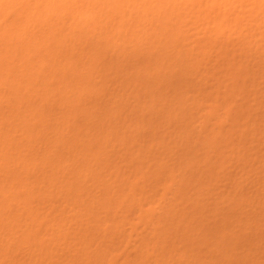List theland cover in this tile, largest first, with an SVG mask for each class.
Segmentation results:
<instances>
[{"label": "rangeland", "instance_id": "374dc122", "mask_svg": "<svg viewBox=\"0 0 264 264\" xmlns=\"http://www.w3.org/2000/svg\"><path fill=\"white\" fill-rule=\"evenodd\" d=\"M14 1H15V0H14ZM17 1H18L19 5H22V4H24V3L27 2L26 0H25V1H24V0H21V2H20L19 0H16V2H17ZM22 1H24V2H22ZM30 1L32 2L33 0H30ZM39 1L41 2L42 0H39ZM39 1H37V2H39ZM58 1H59V2H58ZM81 1H84V0H81ZM114 1H115V2H114ZM119 1H120V2H119ZM125 1H126V2H125ZM131 1H132V0H129L128 3H127V0H122V1H121V0H113V1H112V0H104V1H103V0H88L89 3H87L86 0H85L84 2H80V0H72V1L68 0V1H66V2H68V5H69V3H70V5H73V6H68V5H66V3L63 4V3H64L63 0H56V2H58V3L60 4V6H61V7H60V8H61V10H60L61 13H59V12H58L59 14L57 13V14H58V18H59V16L61 17V16L63 15V13H64V18L61 17L60 20H62V18L65 19V21L68 22L69 24L66 23L64 20H63V23L66 24V25H68V26L70 25L69 28H68V26H65L64 24H62V22L59 21V19L56 17L57 14L55 15L54 13H52L51 15L54 14L55 16H54V15H53V16H48V15H47L48 20H47V19H46V20H47L48 22H45V21H44V22L46 23V24L44 23V25H43V24H40V21H41V20H40V19H37V18H36V19H37V21L39 20V23L36 21L37 24H35V23H34V22H35V19H34L35 17H34V18H33V19H34V22H33V24H32V25H33L32 27H31V25L29 24V20H30V22L32 23V20H33V19L31 20V19H30L31 16H28V17H27L28 21L26 20V23L28 22L29 25L26 24V25H24V27H25V26H26V28H27V27H31L32 29L29 28L30 31H28L29 29L27 30L26 28H23V27H22L24 23H23V24L20 23V24H22V26H21L22 29H23V30H26L25 33L21 31L22 29H21L20 25L18 24V21L20 22V20H18V21H17V24L19 25V26H17L18 31H15V32H18V34L21 32V33H20V34H21V37H20V34H19V37H18L17 33H15V35H17V36H15L14 40L10 39V42H11V43H13V42L15 41L14 43H16V46H20V45H22L23 43H25V41L27 42V40H28V38H27L28 35H27V34H30V33H33V32H34V33L37 32V33L39 34L40 31H41L42 33H44V34H45V33L48 34V31H49V33L51 34V32H53V31H52L51 27H49L50 25L47 24V23H50V22H51V21H49V19H50L49 17H51L52 19L56 17V18H55L56 20L53 19L52 22H57V21H58L57 26H58V25H60V26L62 25V27H64V28H62V27L60 28V26H58V27L55 28V26H54V29L56 30V34H54V35L56 36L55 38H59L58 36L61 37V39H60L61 43H60V41L57 42V44L59 43V44L61 45V47H60V45L58 44V45H59L58 48H56L57 46L54 47V48H50V44H51V42H48V41H47L46 43H44V44H46V47H47L48 49H49V48L51 49V50L49 49L50 52L53 51V52H52V56H53L54 58L57 57L56 60H57L58 58L61 60V58H60L59 55H61V57H64V55H62V54L64 53V51H67V52H68V51H71V52H74V54L72 53L74 56L72 55V57H69L70 60H71L70 62H72V59L75 60V58H74V57H76L75 54L77 53V56H78V54H80V52H81L82 56L79 55V57H81V58H79V59H81V61H79L78 59H77V60H78L79 62H78L77 60H75V61L73 60L74 62H72V63H73L72 66H74V69L72 70L71 68H69L70 70H72L73 72H76V73H77V71H75V70L77 69V67H79L78 71H79V70L85 71L86 68H84V65L87 66V68H88V65H91V64H92V61H93V60H92V59H93L92 52H93V51H95V53H98V54H99V55H98V54H97V55L100 56L99 61H100L101 63H99L98 59H94L95 61H94L93 64H94V67H95V66H96V67H95V68L93 67L94 70L92 69V70L90 71V72H91V73H90V74H91V80L89 79V81H88L87 83H72V79H70V80H71V83H63V84H65V85H66V84H67V85L69 84L68 86H65V85H63L62 83H57V82H55V83H43L44 81L48 82V80H46V78L43 77V76H44L45 74L48 73V72H45V71H46V70H47V71L49 70V67H48V66H49V65H48L49 63H47V62H50L49 59H48V61H45V60H44L48 66H45V62H43V61H42V62H43L44 64H42V66H41V64H39V63H41V62H37V61H36V60H39V59H37L38 57H36L39 53H40V54H39L38 56H42V57L44 56L43 54H45L44 52H45V49H47V48H46V47H43V45H44V44H43V45L41 46V47L44 49L43 52H41V51H42V48H38L37 50L35 49L36 52L38 51L37 53H35L36 55L33 53V54H34V58H32V59H33L32 62H33L34 60L37 62V63H36V62L34 61V67H35V68L37 67V71H36L35 68L33 69V71H34V72H33L34 74H32L33 77H34V78H33V83H28V84H25V85H24V83H21V84L18 83V85H17V83H13L14 85H13L12 83H0V112H2L1 114H3L4 112L7 113V111H6V109H7V107H6V99H5V98L8 97L9 95H10L11 97H13V96H12V95H13L12 92L14 93L15 90L18 92L17 94L15 93L16 96H17L18 94H19V95H20V94H23V95H26V96H24L25 98L28 97V96H30L32 99H33V98H36V99H33L34 101H32V102H33V105H40V102H38V101H41V104L43 103V106H44L46 100L43 102L42 99L40 100V98H38V96L36 97V95H38V94H39V95H43V94H44L43 97L47 98L46 96H47V94H48V96L50 97V99H48L49 101H47V103H46V105L44 106V108H42L43 106H42V107H41V106H38V108L41 107V108H39V110H41L42 112H44L45 115H46V112H45V111H47V110H49V111L52 110V111H53V112L51 111L52 113H47V115H48V116L51 115L50 117L53 118V119L48 118V116H47L46 118H48L47 120H49V121H52V120H53L54 122H56V123H54L55 125L52 123L53 121H52V122H49V121L46 120V121H47V123H46V124H47V127H46V128H45V127L42 128V130H46L47 133H44V135L47 136V137H49V138H48V140H49V139H51L52 137H55V136H53V135L51 134V132H50V130L52 131V129H49L50 126L52 127L53 125H54V126H56V125H57V126H58V125L60 126V125H61V124H59V122H58L59 120L61 121V118H60L59 120L57 119L58 121H56V119H54V118H55L56 116H58V112H59L58 110H60L61 112H63V111L66 110V108L64 109L63 104H62L63 107L61 106V101L66 100L64 94H65V92L68 93V91L70 90L69 88H71V91L74 90L73 92H70V93H71L70 95H71L72 97L74 96V95H72V93L74 94V92L77 91V92H75V95L77 96L76 98H79L80 96H78V94H80V92H81V94H80L81 97L79 98V99H81V100H79V102H80V106H81L82 108H84V109H83L84 111H82V113L84 112V113H83L84 116L82 117L81 112H78V113H79L78 116H79L81 119H77V118H79V117L76 116V118L74 119V121H72L73 123L76 122V123H74V125H75V124H78V126H77V125H75V126H77V127L80 128V125L82 126V124H84V122L86 121V119H88V122L86 121V123H88V125L85 123L86 125L84 124L85 127L82 126V128H83L82 130H85V131H87V132L89 133V131H90V129H91V135H94V136H96V135L99 136V133L97 134V133H95V132H96V131H97V132H100V131L103 130V128H104V130L102 131V132H103L102 134H104V132L106 133V132L108 131V129H109L108 127H110L111 129H112L113 127H115V129H119V131H117L116 134H118V136H119L120 133H121V137H122V139H121V138H118V136H116V135H114L113 138H112L111 136H112L113 134H112V135H111V134H108V137H107V136H104V137H103V135L100 134V135H102V137H101L102 142H101L100 147H99L98 150L100 151V149H102L101 151H104V152H102L103 154H105V155H103V156H102L101 151H100V155H101L102 158H103L104 156L106 157V156L108 155V156L105 158L106 160H107V158H109L108 161L104 160V158H103V159L101 158L102 160H100V162H99V160H97V161H96V160H95V161H89V163H88V168H87V169H88V170L91 169V173H88V172H90V170L88 171L87 169H85V171L87 170V171H86V172L88 173V176H87V177H89V178L87 179V177H86V175H85V174H87V173L83 174V173H84V172H83L84 169L81 170L82 173H80V174H83L82 176H80L82 179H80L79 176H78L79 179L77 178V180L80 181L79 183H81V182L83 183V184L81 183V186L83 187L82 189H84V192L86 193L85 190H87V192H88L89 194H91L92 189H93V191H94L93 193L97 194L96 192H98V190H99L98 188H100V190H101V189H102L103 187H105V186H107V188H108V187L110 188L111 186H113V187H111V188L109 189V192L111 193V191H113V190L117 187V186H116V185L118 184L117 182H121V183H120L121 185H120V184H119V185H120L122 188H119L120 190L118 189L119 192H117L118 190H117V188H116L117 191H116L115 194H117V195H115V194L113 195V194H112L113 196H111V194L108 193V194H110L111 197H113V198H111V202H112V199H113V202H112V203L110 202V203H111L110 205H108V204H109L108 201H109L110 199H109V200L107 199V202L105 201L106 198H105L104 195L107 196L108 194H102V193H103V190H102V191L99 190V193L96 195V196H98V195L101 193V194H100V195H101L100 197H103V196H104V197L102 198V199H104V200H101V201H100V202H101V205H102L101 207L104 206L103 204L108 203V204H106L105 206L109 207L108 209L110 210V211H109V210L107 211V209H106L107 212H110V215H109V213L104 212V209L102 210V208H101V209H100V208H97V210H98V209H99V210H98L97 212L95 211L96 214L99 213L98 216H100V214H101V216H100L99 218L97 217V220L101 219V220L104 221V219H108L110 222H111V220H112L111 223L108 221V223H109V224H108V228H107L108 231H109V229L111 228L110 226L114 227V225H115L114 223H115L117 220L119 221V223H117V222H116V223H117L118 225L123 226V228H125V230L123 229L122 231H126V230L129 228V229H128L129 231L124 232V234L120 232L121 234L119 233V234H118V237H117V233L119 232V231H118V228H116V230L118 231L117 233H115L114 231L111 232V233H115V236H116V237H115L114 234L111 235V236H113V240H114V241H115V239H116V240L118 239V240L115 241V242H114L113 240H112V242H111V240H110V244H111V243L114 244V245H113L114 248H112L113 251H110V250H108V251L111 252V253H113V252L115 251L114 253L116 254L117 251H118L119 249L121 250L120 252L118 251V252L121 254V256H119V255H120V254H119V255H118V256H119L118 259H116V261H119V262H115V263H118V264L120 263V264H121V261L125 259V255H126V253H127L128 255H131V254H132V256H131L132 259H134V258H135V255H137V253H135V251L133 250V248L127 246L129 249L126 250V248H123V246H124L125 244H124L123 246H122V244L124 243V240H125V242H126V239L128 238V233H131V232H130L131 227H129V226H132V225H133L132 222H135V220H136L135 218H137V217H136V216H137V213L140 212V210H139L137 207H135V206H136V203L133 201V198H134L133 196H134V195H135V196L137 195L136 197H137V200H138V199H139V198H138L139 193L137 194V191L140 190V189H141V191H144V189H145L146 187L149 186V189H151V190H149L148 188H146L145 191H144L145 194L142 193V192H140V193H141V194H140L141 196L139 195V197H140V199H141V201H142V195H143V196H144V195L146 196V192L148 191V192H147V196H146V197H148V198H146V200H148V199L150 198V200H149V203H150V204H148V202H146V201L144 200V199H145L144 197H143V198H144V199H143L144 201H142V202L139 201V202L141 203L142 206L144 205V206H143V209H145L147 205H149V206L152 205V207H154V206L156 205V207H157V206L159 205V203H160L159 200L162 201L160 204L163 205V203H164V204L167 203V205H169L168 207H171L170 204H168V203H172V202L174 203V202H175V204H177V206L173 204V205H174L173 208H172V209H169V210H168V208H166V207H167V206H166V207H165L166 209L164 208V212H162V213H160V214L157 213V215H156V214L154 213L155 216H153V221L157 219V218L154 219V217L162 216L163 213H165V214L168 215V213L165 212V211H169V213H170L171 215H172V212H173V213H174V212H178V210H179L178 213H180V212L183 211V210H185L186 213H187V214H186V213H184L185 211H183V214H182V212H181L178 216H177V215H172L173 218H170L171 215H168V216L166 215V216H165V219H164V220L162 219V220H163L162 222H159L158 224H157L156 222L151 223V224H154V223H155V224L158 225V226H159L160 223H162V224L160 225V228H161V229H160V228L157 229V230H159V232H161V233L164 232L165 227H166V226H169L168 223H170V224H171V223H172V224L174 223V226H176V225H175L176 220H177L178 218H180V217H179L180 215L182 216V218H183L184 220H186V221H183V222L188 223V224H187L188 226H189V222L187 221L188 219L190 220V222H191L192 220L194 221V222L192 221V222L190 223L191 225H193V223L195 224V221H196V220H197V222H201V223H199V224H202V222H204V224H205V223L208 224V225H206V224L204 225V224H203V225H204V228L207 227V229H204V228H203L202 231L199 229L200 227L198 226L199 224H198L197 222H196V225H194V226H191V225H190V227H189L190 230H191V231L194 230V232L192 233V232L189 230V232H190L189 234L192 233L191 236H193V237H191V236H189V235H188V236L191 237V238H196V237H194V235L196 236V233H197V235L199 234V235H201V236L198 235L199 237L197 238V240H196V239H195V240L193 239V241H194V242L192 241V244H193V245H192L191 243H188L189 245H186V244L184 243V240H185V239L183 238V239H184V240H183V243H184V245H186V247L182 244V242L179 244V240H178L179 238L176 237V236L174 237V235H173V234H177L179 231H182V232H183V230H180V229H184L185 227H184L183 225H185L186 223H185V224L183 223V225H181V227L183 226L182 228H180L179 226H177L179 229H176V227H175V229H176L177 231H176V232L174 231V232L172 233V237L177 238V240L175 239V242H174V243L177 245V247H175L176 245H174V247H175V248H173L174 250L177 249V248H178L177 250H181L182 248L179 249L180 246H181V247H184L186 250H187L188 248L192 249V247H194V246L196 245V246L193 248V250H189V253H190V254H189V257L191 258V259H189L190 261L188 260V258H189V257L187 256L188 253H185V254H184V255H186V256H184V257H186L185 259H186V261H187V264H189V262H190V264H205V262H206V264H217V263H218V264H219V263H220V264H225V262H226L227 260H226V258H224V254L229 258V256H228V252H229L230 250L233 251V252L231 253V251H230V252H229V255H230L232 258L235 259V260H234V259L232 260V263H233V264H236L237 262H238V264H242L243 262H244V264H251L252 261H253L254 264H255V263H256V264H264V245H262V244H264V243H261V242H260V241H264V231H262V230H264V228H262V227H264V226H262V225H264V217H262V216H264V215H262V214H264V213H262V214L259 215V211H260V213H261V212H264V209H262V208H264V204H262V202H264V191H262V190L260 189L261 187H264V186H262V185H264V178H261V177H260L261 174H262V176H264V173H262V172H264V169H262V168H264V163L260 164L261 162H264V159H262V158H264V155H262V152H264V149H261V148H264V141H260V140L264 139V119H262V117H264V105H262V107H261V105H260V104L264 103V102H262V101H264V80H262V79H264V75H262V73H264V71H262V73L259 71V70H262V68H264V66L259 65L260 63H261L262 65H264V60H262V59H264V58L261 59V57H262V56H261V53H262V55H264V45H262V44H264V43H261L262 41H264V37H262V38L259 37V35H261V36L264 35V23H262V22H264V20H262V19H264V17H262V16L259 17L261 14L264 15V13H262V12H264V11H261L262 9H264V7H261V6H264V0H260L261 2H260L259 0H257V1L255 0L256 2L253 1V2H255V4L253 3V4L255 5V6H254L255 10H254V8H253V6H252V5H253L252 2L250 3L248 0H246L247 3H246V1H244V0H243L244 2H243L242 0H239V1H238V0H231V1L227 0V2H230V4H231L232 7H233L234 3L237 2V4H235V5H236L235 8L233 7L234 9L228 6V3H226V0H225V2H224L226 5H224L223 0H218V2H221L222 5H224V6H228L229 9H230V12L233 11V14H234V15H232V16H234V18H236V16H235L236 14H235L234 12H238V11H241V12H242L243 9L246 10V8H247V9L249 8L250 11H249V10H248V11H249V13H251V16H252V14H255V15H254L255 17L252 16V18L249 19L251 16L249 15V17H248V15H247V14H248V11H247V10H246L247 13H246L245 11H244L242 14H241V12H238V13H237V15H238V19H240L239 16L241 17V15H243V14L245 13L244 16H242V18L244 17V19L241 18L240 21H237V24H238V22H239L238 26L240 27V29H239L238 26H236L237 24L234 25V21H236V20H238V19L235 20V19L233 18L234 21L232 20V22H231V18H229V16H230V17H232V16L230 15V12H229V16H228V12H227V11H228L229 9H226V8H228V7H224V8H225V9H224V8H222V7H223L222 5L219 6V4H221V3L217 4L218 2L216 3V2H214L213 0H212V2H210L211 0H203V3H202L201 0H200V4H202V5L200 6V9H202V12H201L200 14H202V13L204 12L205 14H203V16L206 15V16H205L206 18H205V17H202V15H201V17H202V19H200L201 21L199 20V17H200L199 12H200L201 10H199V8H197V9H198V10H197L198 12H197V11H193L194 9L196 10L195 7H196L197 3H199V0H193V2H194L195 5H194V9L192 10V12H193L192 15H195V12H196V15H198V16H197L198 19H193L194 21L191 20V19H189V18H193L192 15H191L190 17L187 16V15H190V13H191V12H190V11H191L190 9L193 8V7L190 8V4H193V3L189 2V1H191V0H189V1H188V0H174V1L172 0V2L170 1V4H167L168 2H166V3L164 2V3H165V4H164V3H163V0H162V1H161V0H155L156 2H155L154 0H150V1H149V0H147V1H146V0H134V3H135L134 5L132 4L133 2H131ZM136 1H137V2H136ZM184 1H186V3H185ZM187 1H188V2H187ZM235 1H236V2H235ZM240 1H242V3H244V4H241ZM251 1H252V0H251ZM12 2H13V1L11 0L10 4H15V3H12ZM77 2H78V3H77ZM122 2H124L125 4L122 3ZM153 2H154L155 4H153ZM180 2H181V3H180ZM213 2H214V4H213ZM238 2H239V4H238ZM18 3H16V4H18ZM75 3H77V5H74ZM111 3H112V4H111ZM158 3H161V4H158ZM245 3H246V4H245ZM256 3H259L260 6H257ZM33 4H34V3H33ZM36 4H37V3H36ZM55 4H56V3H55ZM120 4H121V6H119ZM136 4L138 5L137 7H140V9L137 8V7L135 6ZM151 4H152V7H151ZM166 4H167V5H166ZM188 4H189V5H188ZM215 4H216V5H215ZM247 4H248V5H247ZM19 5H17V6H19ZM25 5H26V4H25ZM29 5H32V4H29ZM125 5H126V6H125ZM131 5L133 6L132 8L130 7ZM139 5H140V6H139ZM145 5H146V6L149 5V9H148L147 7H145ZM162 5H163V6H162ZM165 5H166V6H165ZM168 5H169L170 7H169ZM171 5H172V6H171ZM175 5H176V6H175ZM178 5H179V6H178ZM181 5H182L183 7H180ZM198 5H199V4H198ZM217 5H218L219 8H217ZM241 5H243V6H242L243 8L241 7ZM65 6H68V7H70L71 9L67 10L68 7H65ZM81 6H82L83 8H82ZM101 6H103V7H101ZM107 6H108L109 11L107 10ZM142 6L145 7L146 9H148V11L146 10V11H147V14H148V15H147L148 20H147V18H145L146 15L143 14V13H144V12H143V11H144V10H143L144 8H143ZM153 6H154V7H153ZM161 6H162V7H161ZM164 6H165L167 9H166ZM167 6H168L169 8H168ZM191 6H192V5H191ZM202 6H204V8H207L209 11H208L207 9H206L207 12H206L205 10L203 11ZM247 6H248V7H247ZM4 7H6V5L2 6L3 9H2V8L0 9V11L2 10V11L0 12V19H1V17H3L2 14L6 13V12H5L6 10H5ZM13 7H14V6H13ZM13 7L11 8L13 11H15L16 9L19 10V7H16V5H15L16 8H14L15 10L13 9ZM42 7H44V5L39 6V7H38V11H39V9L42 10ZM64 7H65V8H64ZM110 7H111L112 9H111ZM118 7H120V10H118V9H119ZM128 7L131 8V9L133 10L134 13L131 12L132 10L130 11V9H129ZM159 7L162 8V9L159 10ZM163 7H164V8H163ZM175 7H176L177 9H176ZM178 7H179V8H178ZM187 7L189 8V10L187 9ZM240 7H241V8H240ZM256 7H260V8H257V9H256ZM32 8H33L32 6H31V7L29 6V9H32ZM60 8H59V9H60ZM101 8H102V9H101ZM134 8H135V9H134ZM154 8H155V9H154ZM171 8L174 10V12H173L174 15L176 14V11L178 12L179 16H178V14H176L175 16H178V18H182L183 21L186 20V21H184V22H186V23L188 24L187 26H186V24L182 25L181 23H183V21L180 23V24H181L180 27H183V29L181 28V31H180V32H182V33L186 32V33H185L184 35L182 34V36H183L184 38L181 37V34H180V33H179L180 36H177V34H176L177 37L175 36V38H178L179 40H178V39H177V40L174 39V40H175V41H178V44H176L177 42H174L173 40L170 39V37H172V39H173V35H175V33H174V32H175V29H174V28H175V26L178 24V21H177V24L174 23V22H175L174 19H178L177 17L175 18V16H172L173 19H170V20H169V18H168L169 11H173V10H170ZM174 8H175V9H174ZM239 8H240V9H239ZM261 8H262V9H261ZM11 9H10V12H11ZM29 9H28V10H29ZM79 9H80L81 11H80ZM82 9H83V11H82ZM92 9H94V10H92ZM110 9H111V10H110ZM136 9H138V10H136ZM178 9H179V10H178ZM181 9H183V10L186 9V10L188 11L187 13H189V14H187V13L185 14L184 11H182ZM218 9L221 10V12H222V11L225 12L224 10H226V12H227V18H228L227 21L229 22V20H230L229 23H231V26H230V24H229L227 21H226V22H227V24L230 26V29H229V30H231V29L234 27V28H233L234 30H231L233 33L231 32V34H230V31H228V28H227L228 25H226L225 20H223V19H224V18H223V17H224L223 14L226 15V12H225V13L222 12V14H221V12H220ZM232 9H233V10H232ZM235 9H236V10L238 9V10L236 11ZM33 10H35V9H33ZM45 10H46V9H45ZM45 10H44V12H45ZM84 10H85V11H84ZM102 10H103L104 12H103ZM134 10H135V11H134ZM140 10H141V11H140ZM155 10H156V11H155ZM158 10H159V11H158ZM162 10H164V11L162 12ZM166 10H167V13H168L167 15H165V14H166V13H165ZM186 10H185V11H186ZM256 10H257V11L259 10V11L256 12ZM58 11H59V10H58ZM62 11H63V12H62ZM76 11H77V12H76ZM89 11H90V12H89ZM111 11H112V12H111ZM117 11H118V12L120 11V12L118 13ZM149 11H151V12L149 13ZM157 11H158V12H157ZM160 11L162 12V14L165 13L164 15H162V14H161V15H162L164 21H167V22H166L167 24H166L165 22H163V19H162V18H160V17L158 18V15H159V12H160ZM254 11H255V13H254ZM8 12H9V10H8ZM39 12H42V13H43V11H39ZM67 12H68V13H67ZM78 12H79V13H80V12H85V13H88V14H83V15H82L83 17H82V16L78 15V14H79ZM106 12H107V14H106ZM126 12H127V13H126ZM140 12H143V13H140ZM179 12H180L181 14H180ZM218 12H220V13L218 14ZM252 12H253V13H252ZM24 13H25V12H24ZM42 13H41V14H42ZM45 13H46V12H45ZM48 13H50V12H48ZM90 13H91V14H90ZM111 13H112V14H111ZM113 13H114V14H113ZM128 13H129V14H128ZM170 13H171V12H170ZM25 14H26V13H25ZM30 14H32V13H30ZM33 14H34V13H33ZM35 14H37V13L35 12ZM35 14H34V15H35ZM68 14H69V15H68ZM71 14H73V16H75V18L72 17V16H70ZM100 14H101V15H100ZM103 14H105V15H103ZM110 14H111V16H110ZM121 14H123V15H121ZM133 14H135V16H134ZM140 14H143V15H140ZM171 14H172V13H171ZM171 14L169 15L170 17H171ZM231 14H232V13H231ZM239 14H240V15H239ZM259 14H260V15H259ZM10 15H11V17H12L13 14H10ZM34 15H33V16H34ZM38 15H39V13H38ZM38 15H37V16H38ZM49 15H50V14H49ZM76 15H77V17H76ZM84 15H85L86 18L84 17ZM87 15H88V16H87ZM127 15H131V16H130L131 18H129V16H127ZM132 15H133V16H132ZM181 15H183V16H181ZM208 15H209V16H208ZM220 15H223V16H220ZM245 15H247V16H245ZM258 15H259V16H258ZM43 16H44V13H43ZM65 16H66V17H65ZM68 16L71 18V19H70V20H72L71 22H70L69 19H67ZM89 16H90V17H89ZM104 16H105V18H104ZM120 16H121V17H120ZM123 16H125V17H123ZM136 16H137V17H136ZM140 16H141V17H140ZM143 16H144V17H143ZM155 16H156V19H154ZM180 16H181V17H180ZM185 16H186V17H185ZM38 17H39V16H38ZM110 17H111L112 19H111ZM117 17H119V18H117ZM138 17L140 18V20H139ZM151 17H153V18H151ZM195 17H196V16H195ZM197 17H196V18H197ZM245 17H247V18H245ZM256 17H259L260 19H259V18H256ZM24 18H25V17H23V19H24ZM40 18H43V17H41V15H40ZM77 18H78V20H77L78 22H77V21L75 22V20H76ZM84 18H85V19H84ZM89 18H90V19H89ZM132 18H133V19H132ZM143 18H145V20H142ZM210 18H211L212 21L209 22L208 20H210ZM219 18H220V20H219ZM225 18H226V16H225ZM253 18H254L255 21L253 20ZM44 19H45V18H44ZM79 19H80V20H79ZM129 19H132V20L130 21ZM151 19H153V21H152ZM166 19H167V20H166ZM204 19H205V21L207 20V22H205ZM221 19H222L223 21H222ZM246 19H247V20H246ZM248 19H249V20H248ZM24 20H25V19H24ZM54 20H55V21H54ZM83 20H84V21H83ZM92 20H93V22H92ZM94 20H95V21H94ZM104 20H105V21H104ZM171 20H172V21L174 20V21L171 23V22H170ZM195 20H196V21H195ZM197 20H199V21H197ZM202 20L204 21L205 24L203 23ZM214 20H219V22H222V23L224 22V23H225V27H223L224 25H222V29H223V31L225 32V34H224V32H222V37L225 38V39H224L225 43H227V42H228V43H227V44H222V45H225V46H223V47H224V51L227 50L226 54H227L228 56L225 55V54H223V53H222V55H221V54H220L221 51H220V53H218V52H219L218 49L221 48V47H219V45H220L221 42L223 43V38L221 37V34H220L221 32H220V30L218 31V32H220V33H218L219 36H216V35H217V32H215V33H216L215 35H214V32H211L210 34H209L210 31H207V32H206L207 39H209V40H213V41H215L216 44H219V45H217L218 47L216 46L218 49H217V48H216V49L213 48V49L215 50V52L218 51V52H216V53L213 52L214 55L217 57V59H216V57H214V55H213V53H212L213 49H212V50H208V52L212 53V54H211L212 56H211V55L209 56V53H208V52H207L208 56H206V58H205V55H207V54L204 55L203 52H202V53H201L202 55H201V54L199 53V52L201 51V50H200V47L198 46L199 43L197 44V47H199V48L195 49L196 47H194V50H198V49H199V51H196V52H198V54H200L201 56H204L203 59H202V57H201V60H204V59H205V61L210 62V63H207V64H208L209 66L212 65V66H211L212 68H213V63H215V61H212L213 59H215L216 61H218L219 58H220V60H221V59H222V60H223V59L226 60L225 58L228 57V59L230 58V62H231L232 58H234V59L236 58V59H237V58L239 57V56H237V55L240 54L239 59L241 60V59L243 58L245 61H247V62L244 63V62H242V60H243V59H242L240 63H242L243 66H244V64H245V68H246V66H247V68H246V70H244L245 68L242 67L243 70H242V68L240 69V71L237 70L239 66L241 67V65H238V62H237V61H239L238 59H237L236 61L233 59V60H232V63H233L234 65L237 63V64H236V67H237V68L234 66V68H232V71H233V70H236L237 72L239 71L240 73H241V71H242L241 74L243 75V74H244L243 71H246V73H249L250 70L254 69V70H253V73H254V72H256V73L253 74V73H251V72H252V71H251L249 74H251L252 76H251V75H250V76H249V75L247 76L246 73H245L246 75H243V76H242V75H240V73L238 72V74H239L240 77H242V78H247V79H246V80L242 79V80H244L246 83L243 82V81H241V79H240V81L242 82V83H240V82H239V79H238L239 76H238V77H235V76H234V78H236L237 80H234V79H233V80L236 81V82H237V81L239 82V83H236V82L233 83V84H235V85H234V88L237 87V88H236L237 91H236V89L232 88V87H233V84L231 85V81H232V80L230 81L229 76H228V79H229V80L226 79L227 77H226V78L222 77L223 75H224V76L229 75V74L225 75V73H223V72L221 71V70H223V67H225V66H222V64L225 65V64L223 63L224 61L222 62V60H221V63H220V61H218L217 65H214L215 67H214L213 69H212V68H209V66L206 67V66H205L206 64L204 63L205 61H199V62H198L197 60H195V59H197L198 57H199V59H200V55H198L197 57H196V56H193L195 51L193 52V54H191L190 51L193 50V47H192V50H190L189 48L186 47V46H189V45H190V47H191V45L193 46L194 43H193V44L190 43V44L188 45V42H193L194 40H196V36H198L199 38H200V37H203V36H201V35H203L202 32L204 31V28H205V27L210 26V25H215V28H216V24L218 23V21H214ZM242 20H243V21H242ZM250 20H251V21H250ZM256 20H257V21H256ZM260 20H261V21H260ZM22 21H23V20H22ZM22 21H21V22H22ZM103 21H104V23H103ZM121 21H122V22H121ZM123 21H124V24H123ZM135 21H136V22H135ZM138 21H140V22H138ZM141 21H143V22H141ZM157 21H159V22H157ZM189 21L191 22V24H193L192 26H194V24L196 23L195 26L197 27V29L200 28V27L202 26V23H203V25H205V27H203V26H202L203 28L201 27L203 30L201 29V32H199V33H201L200 35H199V33L196 34V31L198 32L200 29L197 30L196 28L191 27V24L189 23ZM247 21H248V22H247ZM252 21H254V22H252ZM258 21H259V22H258ZM23 22H24V21H23ZM59 22H60V23H59ZM79 22H80V23H83L84 25L87 24V25H88L87 27H89V28L86 29L87 27L85 26V28H84L85 30H84V29H83V26H84V25H83V24L80 25ZM89 22H91V24H90ZM95 22H97V23H95ZM117 22H118L119 24H117ZM128 22L130 23V25H129ZM133 22H134V23H133ZM151 22H152V23H151ZM154 22H155V24H154ZM156 22H157V23H156ZM161 22L164 23V24L162 25ZM197 22H199V23H201V24H199V23L197 24ZM208 22H209V23H208ZM212 22H213V23H212ZM216 22H217V23H216ZM241 22H244V23L242 24ZM251 22H252V24H251ZM257 22L260 23V24L262 23V24L259 26ZM42 23H43V22H42ZM70 23H72V25H71ZM74 23H75L76 26H77V24H78L79 30H80V28H81V30H84V32L86 31L87 33H86V32L84 33V32L81 31V30L77 32L76 29L78 30V27L76 28L75 25H74ZM85 23H86V24H85ZM115 23H116V24H115ZM210 23H211V24H210ZM215 23H216V24H215ZM224 23H223V24H224ZM249 23H250V25H251V27H252L250 30H248L249 28L246 27V26L244 25V24H246V25L248 26ZM17 24H16V25H17ZM93 24H95V25H94L95 27L93 26ZM101 24H102V25H101ZM104 24H105V26H106L107 28L104 26ZM107 24H108V25H107ZM137 24H138V26H141V27H139L140 29L138 28ZM146 24H148V26L145 28V25H146ZM171 24H172V25H171ZM180 24H178V25H180ZM208 24H209V25H208ZM27 25H28V26H27ZM38 25H42V26H44V28H42L41 26H39V28H37ZM73 25H74V27H75L76 29H75V28H72ZM79 25H80V26H79ZM90 25L93 26V29H92V27H91ZM96 25H98V26L100 27V29H99V27L96 26ZM153 25L156 26L157 29H156V28L153 29V27H154ZM161 25H162V26H161ZM164 25H166V26L164 27L165 29L163 28ZM178 25H177V26H178ZM197 25H198V26L200 25V26L198 27ZM206 25H207V26H206ZM232 25H234V26L232 27ZM240 25H241V26H240ZM242 25L245 26V29L243 28ZM168 26H170V27H168ZM171 26H172V27H171ZM177 26H176V27H177ZM184 26H186V27H184ZM189 26H190L191 28H193L194 31L196 30V31H195L196 36H194L195 34H194V31H192V29H190V30L188 29V30H187L188 33H187L186 30L184 31V29H187V27L190 28ZM226 26H227V27H226ZM235 26H236V27H235ZM254 26H255V28H254ZM256 26H257V27H256ZM33 27H34V30H33ZM35 27H36V28H35ZM45 27H46V28H45ZM66 27H67V29H69V31H72L71 28L74 29L73 32H75V34H76V32L79 33L80 35L82 34V35L80 36V37L82 38L81 40H83V38H84V41L81 42V40L78 41V39H76V38L74 37V38L76 39V41L73 43V44H74V45H73V49H72V45H71V44H72V42L74 41V38L72 39L71 37H72V36H76V35H74L73 32H71V36H70V38H69V41H70V40H73V41H71V43H70V42L67 40L68 37H69L70 32L66 29ZM90 27H91V28H90ZM108 27H109V30H110V31H109V30L106 31V29H108ZM110 27H111V28H110ZM117 27H118V28H121V29L119 30V29H117ZM173 27H174V28H173ZM211 27H213V26H211ZM220 27H221V26H220ZM231 27H232V28H231ZM237 27H238V30H237ZM249 27H250V26H249ZM261 27H262V29H261ZM40 28H41L42 30H40ZM94 28H95V29H94ZM124 28H125V30H124ZM149 28H150V29H149ZM177 28H178V27H177ZM215 28H214V29H215ZM235 28H236L237 31H235ZM242 28H243V29H242ZM246 28H247V31H246ZM20 29H21V30H20ZM43 29H44V30H43ZM50 29H51V30H50ZM61 29H62V30H61ZM89 29H91V32L89 31ZM135 29H137L138 32H136ZM141 29H143V30H141ZM151 29H152L154 32L151 34V37H150L149 32L151 33V31H148V30H151ZM162 29H163V30H162ZM173 29H174V30H173ZM210 29H211V28H209V30H210ZM212 29H213V28H212ZM219 29H220V28H219ZM254 29L257 30V32H255ZM39 30H40V31H39ZM57 30H58V31H57ZM65 30L68 31L69 33L65 34V33H64ZM93 30L95 31V33H94ZM121 30H122V31L124 30V31L122 32ZM145 30H146V31H145ZM157 30H159V31L157 32ZM176 30H177V29H176ZM179 30H180V29H179ZM179 30H177V33L179 32ZM182 30H183V31H182ZM206 30H208V27L206 28ZM240 30H241V33H242V34H241V37L244 35L243 37H244V39H245V35H246V33H247V35L251 33V34H252V35H251L252 37L249 35L251 39H250L248 36H247L248 39H246L245 41L242 40L243 37H242V39H238V38H241V37H240V32H239ZM258 30H259V31H258ZM261 30H262V31H261ZM38 31H39V32H38ZM61 31H62V32H61ZM96 31H97V32H96ZM100 31H101V33H100ZM129 31H130V32H129ZM144 31L147 32V33H145ZM162 31H164V32L162 33ZM171 31H173V32H171ZM191 31H192V32H191ZM211 31H213V30H211ZM216 31H217V29H216ZM242 31H243V32H242ZM244 31H245V32H244ZM260 31H261L262 33L259 34ZM57 32H58V33H57ZM60 32H61V33H60ZM88 32H89V33H88ZM98 32H99V33H98ZM133 32H135V35L139 34V36H138V35L135 36ZM140 32H143V33H141V35H140ZM159 32H160V33H159ZM190 32H191V33H190ZM237 32H238V33H237ZM37 33H36V34H37ZM53 33H55V32H53ZM53 33H52V34H53ZM105 33H107V35L110 36V39H111V40H109L110 42H108V43L104 40L105 38H107V37H106L107 35H106ZM108 33H109V34H108ZM129 33H132V34H133V35H132L133 37H130L131 34H129ZM155 33H156V34H155ZM170 33H172V34L174 33V34L172 35V34H170ZM234 33H237V34H236L237 36H235ZM58 34H59V35H58ZM60 34L63 35V36H61ZM72 34H73V35H72ZM86 34H87L88 37H86ZM97 34H99L98 36H100L99 39H97V37H98ZM101 34H102V35H101ZM154 34H155V35H154ZM186 34H188V35H186ZM189 34H190V35H189ZM191 34H192L193 36H192ZM212 34H213L214 36H216V37H221V38H219V39H218V38L215 39L216 37L213 38V39H210L211 37L208 38V36H209V35L211 36ZM229 34L231 35L232 40H231V38H229V37H230ZM238 34H239V37H238ZM255 34H257V35H255ZM84 35H85V36H84ZM103 35H104V37H105L104 39H103V37H102ZM127 35H128V37H127ZM146 35H147V36H146ZM158 35H160V36H162V37H159ZM167 35H168V39H169V41H166V40H168L167 37H166ZM169 35H170V36H169ZM185 35H186V37H185ZM223 35H224V36H223ZM233 35H234V36H233ZM77 36H79V35H77ZM92 36H93V37H92ZM94 36H95L96 38H95ZM112 36H113V37H112ZM145 36H146V37H145ZM154 36H155V38H154ZM189 36L191 37V41L186 40L187 42H185L184 40H185V39H188ZM206 36H205V31H204V37H206ZM214 36H213V37H214ZM232 36H233V37H232ZM255 36H257L258 38H260V40L258 39V41H260V43H259V42L257 43V37H256V39H255ZM16 37H17V38H16ZM90 37H91V38H90ZM123 37H124V39H126V42H125V40L123 39ZM129 37L132 38L131 40H133V41H132L133 43L136 42V39H134V37H136V38H140V40H141V38H143L142 40H144V38H145V40H147V41L144 42V41L141 40V43H139L140 41H139V42L137 41V42H138V46L141 45V46H140V47H141V48H140V51H138V53H137V51L134 52L133 49H131L132 47H134V44L137 45V42L133 44V43L131 42V40L129 39ZM148 37H149V38H148ZM179 37H180V38H179ZM198 37H197L198 40L194 41L195 44H196L197 42H199V38H198ZM204 37H203V38H204ZM236 37H237V38H236ZM18 38H19V39H18ZM62 38H63V40H62ZM114 38H115V43H112L111 41H113ZM156 38H157V39H156ZM193 38H194V40H193ZM203 38H200V39L203 40ZM15 39H16V40H15ZM17 39H18V40H17ZM24 39H25V40H24ZM165 39H166V40H165ZM182 39H183V40H182ZM207 39H206V40H207ZM229 39H230V40H229ZM233 39H236V40L234 41ZM254 39H255V40H254ZM261 39H262V40H261ZM11 40H12V41H11ZM88 40H89V41H88ZM90 40H91V41H90ZM98 40H99V42H97ZM100 40H101V42H100ZM180 40H181L182 42L184 41L185 44L187 43V45H185L184 43H183V45H181L182 42H181ZM192 40H193V41H192ZM204 40H205V38H204ZM209 40H207V41H209ZM217 40H219V41L221 40V42L218 43L219 41H217ZM226 40H227V42H226ZM237 40H238V42H237ZM239 40H240V43H241V44L239 43ZM250 40H251V41H250ZM17 41H18V42H17ZM54 41H55V40H54ZM62 41H63V43H62ZM95 41H96L97 43H95ZM118 41H120V42L123 43V44H121L120 42L118 43ZM153 41H154V42H153ZM163 41H164V42H163ZM170 41H171V43H170ZM179 41H180V42H179ZM207 41H206V42H207ZM213 41H211V43H210L211 45H210L209 42H208V45H210V46H208V48H211V46H212V44H213ZM232 41H233V42H232ZM248 41H249V42H248ZM253 41H254V42L256 41V43H257L258 45H257V44H254ZM8 42H9V41H8ZM55 42H56V41H55ZM86 42H87V43H86ZM88 42H89V44H88ZM90 42H91V44H90ZM116 42L118 43V46L116 45ZM128 42H129V43H128ZM147 42L149 43V45L151 44V46H153V47L158 46V45L160 44V47H159V48L156 47V48L159 49V50H160V48H161V50L158 51V50L155 48V50H156V51H155L154 49H152L151 46H147V47H146L145 45H148ZM161 42H162V44H161ZM172 42H173L174 45H176V48H172V47H175V46H173ZM203 42H204V41H203ZM206 42H205V43H206ZM230 42H232V43H234V44H236V43L238 44V43H239V44H238V48H237L239 51L236 50V49H235V51H234L233 48L235 47V45L232 44V43H230ZM244 42H245L247 45L244 44ZM250 42H252V45H251ZM11 43L8 44L10 47L7 48V49H9V50H11V48H15L14 46H11ZM69 43H70V45H69ZM78 43H79V45H78ZM100 43H102L103 45H102V44L100 45ZM110 43H111V44H110ZM124 43L126 44V46H125ZM144 43H145V45H143V50H144V48H145L147 51H146V50H144V51L142 50V44H144ZM152 43H153V45H152ZM164 43H165V44H164ZM249 43H250V44H249ZM53 44H54V42H53ZM67 44H68V45H67ZM76 44H77V45H76ZM80 44H81V45H80ZM87 44H88V46L91 45V47H90V46H89V47L84 46V45H87ZM104 44H106V45L109 44V47L112 46L111 48H113V47L115 46V47H114L115 49L113 48V49L111 50V48H108V49H107V47H106V48H103V47L105 46ZM113 44H114V45H113ZM120 44H121V46H120ZM127 44H128V45H127ZM130 44H131V45H130ZM132 44H133V45H132ZM157 44H158V45H157ZM195 44H194V45H195ZM200 44H202V43L200 42ZM216 44H213L212 47H215L214 45H216ZM237 44H236V45H237ZM243 44H244V46H242ZM259 44H260V47H259ZM8 45H7V46H8ZM55 45H56V44H55ZM110 45H111V46H110ZM129 45L132 46V47L130 48ZM136 45H135V48H136ZM161 45H162V46H161ZM171 45H172V46H171ZM203 45H204V44H203ZM206 45H207V44H206ZM206 45H204V46L206 47ZM233 45H234V47L232 48ZM240 45H241V46H240ZM245 45H246V46H245ZM254 45H255L257 48H260L262 52H260L259 49H257V51H259L258 53H257V51L255 52V46H254ZM51 46H52V45H51ZM62 46H63V47H62ZM69 46H70L71 48H70ZM75 46H77L76 49L74 48ZM78 46H80V47H78ZM83 46H84V48H82ZM102 46H103V47H102ZM123 46H124V47H123ZM168 46H169V47H168ZM177 46H179L180 48H182V47L184 46V49H181V50H180V52H179L180 54L178 53V51H179L180 48L177 47ZM195 46H196V45H195ZM200 46L203 47L202 45H200ZM226 46H229V48L231 47V49H228V47H227V49H225ZM250 46H251V47H250ZM261 46H262V47H261ZM59 47L62 49V51H61V49H60ZM68 47H69V48H68ZM85 47L88 48L89 50L86 49ZM93 47H97L96 50H94L95 48H93ZM149 47H150V48H149ZM163 47H164V48H163ZM170 47H171V48H170ZM185 47L187 48V51L190 50V51L188 52V54L190 53L189 55L187 54V52H185V51H186V50H185ZM236 47H237V46H236ZM240 47H243V48H241V50H243L244 47H247L248 49H247V48H246V49H247L248 53H247V52H244V51H246L245 49H244L243 52H244V53H247L248 55L246 54L245 56L242 57V56H241L242 53L240 52V51H241V50H240ZM33 48H34V46H33ZM35 48H37V47H35ZM55 48L58 50V51L56 52V54L60 51V54L58 53V56L55 55V50H54ZM67 48H68V49H67ZM116 48H118V49H116ZM124 48H125V49H124ZM162 48H163V49H162ZM167 48H168V49H167ZM169 48H170V49H169ZM178 48H179V49H178ZM203 48H204V47H203ZM48 49L46 50V52L48 51ZM52 49H53V50H52ZM59 49H60V50H59ZM70 49H71V50H70ZM80 49H81V50H80ZM97 49H98V50H97ZM106 49H107V51H106ZM119 49H124L123 52L126 51V53H128V52L131 53V51H132L133 53H132V54L129 53V58H128V59H131V58L133 57V55H134L133 58H135V55H136V58H135V59H137L136 61L139 62V64L141 63V65H142V64H143V65H142V66H141V65H138V63H137L136 61H134L135 59H134V60H133V59H132V60H128V59H127V62L124 63V69L127 68V70L125 69L124 74H123V75L121 74L122 76H118V73H117L118 71L115 72L116 70L114 69V70H115V71H114L113 69H111V67H109V69H108V67H107V63H109V61H107L106 58L109 57L108 59H111L112 57L110 58V54L112 53L113 55H115L114 58H113V60H115V59H116L115 57H117V55H118L117 52H118V53H119V51L121 52V50H119ZM126 49L129 50V51L127 52ZM150 49H151V50H154V52H150V51H151ZM174 49H175L177 52H176ZM188 49H189V50H188ZM222 49H223V48H222ZM251 49H253L254 52H253V51H252V52H253L254 54L251 52ZM18 50H19V49H18ZM18 50H15V53L17 52V55L19 54V53H18ZM35 50L33 49V52H34ZM72 50H73V51H72ZM86 50H88V52H87L88 55H86L87 53H84V54H83V52L86 51ZM103 50H104V51H103ZM113 50H115V52H114ZM117 50H118V51H117ZM172 50H174L173 53L176 52V55H177V56L180 55V58L182 59L183 62L181 61V59H180L179 57L175 58V57L172 56V58H170L171 56H169V55H172V54H171ZM183 50H185V51H183ZM204 50H205V49H204ZM206 50H207V47H206ZM228 50H229V51H230V50H233V51H231V53H230ZM39 51H40V52H39ZM82 51H83V52H82ZM96 51H97V52H96ZM109 51H110V52H109ZM111 51H112V52H111ZM116 51H117V52H116ZM148 51H149L151 54H148ZM161 51H162V53L164 52L163 54H164L165 57H168V61L166 62L165 60H167V59L164 57L163 60H164L165 62H164L162 59H161V60H162V62H164V63L167 64V65H164V66H165V67H164V66H162L163 64H162L161 62H158V64H159V63L162 64V65L159 64L160 66H162V67H164V68H166V69L169 68V69L171 70V69L173 68L172 66L175 67L176 65H178V66H176V67H179V65L181 64V65H180L181 68L179 69V71L177 70V72H176V69H178V68L175 67V68H176V69L174 68L175 71L172 69L173 71H172V70H171V71L174 72V73H171V72L169 71V69H168V70H165L166 73H170L171 75H170V74L168 75V74H166V73L164 72V73L166 74V76H165V74L163 73V74H164L163 77H164V78L167 77V79H168V80H166V79L163 80V81L166 80V83H161V84H162V85H161V84H160L161 81H160V82H158L157 84H155V86L157 85V88H158V89H159V87H161V88L159 89L160 91H158L157 89H154V88H153V86H154V83H153V86L151 85V87H150V86H146V85H144L146 89L148 88V90H146V94H143L142 91H145V90H143V89H144L143 84H142V87L140 86V88L138 87V89H137V88H135V85H134L135 82H134V83H131V82L129 83V82H127V81H132V82H133V77L135 78L134 74H132V73L134 72L135 69H133L132 72H131V68H134V67H131L130 65L133 63L132 65L134 66L135 63H136L138 66L143 67L144 70L146 69V70L144 71V70L141 68V69L143 70V72H146V73L150 72L149 74H150V76H152L151 74H152V73H153V74L155 73V71H153V72L151 73V71H152L151 68H152V67L154 68V65H155L154 62L156 61L154 58H156V56H158L159 53H160ZM181 51H182V55H181ZM236 51H237L238 53H239V52H240V53H239V54L237 53V54L234 55L233 52L235 53ZM11 52H13V51H11ZM30 52H31V51H30ZM75 52H76V53H75ZM139 52H140V53H139ZM156 52H157V53H156ZM166 52H167V53H166ZM169 52H170V54H169ZM183 52H185V54H187V60H188V61H189L190 58H192L193 60H195V61L198 62V63H196V64H199V63L202 64V65L204 64V66H203L204 68H202L200 65H196V66L194 65V66H192V67H195V69L199 68V69H197V70H198L199 72H201V73H199L200 75L203 74L202 77L198 76L199 74H198V72H197L196 70H194V71L192 70V72H190L189 75L192 74L193 76H195V73H196V75L198 74L197 76H195L196 79H195V77H193V78L190 77V76L188 77V75H186V76H187L186 78L183 77V79H182V78L180 79V75H182V74H181V73H178V72H180V70H181V72H182V69H183V68H182V64H183L184 62L187 61L186 58H182L183 55H184V57L186 56ZM196 52H195V53H196ZM61 53H62V54H61ZM69 53H70V52H69ZM102 53H104V54H102ZM105 53H106V54H105ZM114 53H115V54H114ZM217 53H218V55L220 54L221 56H220V55H219L220 57L217 56ZM244 53H243V55H244ZM23 54H24V53H23ZM29 54L32 55V53H29ZM65 54H66V52H65ZM67 54H68V53H67ZM143 54H144V55H143ZM145 54H146V55H145ZM155 54H156V55H155ZM157 54H158V55H157ZM178 54H179V55H178ZM249 54H251L252 56H250ZM257 54H258V55H257ZM20 55H21V54H20ZM101 55H102V56H101ZM108 55H109V56H108ZM137 55H138V58H140V60H141V57L143 56L141 62H140V60L137 58ZM154 55H155V56H154ZM167 55H168V56H167ZM173 55H174V54H173ZM176 55H175V56H176ZM224 55L227 56V57H225V58L223 57V58H222V56H224ZM230 55H231V56H230ZM232 55H234V57H233ZM23 56H25L26 59H27V57H28V55H27V56H26V55H23ZM29 56H30V55H29ZM70 56H71V55H70ZM85 56H87V60H83L84 58H86ZM91 56H92V57H91ZM98 56H97V58H98ZM107 56H108V57H107ZM111 56H112V55H111ZM130 56H131V57H130ZM139 56H140V57H139ZM145 56H146V57H145ZM151 56H153V58H151ZM188 56H189V59H188ZM190 56H191V57H190ZM236 56H237V57H236ZM247 56H248V58H250V59L246 60ZM257 56H258V57H257ZM16 57H18V56H16ZM19 57H20V56H19ZM19 57H18V58H19ZM90 57H91L92 59H91ZM105 57H106V58H105ZM120 57H121V56H120ZM120 57H119V58H120ZM148 57H149V58H148ZM194 57H196V58L194 59ZM211 57H212L213 59H212ZM231 57H232V58H231ZM241 57H242V58H241ZM245 57H246V58H245ZM18 58H16V59H18ZM40 58H41V57H40ZM44 58H46V60H47V55H46V57H44ZM48 58H50V57L48 56ZM76 58H78V57H76ZM101 58H104V59H101ZM119 58H117V59H119ZM173 58H174V59H173ZM209 58H210V59H209ZM19 59H20V58H19ZM117 59H116L115 61H117ZM120 59H122V57H121ZM170 59H171V60H170ZM172 59L175 61V63H172V62H173ZM175 59H177V60H175ZM179 59H180V61H181L182 63L178 61ZM207 59H209V60H207ZM252 59H254V60L252 61ZM90 60H91V61H90ZM103 60H104V62L107 61V62H106V66H105V67H107V69H108V73H107V74L103 73V72H105V71H104L105 69H103V72H102L101 69H100V68H105V67H103V66L105 65V63L103 62ZM111 60H112V59H111ZM143 60H144V61H143ZM161 60H160V61H161ZM190 60H191V59H190ZM193 60H192V61H193ZM260 60H261L262 62L259 63ZM96 61H97V62H96ZM118 61H119V60H118ZM132 61H133V62H132ZM147 61H148V62H147ZM177 61H178V62H177ZM195 61H194V62L189 61V64H191V63L194 64ZM226 61H227V60H226ZM233 61H234V62H233ZM249 61H251V62H249ZM255 61H258V62H255ZM84 62H86V63H84ZM121 62H124V59H123V61L118 62V64L121 63ZM131 62H132V63H131ZM134 62H135V63H134ZM144 62H146V64H145ZM150 62H151V64H152V67L148 68L150 64H149L147 67H144L145 65H147V64L150 63ZM227 62H228V61H227ZM235 62H236V63H235ZM18 63H19V61H18ZM57 63H58V62H57ZM79 63H81V65H80L81 68H80V66H79ZM83 63H84V64H83ZM95 63H96V65H95ZM102 63H103L104 65H103ZM112 63H113V62H112ZM127 63H128V65H127ZM176 63H178V64H176ZM179 63H180V64H179ZM219 63H220V64H219ZM240 63H239V64H240ZM243 63H244V64H243ZM251 63H252L253 65H252ZM254 63H255V65H254ZM50 64H51V63H50ZM144 64H145V65H144ZM169 64H170V65H169ZM173 64H174V65H173ZM185 64L187 65L188 62H187V63H184V65H185ZM189 64H188L187 66H191V65H189ZM210 64H211V65H210ZM215 64H216V63H215ZM218 64H219V67H218ZM37 65H38V66H37ZM101 65H102V66H101ZM126 65H127V67H125ZM168 65H169V66H168ZM237 65H238V66H237ZM248 65H249V67H251V69L248 67ZM256 65H257V68H256ZM72 66H71V67H72ZM91 66H93V65H91ZM150 66H151V65H150ZM155 66H156V65H155ZM197 66H198V67H197ZM199 66H200V67H199ZM216 66H217L218 68H216ZM220 66L222 67V69H220V68H221ZM228 66H229V64H228ZM228 66H227V67H228ZM259 66H260V67H259ZM43 67H44V68H43ZM46 67H47L48 69H46ZM82 67H83V68H82ZM170 67H171V68H170ZM183 67H184V66H183ZM192 67H191V68H192ZM196 67H197V68H196ZM227 67L224 68V69H225V71L223 70L224 72L227 71V69H228ZM229 67H230V66H229ZM231 67H233L232 64H231ZM75 68H76V69H75ZM153 68H152V69H153ZM208 68H209V69H212V70H208ZM45 69H46V70H45ZM69 69H68V71H70ZM124 69H123V70H124ZM148 69H149V71H147ZM162 69H163V68H162ZM192 69H194V68H192ZM202 69H203V70L205 69V71H204V72L200 71V70H202ZM215 69H217V70H215ZM218 69H219V70H218ZM230 69H231V68H229L228 70H230ZM255 69H256V70H255ZM257 69H258V70H257ZM16 70H18V69H16ZM38 70H39V71L44 70V71L41 72V73H42V74L45 73V74H43V76H42L43 78H45V79L42 80L43 82L41 81L42 83H39V81H40L39 76L42 75V74H40V73H39V75H37L38 73L36 74V72H38ZM61 70H62V68L58 70V72H59L60 75H61V73H62ZM109 70H110V71H109ZM142 70H141V71H142ZM183 70H184V69H183ZM206 70H207L208 72L210 71V73H208L207 76L204 77V75L207 73ZM214 70H215V71H214ZM65 71H66V70H65ZM72 71H70V72H72ZM163 71H164V69H163ZM211 71H212V72H211ZM236 71H235V72H236ZM247 71H248V72H247ZM14 72H19V71H14ZM30 72H31V70H30ZM70 72H66V73L68 74V75H66V76H69V75L71 74ZM73 72H72V73H73ZM92 72H93V73H92ZM106 72H107V71H106ZM112 72H115L116 75H115V73H112ZM126 72H128V73H127V74H129L128 76L126 75ZM143 72H141V73H139V74H142ZM183 72H184V71H183ZM183 72H182V73H183ZM214 72H215V74L218 73V74H217L218 76L213 75ZM219 72H222V73H223L220 77H219V74H220ZM229 72H230V71H229ZM233 72H234V71H233ZM237 72H236V73H237ZM19 73L21 74V70H20ZM19 73H17V74H19ZM85 73H86V72H85ZM120 73H121V72H120ZM122 73H123V71H122ZM146 73H143V75H147ZM227 73H228V71H227ZM230 73H232V72H230ZM59 74H58V75L56 74L57 77L60 76ZM90 74H89V75H90ZM92 74H94V75H92ZM101 74H102V75H101ZM103 74H104V75H103ZM131 74H132V77H131ZM233 74L235 75V73H233ZM259 74H260V75H259ZM12 75H13V73H12V74H8V75H6L7 78H6V77H4V78H6L7 81H10V80L12 79ZM36 75H37V76H36ZM52 75L55 76V74H51V76H52ZM72 75H73V74H72ZM72 75H70V76H72ZM74 75H75V74H74ZM100 75H101V77H100ZM135 75H136V73H135ZM156 75H157V74H155V75H153V76H156ZM160 75H161V74H160ZM183 75H184V74H183ZM183 75H182V76H183ZM208 75H210V76H211V75H212V76H216V77L219 78V79L222 77V78H221L222 81L220 80L222 83H221V82H218V81H217L218 79L216 80L215 77H214V80H213L212 76H211V78L209 79L208 77H210V76H208ZM230 75H231V74H230ZM254 75H255V76H254ZM261 75H262V76H261ZM19 76H20V75H19ZM19 76H17V77H19ZM70 76H69V78H70ZM92 76H93V77H92ZM116 76H117V77H116ZM126 76H127V77H126ZM141 76H142V75H141ZM147 76H148V75H147ZM147 76H144V77H145V80L147 79V78H146ZM176 76H177V77H176ZM245 76H246V77H245ZM253 76H254V77H253ZM37 77L39 78V80H37L38 82L36 81ZM42 77H41V78H42ZM85 77H86V76H85ZM89 77H90V76H89ZM123 77L125 78L124 80H123ZM128 77H130V78H128ZM148 77H149V76H148ZM163 77H162V79H163ZM232 77H233V76H232ZM232 77H231V78H232ZM240 77H239V78H240ZM255 77H256V78H255ZM259 77H260V78H259ZM14 78H15V76H14ZM59 78H60V77H59ZM71 78H72V77H71ZM73 78L75 79V76H74ZM121 78H122V81H123V82L126 80V78H128L129 80L125 81L126 83L124 84V83H120V82H121V81H120ZM141 78H143V77H141ZM149 78H150V77H149ZM151 78H152V77H151ZM159 78L161 79V77H159ZM159 78H158V79H159ZM171 78H173V79L177 78V79L173 80V79H171ZM178 78L182 81V85L179 83V82H181V81H180ZM199 78H200V81H201V80H202V81L204 80V81H203V83H205L204 85H203L202 82H201V83H200V82H199V83H194V82H193L194 80L197 81ZM201 78H202V79H201ZM223 78H224V79H223ZM15 79H16V78H15ZM66 79H68V77H67ZM76 79H78V78H77V75H76ZM92 79H93V80H92ZM143 79H144V78H143ZM143 79H142V80H143ZM160 79H159V80H160ZM184 79H185V80H184ZM186 79H187V80H186ZM188 79H192V80H188ZM208 79H209V80H208ZM211 79H212L214 82H211V83H210V80H211ZM225 79L228 80L229 82L226 81ZM254 79H255V81H253ZM148 80H149V79H148ZM150 80H151V79H150ZM150 80H149V82H150ZM152 80H153V79H152ZM170 80H171V81H174V82H171V83H170V84H171V87L168 88V86H165V85H169V86H170V84H169ZM178 80H179V81H178ZM183 80H184V81H183ZM205 80H206L207 83L205 82ZM224 80H225V81H224ZM248 80H249V81H248ZM261 80H262V81H261ZM73 81H74V80H73ZM76 81H78V80H76ZM76 81H74V82H76ZM83 81H85V80H83ZM83 81H82V82H83ZM91 81H92V82H91ZM119 81H120V82H119ZM135 81H137V80H135ZM138 81H139V80H138ZM138 81H137V82H138ZM167 81H169V82L167 83ZM175 81H176V82H175ZM208 81H209V82H208ZM216 81H217L218 83H217ZM223 81H224V82H223ZM89 82H90V83H89ZM139 82H140V81H139ZM139 82H138V83H139ZM183 82H185V83H183ZM189 82H190V83H189ZM191 82H193V83H191ZM197 82H198V81H197ZM215 82H216V83H215ZM261 82H262V83H261ZM138 83H136V84L139 86L140 83H139V84H138ZM155 83H156V82H155ZM186 83H187L188 85L191 84V86H188V88H186V85H184V84H186ZM220 83H221L222 85H221ZM224 83H225V84H224ZM227 83L229 84L228 86L226 85ZM149 84H151V83H149ZM158 84H159V87H158ZM195 84H196V85H195ZM22 85H24L25 87H23ZM137 85H136V87H137ZM140 85H141V84H140ZM147 85H148V84H147ZM179 85H181V86H183V87H181V86H179ZM197 85H198V86H197ZM210 85H211V86H210ZM214 85H215V87H214ZM220 85H221V86H220ZM224 85H225V86H224ZM21 86H22V87H21ZM60 86H61V87H60ZM172 86H175V87H177V88H174V87H172ZM199 86H201L200 88H202V89L205 91V93H206V92H207V93L210 92V90L213 91V92H212V91H211V92H212V94H213L212 96H213L214 99L211 98L212 96H209V97L207 98V95H209V94H206V95L204 94L206 97H204V98L202 97V99H204V101H203L202 103L205 102V103H204V104L206 105L205 108H207V109L209 108L208 110H210V107H211V106L213 107L215 104H217V102H220L219 100H221V99H223V97H225L224 100H226V101L222 100V102L218 103V104H220V106L216 105L217 108L219 107V110H221V109L224 107V108L222 109V112H223V113H222L221 111H219V110H217V111L215 110V111H216V114H217V113H222V114H217V115H215V112L212 111V109H211V111L214 112V114L212 113V114H213V115H212L213 117H212V119H211L210 117H207V116H209L210 114H209V115H206V112H207L208 110H206V109L204 108V105H203V104H202L203 106H201V103H200L201 98H199V97H198V98H199L200 100L198 99L197 101L200 103V104L198 103V106H200V107L198 108V106H197V108H195V107H196V106H195L196 104H193V103L196 102L195 100L197 99V96H200V95L203 96L202 94H203V92H204V91H202V89L199 88ZM226 86H227V88L230 87V86H232V87H230V88L232 89V91H228L229 89L227 90V88H225ZM20 87H21V91H19ZM191 87H192V88L194 87V88H193L194 90H193ZM197 87H198V89L201 91V93H200L199 90H197V91L200 93V95H199L198 92H197V93L195 92V91H196L195 89H197ZM203 87H205V88H203ZM218 87H219V90H221V91H223V89L225 90V92L223 91V92L221 93L222 95H220V96H219V93H220L221 91H220V92H219V91H216V90H218ZM241 87H242L243 90H244V91H243L244 94H243V92L241 93V94H242V95H241L242 97H244L245 94H246V95L249 94V95L247 96V98H246V97H244L243 99L241 98L242 101L244 100L243 103H242V101L240 100V97H241V96L238 95V94L240 93V91H241V90H240ZM63 88H64V89H63ZM66 88H67V90H66ZM141 88H142V90H141ZM152 88H153V89H152ZM171 88H172V89H176V90H175V91H174V90L172 91ZM216 88H217V89H216ZM238 88H240V89H238ZM96 89H97V90H96ZM136 89H137V90H136ZM139 89H140V90H139ZM149 89H150V90H149ZM163 89H164V90H163ZM166 89H167V90H166ZM178 89H180V91H179ZM181 89H182V90H181ZM213 89H215V90H213ZM63 90H65V91H63ZM95 90H96V92H95ZM153 90H154V91L156 90V91H155V94H154V91H153ZM161 90H162L163 92H162ZM168 90H169V91H168ZM177 90H178V91H177ZM25 91H26L27 93H26ZM61 91H62V93H64V94H63V96H64V100H62L63 97H62V98L60 97V96H61V95H60V94H61ZM139 91H140V92H139ZM149 91H150L151 93H149ZM176 91H177V93H176ZM235 91H236V92H235ZM24 92H25L26 94H25ZM58 92H59L60 94H59ZM78 92H79V93H78ZM136 92H137L138 94H136ZM147 92H148V93H147ZM157 92H159V93L162 92V94H161V93L159 94V93H157ZM173 92H174V94H175V93H176V94H175V95L172 94ZM179 92H180V93H179ZM181 92H182V93H181ZM194 92H195V93H194ZM211 92H210V93H211ZM217 92H218V93H217ZM226 92H227V93H226ZM228 92H229V93H228ZM231 92H232V93L235 92V93L232 95V94H230ZM237 92H238V94H237ZM109 93H110V94L113 93V95H110ZM156 93H157V94H156ZM164 93H166L167 95H165ZM178 93H179V94H178ZM45 94H46V96H45ZM108 94H109V95H108ZM117 94H118L119 96H118ZM134 94L136 95V97H138L140 103H141V101H143V104L146 103L145 105H142V106H144V109H141V108H143V107L140 106V105H138V104H140V103H139V102H136V99H137V98L134 99V98H135V96H133ZM141 94H142V95H141ZM147 94H148V95H147ZM149 94H152V95H153L152 98H153L154 100H152L151 95L149 96ZM171 94L174 95V96H176V97H179L180 99H179V98H176V97H174V96H172ZM183 94H184V96L186 97L187 100L184 98ZM196 94H197V95H196ZM217 94H218V95H217ZM250 94H251V95H250ZM115 95H116V96H115ZM146 95H147V96H146ZM156 95H157V96H156ZM160 95H161V96H160ZM163 95H164V96H163ZM180 95H182L183 97H180ZM193 95H194V96L196 95V99H195V97H194ZM226 95H227V96L230 95V96H228V98L231 97L229 102L227 101V100H229V99L226 97ZM231 95H232L233 97H232ZM236 95H237V98H238V99L234 97V96H236ZM255 95H257V96H255ZM258 95H259V96H258ZM10 96H9V97H10ZM14 96H15V95H14ZM66 96H67L68 99L70 100L71 96H69V94H67ZM117 96H118V97H117ZM141 96H142V97H141ZM145 96L148 97L149 99L147 98V99L144 100V98H146ZM154 96H156V98H160V99H159V100L157 99V100L155 101V97H154ZM159 96H160V97H159ZM162 96H163V97H162ZM166 96H167V98H165V101H164V102L169 101V102L171 103L172 100H175V101H174V104H175V103L177 102V99H178V101L180 100L181 102H177L176 105H174V108H173V107H171V105H172L173 102L171 103V105H170L169 102H167V103H169L168 105H167L166 103H163V102H162V101H163L162 99H163L164 97H166ZM201 96H200V97H201ZM214 96H218V97H214ZM250 96H251V97H250ZM252 96H255V97L253 98ZM260 96H261V98H262L261 101H260L259 98H258V97H260ZM39 97H40V96H39ZM49 97H48V98H49ZM58 97H59L61 100H60ZM67 97H66V98H67ZM110 97H111V98H110ZM112 97H116V98H115L116 100L121 99V97H122V99H121L120 102H117V103H116V102L114 101V98L112 99ZM133 97H134V98H133ZM168 97H170L171 99L173 98V99L171 100V99H169ZM219 97H221V98H219ZM249 97H250L251 100H248ZM25 98H24V99H25ZM90 98H91V99H90ZM101 98H102V99H101ZM107 98H110V99L106 100ZM123 98H124V99H123ZM161 98H162V99H161ZM175 98H176V99H175ZM181 98H183L184 100L181 99ZM188 98H189V99L191 98V99H190V100H191V104H190V101H189ZM193 98H194V100H193ZM206 98H207L208 100H209V98H210V100L208 101ZM218 98H219V100H218ZM245 98H246V100H248V101H247L248 103L246 102V104H247V105L249 104L252 108H254V106H255L254 104H255V103L259 104L260 106L257 105V107H259V108H258V109H259V112L262 111V112H261L262 114L258 112V110L256 109V108H257L256 106H255L256 108H254V109H255L258 113H257L255 110L250 111L251 108H250V109H247V108H249V107H247V105H245V101H246ZM255 98H256V99H255ZM257 98H258V99H257ZM37 99H39V100H37ZM83 99H85V100L88 99V100L85 101V100H83ZM100 99L102 100V102L100 101ZM111 99H112V100H111ZM138 99H137V100H138ZM141 99H142V100H141ZM150 99H151V100H150ZM205 99H206V100H205ZM231 99H232V101H231ZM233 99H236V102H235V103H233V102H234ZM36 100H37V101H36ZM43 100H44V99H43ZM90 100L93 101V102H91ZM103 100H105V101H103ZM122 100H123V101H122ZM134 100H135V101H134ZM160 100H161V101H160ZM170 100H171V101H170ZM212 100H213L214 102H211ZM216 100H218V101L215 103ZM237 100H238V103H240L241 105L237 103ZM253 100H256L257 102H256V101H253ZM35 101H36V102H35ZM83 101H84L85 103H81V102H83ZM111 101H112V102H111ZM113 101H114L116 104H113V103H114ZM118 101H119V100H118ZM144 101H145V102H144ZM147 101H148V102H147ZM153 101H154V102H153ZM158 101H160V103H163V104H162L163 106H164V104H165L164 107H162V105L159 106L161 109L164 108V109H165V110L163 109L164 111H160V109H158V111H156V110L154 109V108L157 107V105H159V104H158V103H159ZM186 101H187V102H186ZM192 101H193V102H192ZM201 101H202V100H201ZM223 101H224V102H223ZM239 101H241V102H239ZM259 101H260L261 103H260ZM34 102H35V103H34ZM48 102H49V103H48ZM53 102H55V104H56V105H54L55 107H54L53 104H52ZM57 102H58V103L60 102V105H58V106H61V107H58V106H57V104H58ZM98 102H101V104H102V103L104 104L105 102H107L109 105L111 104V106L108 105L109 107H107V103H106V105H105L106 107H105L103 104H102V105H101V104H98ZM109 102H111V103H109ZM133 102H134V103H133ZM135 102H136V103H135ZM156 102H158V103H156ZM254 102H255V103H254ZM95 103H96V104H95ZM118 103H120V105H122V106L119 105V107H118ZM122 103H123V104H122ZM137 103H138V104H137ZM149 103H150V104H151V103H152V104H155V105H153L154 107L152 106V104L149 105ZM179 103H181V104H179ZM183 103H184V104H187V105L190 107V108H189L187 105H185V107L187 106L186 108H188V110H189V111H188V114L186 113L187 110L185 111L186 108L183 107V106H184ZM207 103L210 105V107H209V105H208ZM210 103L213 104V105H211ZM222 103H223V104H222ZM225 103H226V104H225ZM228 103H229V104H228ZM231 103H232V104H231ZM250 103H252V104H250ZM253 103H254V104H253ZM83 104H84V106H82ZM93 104H94V105H93ZM131 104H133V105H131ZM134 104H136V106H135ZM141 104H142V103H141ZM189 104H190L192 107H191ZM234 104H236V106H238V107L235 108V106H233V109H237V110L239 109L240 106H241L240 109H241V108L244 109L245 107H242L243 104L246 106V109H245V110H246V113H247V114L245 113V116L247 115V116H246L247 118H248L249 114L251 113L250 116H249V118H248V120H247L248 122H245V123H247L248 127H247L246 125H244V124H245L244 121H245V119H246V117H244V112H245V110H244V111L241 110V111H243V114H240V113H241L240 110H239V111H240L239 113L237 112L238 114H240V115H239L240 117H241V115L243 116L242 118L239 117V121L236 122V123L239 124V125L237 124L238 129L235 128V127H233L234 122H233V124H231V125H230V124L227 125L229 122H227V124H225V122H226L225 120L228 119L227 117H229L228 120H230V116H224V115H228V111H229V110L226 111V112H227V113H226V112H225V110H226L225 108H228L230 105H231L230 108H232V105H234ZM7 105H8V104H7ZM33 105H32V106H33ZM112 105H114V106L116 105V107L119 108V111H120V109H121V112H122L123 114H124V113H128V116H127V114H126V116H124L125 114H124V115L121 114L120 117H117L118 115H116V116L114 115V117H113L112 119H109V118L107 117L109 120H108L107 118H106V119H107V120H106V119H105L106 115H109L108 113L111 114V111L113 110V109H112V110L110 109V108L112 107ZM123 105H124V106H123ZM137 105H138V106H137ZM146 105H147V106H146ZM193 105H194V106H193ZM207 105H208V107H207ZM223 105H224V106H223ZM226 105H227V107H226ZM228 105H229V106H228ZM244 105H243V106H244ZM249 105H248V106H249ZM86 106L88 107V111H91V112H88V111L86 110V109H87ZM90 106H91V108H90ZM99 106H100V107H101V106H104V107H103V108L101 107V108H102V109H101ZM130 106H131V108H130ZM150 106H151V107H150ZM169 106H170V108L172 109V111L170 110V111L172 112V114H171V113H170V114L173 115V116H175V117H177L176 115L179 114V118H175V117H174V118H175V119H174L173 116H171V115H170V116L166 115L165 111L167 110V107H168V109H169ZM175 106H176V107H175ZM179 106H180V107H179ZM45 107H46V108H45ZM116 107H115V109H116ZM133 107H137V108L134 109ZM138 107H139V108H138ZM145 107L147 108V110H146ZM159 107H158V108H159ZM182 107H183V108H182ZM202 107H203V111H200V112H202V114H204V116L206 115L204 118H203V116L201 115V113H198L199 111H198V112H193V111H192V110L197 111L196 109L200 110ZM220 107H222V108H220ZM260 107H261L262 110L260 109ZM9 108H10V107H9ZM36 108H37V107H36ZM59 108H60V109H59ZM82 108H81V109H82ZM89 108H90V109H89ZM99 108H100V110H101L102 112H99ZM104 108H105V110H104ZM108 108L110 109V112H109V109H108ZM127 108H128L129 110H128ZM132 108L134 109V111H133V110H130V109H132ZM175 108H176V109H175ZM184 108H185V109H184ZM217 108H216V109H217ZM106 109H107V110H106ZM122 109H123V110H122ZM124 109H125L126 111H125ZM139 109H141V110H139ZM152 109H153V110H152ZM156 109H157V108H156ZM191 109H192V110H191ZM228 109H229V108H228ZM55 110H56V111H55ZM62 110H63V111H62ZM85 110H86V113H85ZM95 110H96V111H95ZM144 110H145V111H144ZM150 110H151V111H150ZM154 110H155V114H156L157 112H158V113L162 112L163 114L160 113V115H162V116H160L158 113H157L156 115H154V112H153ZM247 110H249L250 113H249V111H247ZM260 110H261V111H260ZM119 111H118V114H119ZM128 111H129V112H128ZM138 111H139V112H138ZM140 111H142L144 114L142 115V113H141ZM173 111H178V112H176V114L174 115V112H173ZM190 111H191V113H190L191 115H192V114L195 115V116H193V118H191V115L189 114ZM230 111L232 112L233 110L231 109ZM235 111H236V110L233 111V114L235 113ZM47 112H48V111H47ZM87 112H88V113H87ZM92 112H95V113H97L98 115H100V113H102V114L98 117L97 115H95V113L93 114ZM107 112H108V113H107ZM130 112H131V113H130ZM149 112H150V113H149ZM152 112H153V113H152ZM166 112H167V111H166ZM180 112H181V113H180ZM203 112H205V113H203ZM224 112H225V113H224ZM231 112H230V113H231ZM254 112H256L257 114H260V116L257 115L256 113H255V114H256V115H255ZM55 113L57 114L56 116H55ZM90 113H91V115L93 114V115H95L96 117H98V119L96 118V119L98 120V122H99V120H102V121H100V124H102L103 126L106 125L107 127H106V126L102 127V125L97 124V125H98V128H97V125H95V124L97 123L96 119H95V121H93V120H94L93 117H95V116H89ZM104 113H105L106 115H105ZM136 113H137V114L141 113V114H139V115H142V117H143V122H142V119L140 118L141 116L139 117V119H138L137 117H135L136 115H134V114H136ZM147 113H148V114H147ZM183 113H185V114H183ZM230 113H229V114H230ZM237 113H235V114L238 115ZM7 114H8V113H7ZM80 114H81V116H80ZM132 114H133V115H132ZM145 114H146V115H145ZM231 114H232V113H231ZM233 114H232V115H233ZM235 114H234V116H233V117H234L233 119H235V116H236ZM3 115H5V113H4ZM76 115H77V113H76ZM104 115H105V117H103ZM139 115H137V116H139ZM157 115H159V116L157 117ZM164 115H166V116H164ZM180 115H181V116H180ZM182 115H187V116L185 117L186 119H185L184 117H182ZM189 115H190V116H189ZM199 115H200V116H199ZM214 115L217 116V120L212 121L213 119H216V117H215ZM218 115H219V116H222V118H219ZM251 115H253L254 117L252 116L253 118H250ZM261 115H262V116H261ZM0 116H1V115H0ZM53 116H55V117H53ZM88 116L90 117V119H91V118H92V119L90 120ZM112 116H113V115H112ZM112 116H111V117H112ZM123 116H124V117H123ZM129 116H130L132 119L134 118V119H133L134 121H133V120L130 121L132 124H134L135 119H138V123H139V124L142 123L143 126L146 127V128L142 127V124L139 125L138 123H136L137 120H136V122H135V124H134V127H135V128L133 127L134 129H136V131L133 130V129H130V128L128 127V126H130V127L132 128L133 125L130 124V123H129V125L127 124L128 126H125L126 128H124L123 126L126 125V124H124V123H125V122L127 123V122L130 120V117H129ZM147 116H148V117H147ZM167 116H168V119H169L170 117L173 118L174 122L172 121L171 118L169 119L171 122L168 121L170 124L167 122V119L163 120L164 117L167 118ZM197 116H198V118H199L200 120L202 119V120L204 121V123H203V121H202V122H199L200 120L197 119ZM256 116H257V117H256ZM84 117H85L86 119H85ZM100 117H101V118H100ZM109 117H110V116H109ZM111 117H110V118H111ZM115 117L118 118V119H120V118L122 119V120H121V119L118 120V123H120L121 126H120V124H119V125H117V127L119 126L120 128H119V127H118V128L116 127V124H118L117 121L114 123V121L116 120ZM128 117H129V118H128ZM153 117H154V118H153ZM155 117H156L157 119H156ZM161 117H162V120H163V121H159V122H158V119H160ZM194 117H195V118H194ZM236 117H237V116H236ZM102 118H104V119H102ZM123 118H124L125 120H124V122L122 123ZM150 118H151V120H152V118H153L152 122H151ZM181 118H182V120H181ZM205 118H207V119H205ZM209 118H210L211 121L209 120ZM223 118H226V119H224V121H223V120H222ZM9 119L11 120L12 118L9 117ZM50 119H51V120H50ZM83 119H84V121H83ZM126 119H129V120H126ZM140 119H141V121H139ZM155 119H156V121H155ZM176 119L179 121L178 123H176V122H177ZM187 119H188V120H187ZM191 119H192V120H191ZM193 119H195L196 121H193ZM204 119H205V120H204ZM220 119H221L222 121H221ZM233 119L231 118V120H233ZM236 119H237V118H236ZM242 119L244 120L243 122H242ZM89 120H90V121H89ZM110 120H111V121H110ZM113 120H114V121H113ZM160 120H161V119H160ZM186 120H187V121H186ZM189 120H190V121H189ZM197 120H198V121H197ZM208 120H209V121H208ZM219 120H220V123H223V122H224V123L222 124V127H223V128H225V125H226L227 127H228V126H231V128H233V129H231V128H227V127H226L227 129H226V128L223 129V128L221 127L222 130H220V129L216 128V127L218 126ZM228 120H227V121H228ZM231 120H230V123H231ZM237 120H238V119H237ZM91 121H92V124H94V123H95V124H94V125L89 124V123H91ZM103 121H105L104 124H103ZM108 121H109V125H107V122H108ZM185 121H186V122H185ZM188 121H189V123H188ZM78 122H79V123H78ZM101 122H102V123H101ZM112 122H113V123H112ZM154 122H156L155 125H157V126L153 125ZM164 122H165V123H164ZM181 122H182L183 124H181ZM193 122H196V123H194V127H195L196 130H194V129L192 128L195 132L190 128V126L192 125ZM205 122H206V123H205ZM211 122L214 123V126H213V127H212V126H209V125H211ZM13 123L15 124V123H17V121L15 120V121L12 122V124H13ZM48 123H49V125H48ZM60 123H61V122H60ZM73 123H72V124H73ZM145 123H147V124H145ZM151 123H152V124H151ZM161 123H162V124H161ZM166 123H167L168 127H167V125H165ZM174 123H175V126H174ZM185 123H188V124L186 125ZM190 123H191V124H190ZM197 123H198V124L201 123L202 126H203V125L205 126V124L208 125V123H209L208 126H209V129H210V130L212 129V132L214 131V128H215L216 131H217V130H220V133H219V131H218V132H217V135H215V138H216V140L214 139L215 142L213 141L212 138H208V137H213V138H214V136H209V135H212V134H210L211 131H208V130H207V129H208V126H205V128H207V129H203V127L199 126ZM213 123H212V124H213ZM215 123H216V125H215ZM236 123H235V124H236ZM248 123H250V125H249ZM112 124H113V125H112ZM122 124H123V125H122ZM136 124H137V125H136ZM195 124H196L197 126H196ZM235 124H234V126H236ZM252 124H253L255 127L257 126V127H256L257 129H256L255 127H251V126H253ZM99 125H100V126H99ZM111 125H112V127H111ZM131 125H132V126H131ZM138 125H139V126H138ZM146 125H147V126H146ZM160 125H161V126H160ZM172 125H173V126H172ZM185 125H186V126H185ZM188 125H189V126H188ZM4 126H5V124L3 123V127H4ZM6 126L8 127L9 124H8V125L6 124ZM48 126H49V127H48ZM86 126H87V127H88V126L91 127V128H89V131H88V129H86ZM136 126H138V127H136ZM148 126H149V127H148ZM153 126H155L157 129L155 128L156 130H153V129H154ZM163 126H164V128H163ZM215 126H216V127H215ZM219 126H221V125H219ZM219 126H218V127H219ZM7 127H6V128H7ZM39 127H42V126L39 125ZM93 127L95 128V130L93 129ZM105 127L108 128L107 131H106ZM127 127L130 129V131L127 129ZM139 127H141V129H140V131H137V128H139ZM147 127H148V128H147ZM160 127H162V129H160ZM171 127H172L173 130L170 129ZM176 127H177L178 130H179V129H182L183 127H184L185 129L187 128V130H185V129L183 130V129H182L183 131H180V132L177 131V132H176V130H174V129H176ZM192 127H193V125H192ZM199 127L202 128L204 131H202V129H200ZM211 127H212V128H211ZM37 128H38V126H37ZM99 128H100V129L102 128V129L100 130ZM122 128H123L124 132L121 130ZM143 128L146 129V130H145L146 132H143V135H144V136L142 137V129H143ZM151 128H153V129H151ZM158 128H159V130H158ZM166 128L169 129V130H171V131H173L172 134H171V131H170L169 136L172 135L173 138H174V136H175V137L177 138L176 141L178 142V144H177V142H175V138H174L173 140H172V138H170V139L168 138L169 136H167V132L169 133V131H167ZM189 128L191 129V131H193V134H194V135L192 134V132L190 131ZM198 128H199V129H198ZM247 128H248V129L250 128V129L252 130V133H251V130H250V129L247 130ZM39 129H40V128H39ZM96 129H97V130H96ZM126 129H127L129 132H128V131L126 132ZM149 129H150L151 131H150ZM188 129H189V131H190V132H188V133H189V136H188V134L185 135V134L187 133L186 131H188ZM197 129H198L199 131H198ZM259 129H262V130L260 131ZM34 130H35V129H34ZM37 130H38V129H37ZM93 130H94L95 132H94ZM98 130H99V131H98ZM112 130H114V129H112ZM120 130H121V131H120ZM147 130H148V131H147ZM157 130H158V131H157ZM160 130H161V131H160ZM206 130H207L208 133H209L208 136H207V135L205 136V133L208 134L207 132H205ZM226 130H229V131H227V132H223V131H226ZM235 130H236V131H235ZM237 130H238V131H237ZM255 130H256V132L253 134V132H254ZM258 130H259V131H258ZM143 131H144V130H143ZM153 131H154V133H153ZM155 131H156V133H155ZM159 131H160V132H159ZM165 131H166V132H165ZM201 131H202V132H201ZM221 131H222V132H221ZM230 131H231V132H235V133L237 132V134H235V133H233V134H229ZM240 131H241L242 133H241ZM257 131H258V132H257ZM14 132H15V131H14ZM43 132H44V131H43ZM52 132H53V131H52ZM81 132H82V131H81ZM83 132H84V131H83ZM83 132L81 133L82 135H79V136H80L81 138H83V139H84V138L86 139L87 137H82V136L86 133V132H85V133H83ZM118 132H120V133H118ZM122 132L124 133V135H123ZM132 132L135 133V134H133ZM138 132H139V133L141 132L140 135H139ZM175 132H176V133H175ZM178 132H179V133H178ZM198 132H199V133H198ZM212 132H211V133H212ZM214 132H215V131H214ZM214 132H213V133H214ZM231 132H230V133H231ZM249 132H250V135H249ZM17 133L19 134V131H18ZM17 133H13V135L15 134V136H16ZM70 133H71V132H70ZM144 133H145V134H144ZM146 133H147V135H149V136H147ZM150 133H152V134H150ZM160 133H161L163 136H161ZM163 133H166V135L164 136ZM182 133H185V134H182ZM190 133H191V134H190ZM200 133H201L203 136H202ZM218 133H219V138L217 139V137H218ZM223 133H227V134L225 135L226 138L224 137V135H222ZM47 134L50 135L51 137L48 136ZM71 134H72V133H71ZM71 134H69V132H68V134H66V135H67L66 137L73 138V135H71ZM73 134H74V133H73ZM89 134H90V133H89ZM89 134H88V135L85 134V136L90 137V140H91V142H92V139H93L92 137H94V136H91V135L89 136ZM106 134H107V133H106ZM126 134H127V135L130 134V135H129L127 138H125V139L123 140V136H126ZM176 134H178V135H177L178 137L176 136ZM179 134H180V135H179ZM195 134H198V138L196 137L197 135L195 136ZM228 134H229V135H232V137H233V135H234V137H233V138H230L231 136L229 137ZM240 134H241V135H242V134L244 135V136L242 135V138H243V139H241V138L239 137V136H241ZM104 135H105V134H104ZM109 135H110V137H111V140H110V138H109ZM131 135H132V136H131ZM135 135H138V136H135ZM153 135H155V136H153ZM157 135H158V136H157ZM190 135H191V136H190ZM220 135L223 136V137H222V140H220V138H221ZM227 135H228V136H227ZM236 135H237V136H236ZM259 135H260L262 138L259 137ZM42 136H43V135H42ZM97 136H96V137H97ZM172 136H171V137H172ZM187 136H188V138H189L188 141L184 139V137L187 139ZM235 136H236L237 139H238V143H237V141H236L237 139L235 138ZM251 136H253V138L256 137V139L251 138ZM17 137H18V136H17ZM43 137H44V136H43ZM74 137H75V135H74ZM80 137H79V139H80ZM106 137L109 138V140H108ZM133 137H134V139H137V141H139V142L141 143V145H139V144L137 143V144L139 145L138 148H140V152H137V151H139V150L136 149L137 146H136V144H134V142H135L136 140H134V142H132V141H133V140H132ZM147 137H148V139H149V138H150V139H149V140L146 139ZM153 137H154V138H153ZM161 137H162V138H161ZM166 137H167V141L165 140ZM194 137L196 138V140L193 139V140H195V144L192 145V143H194V141H192V138H194ZM205 137H207V138L209 139V140H207V142H209V141L211 140L212 142L215 143V144H214V143H212V142H211V143L209 142V143L211 144L212 147L216 145V143L218 142V140H219V143H221V144L224 143V144H222V145H224V146H223L224 149L221 147V146H222L221 144L217 143V144L221 145V146H220V150H221V148H222L223 150H221V151H223V152H221V151L219 150V147H218L219 145L216 146L215 148L213 147V149H214V150H215V149H216V150H219V151L221 152V157L223 156L222 154L225 155V154L227 153V154L225 155L226 157H224V158L222 157V158H221L220 155H219L220 152L217 153V151H215V154H214V152H213L214 150L210 151V150H209L210 148L208 149V147H207V149H206V151H205L203 148H205L206 146H208V145H206L207 143L204 144V143H205V140H203L204 142H202V138H205ZM94 138H95V137H94ZM104 138H105V139H104ZM151 138H153V139H151ZM155 138H156V139H155ZM180 138H182V142L180 141V140H181ZM190 138H191V139H190ZM199 138H201V144H200V140L197 141ZM257 138H258V139L260 138V140L258 141ZM42 139H45V138H42ZM87 139H88V138H87ZM112 139H113V143L111 142ZM114 139H115V140H114ZM117 139H118V140H117ZM119 139H120V140H119ZM126 139H127V140H126ZM159 139H160V140H159ZM162 139H163V140H162ZM223 139H225V140H223ZM232 139H233V143H232V141H230V140H232ZM48 140H46V141H48ZM93 140H94V139H93ZM101 140H100V141H101ZM103 140H107V142L109 141V143L106 142V144H107V145H106L105 143H103ZM128 140H129V141L132 140L131 142H132L133 145H132L131 142H129ZM140 140H141V141H140ZM142 140H143L144 142H142ZM152 140H153V141H152ZM156 140H157V141H156ZM158 140L161 141V142L163 141V143H164V141H165L164 144H165V146H166V145H167V146H166V147L163 146V143L159 142ZM178 140H179L180 142H179ZM184 140H185V141H184ZM241 140H242V141H243V140H244V141L246 140V141H245V142H242ZM252 140H253V141H252ZM255 140H256V141H255ZM39 141H40V139L37 138L33 143L36 144V146H38V142H39ZM80 141H81V140H79V141L77 140V142H78V145H77V146H79L78 149H81V147H83V146L79 145V144L82 143V142L79 143ZM122 141H125L124 144L127 143V148H124V146H126V145L123 146ZM127 141H128V142H127ZM145 141H147V142H145ZM154 141L159 142L160 144H162V146L160 145V146L158 147L159 144H157V143L154 142ZM170 141H171V143H172L173 141L176 143V144H175L174 142L172 143V148L169 146V144L171 145ZM196 141H197V142H196ZM216 141H217V142H216ZM222 141H223V142H222ZM229 141H230V142H229ZM234 141H235V142H234ZM239 141H241L242 143H245V145H244V147H243V148H244V153H243L244 156H242V155H241V156H242V157H248V158H250V157H249V154H250L251 157H252L251 160H250V159L247 160V158H242V157H240L239 154H242V148H241L242 146H241V142H239ZM247 141L249 142V145H248V143L246 144ZM251 141H252V142H251ZM48 142L50 143L51 141L49 140ZM110 142H111V145H113V146L110 145ZM114 142H115V144H116V142H117V143L120 142L122 145H121L120 143L117 144V145H115ZM185 142H187V143H185ZM190 142H191V143H190ZM198 142H199V143H198ZM255 142H256V143H255ZM260 142H261V143H260ZM87 143H88V142H87ZM87 143H86V145H87ZM129 143H130V145H129V147H128V144H129ZM143 143H145L146 145H144ZM147 143H148V144H147ZM149 143H151V144H150L151 147L149 146ZM167 143H168V144H167ZM189 143H190V144H189ZM196 143H198V145H197ZM234 143H235V144H234ZM239 143H240V145H239ZM253 143H255L256 146H255ZM50 144H51V143H50ZM74 144H75V148H77V146H76L77 143H74ZM88 144H89V143H88ZM104 144H105V145H104ZM152 144H153V145H152ZM174 144H175V145H179V146H182V145L184 146V145H185L184 147H183V146H182V147L185 148V150L187 149V150H186L187 152L185 153V151H184L183 148H181V149H183L182 152H181V150L178 149L179 147L176 148V146H174ZM199 144H200V147H199ZM236 144H237V145H236ZM251 144H252V145H251ZM257 144H258V145H257ZM260 144H261V145H260ZM48 145H49V144H48ZM134 145L136 146V148H135ZM142 145H143V146H142ZM147 145H148L149 148L147 147ZM155 145H157V148L155 147V149H154L153 146H155ZM189 145H191V146H189ZM235 145H236V146H235ZM247 145H248V146H247ZM253 145H254V146H253ZM259 145H260V146H259ZM103 146H105V148H104ZM107 146H108V147H107ZM131 146H132V148H131ZM195 146H196V147H195ZM204 146H205V147H204ZM209 146H210V145H209ZM211 146H210V147H211ZM228 146H229V147H228ZM251 146H253L254 148L258 146V147H260V148L257 147V148H255V150H254V148L252 149ZM101 147H102V148H101ZM110 147H111V148H110ZM141 147H142L143 149H141ZM144 147H145V148H144ZM161 147H165V149H167V150L165 151V149H162ZM173 147H174V148H173ZM212 147H211V148H212ZM247 147L250 148V152H252V150H253V153H250V152L248 153L247 151H248L249 149H248ZM58 148H59V146H58ZM58 148H57V150H58V151L60 150V151H59L58 153H57V151H56L57 154L55 155V153H54V155L57 157V155L60 154V156H62V159H63L64 161H65L66 158H68V159H67V161H65V163L62 161V165H61V166H63V164H64L63 168H60V169L57 168L58 170L56 169V167H54V168L52 167V168H51L52 170H53V169H54L55 171L57 170L56 173H54L53 176H52V178H54L55 176H57V179L55 178V181H57L58 183L55 182V181H53V182H55V184H56V185H53L55 188L52 187V188H49V189H48V187L46 186V184L44 185L43 182H40L41 178H43L44 175H45L47 172H49V171H47L48 168L45 169V167H46L45 165H47V167H49V168H50L51 164H52L53 166L55 165V164L52 163L53 160H55V158H56L55 156H53L54 158L52 157L53 160L51 159V157L49 158V162H47V163H50V166H49V164H47V163L45 162V160H44V161L40 162L37 166H36V165H33V166H36L35 168H29V169L25 170L26 172L24 171L25 173H22V174L20 175L21 177L24 178V179H22V182H27V183H29V186H31V184L33 185V189H32V190H34V191H33L34 194L32 195V197L35 195L36 192H40V191L43 192V193H40V194H42V195H40L39 200L35 198V196L37 197L39 194H37V195L34 196V200H33V201L30 200V202H31L30 206H31V207H32L33 205H34L35 207H36L37 205H39V206H40L39 209H40V208H43V209H41V210L38 209L40 212H39V211H36V212L34 213V216H35V217H37V216H38V217H39V216H43L44 214H43V215H40L41 212H42L43 210L45 211V214H46V213H49L48 216H49V215H50V216H55V215H53V214H54L53 211H54L55 209H58V208H56V207H57V205H59V202H57V203H58V204H57L56 201H59V200H60V203H61V202L64 203V198H66V197H67V204H66V205H70V203H71L73 200H75V199H76V202H77V198H78V197H81V198H78V201L80 200V201H79L80 203L83 202V200H82V199H83V196H81V194L83 195L84 192L82 191V189L80 190L81 192H80V191L78 192V191H75L76 189L74 188V191H73V192H75V194L72 193L73 196L70 195V194H68V195H70L71 198H68L69 196H64V195H62V193L65 192L64 190H62V189L64 188V186H62L63 188L61 187L62 189L59 190V189H60L59 185L61 186V185L63 184V181H61V182H62V184H61V182H60L59 180H64V179H63L64 177H65V179H66V175L70 174L69 176H71V172H72L73 176H71V177L73 178V180L76 179V175H77V173H76L75 170H77V169H76L75 167H77V166L74 167V165H75L74 163H75V162H76V163L78 162L77 165L79 164L78 167H80V165H81V164H80L81 161H80L79 159H77V161H74L75 158H76V156H77L76 153H75L74 151H71V152H72V153H75V155H76L75 157H74V155L72 156V154H69V153H71V152H69V153H68V156H67V154H66L67 152L64 151L62 147H61V148H62V151H61V148H60V149H58ZM84 148H85V147H83V149H84ZM103 148H104V149H103ZM146 148H147L148 150H147ZM191 148L193 149V151H191V150H192ZM194 148H195V149H194ZM197 148H200L199 150H200L201 153H199V151H198ZM226 148H227V149H226ZM246 148H247V149H246ZM64 149H65V148H64ZM106 149H107V151H106ZM108 149H109V150H108ZM126 149H128V151H127ZM135 149H136L137 151H136ZM144 149L147 150V151H145V153H147V154H145V153H144V154H141V152H144ZM152 149H153V150H152ZM158 149H162V150H159V152H160L161 154L158 153V151H157ZM202 149H203V150H202ZM231 149H232V151H231ZM237 149H239V150L241 149V150L239 151V150H237ZM65 150H66V149H65ZM120 150H121L122 152H121ZM149 150H150V153H151V154L149 153ZM154 150H155V151H154ZM163 150H164L165 152H164ZM176 150H177L178 152L180 151V153H178ZM208 150H209V152H211V155H210L209 152H208V154H207L210 158H207V157H206L207 155L205 154V153H207ZM225 150H228L229 152L226 151V153H224ZM233 150H234V152L236 151V155L234 154L235 157H233L234 155H233L232 157L230 156V154L232 155V154L234 153ZM90 151H91V150H90ZM135 151L137 152V155H135V156L140 155L138 158H137V157H134V155H133V154L135 153ZM174 151H175V152H174ZM183 151H184V153H183ZM195 151H196V152H195ZM238 151H239L240 153H239ZM245 151H246V152H245ZM259 151H260L261 153H260ZM60 152H61L62 154H61ZM65 152H66V153H65ZM76 152H78V151H76ZM108 152H109V154H107ZM120 152H121V153H120ZM131 152H132V153H131ZM133 152H134V153H133ZM162 152H163V153H162ZM191 152H192V153H191ZM197 152H198V153H197ZM257 152H259L260 155H259ZM21 153H23V155L26 154V153H28V155H32V156H34L33 158H35V157H39V156H38L39 154H38V155H34L33 152H30V153H29V151H27V150H23V151H21ZM119 153H120L121 155H123L122 153H125L126 155H124L123 157H122V156H119V157H118ZM138 153H139V154H138ZM148 153H149V154H148ZM152 153H154L155 155H153ZM156 153H158V155L160 154V156H157ZM166 153H167V155H166ZM187 153H188V154H187ZM189 153H190V154H189ZM216 153L219 155L218 158H217V156H215ZM237 153H238V154H237ZM245 153H246V154H245ZM40 154H41V153H40ZM77 154H78V153H77ZM106 154H107V155H106ZM115 154H117V155H115ZM135 154H136V153H135ZM168 154H170V155H168ZM176 154H178V155H176ZM181 154H183V155H181ZM193 154H194V156H193ZM204 154H205V155H204ZM111 155H112V156H111ZM127 155H128V156H127ZM141 155L144 156V157L142 156V157L144 158V160L141 159ZM152 155H153V156H152ZM161 155H162V157H161ZM163 155H166V156L163 157ZM189 155H190V156H189ZM195 155H196V156H195ZM227 155H228V156H227ZM245 155H246V156H245ZM247 155H248V156H247ZM256 155H257V156H256ZM110 156H111V157H110ZM129 156H130V158L133 160L132 162H129V161H128V160H129ZM155 156H157V157H155ZM171 156H172L173 158H171ZM180 156H181V157H180ZM200 156H201V157H200ZM238 156H239V158H241V159H239V160H243L242 162H244V163L248 161L249 164L245 163L244 166H242L243 163H242L241 161H238V162H237V160H238ZM258 156H259V157L261 156L260 159H259ZM71 157H73V159H72ZM78 157H79V156H77V158H78ZM117 157H118V158H117ZM121 157H122V159H121ZM146 157H147L148 159H147ZM154 157H155V159H154ZM169 157H170V159H169ZM192 157H193V158H192ZM197 157H199V158H197ZM202 157H204V158L206 157L208 160L211 159V162H210V163H211V166H212L211 169H212L213 171H211V169L209 170V167H211V166H209L210 164H208L209 167H206V168H208V169H206L205 167H204V168L202 167V166H204V162H205V160H207V159L204 160ZM214 157H215V158H214ZM219 157H220L221 159H219ZM230 157H231V159H230ZM0 158H1V157H0ZM70 158L72 159L73 162L71 161L72 163H71V162L66 163V162H68V160L70 161ZM110 158H111V159H110ZM126 158H127V159H126ZM158 158H159V159H158ZM166 158H168V159H166ZM182 158L185 159V160H183ZM194 158H195V159H194ZM225 158H226V159H225ZM233 158H234V160H233ZM60 159H61V158H60ZM118 159H119V160H118ZM123 159L125 160V162H124ZM162 159H163V160L166 159V161H167V160H168V161H167V162H166V161H162ZM171 159H172V160H171ZM177 159H178V160H177ZM188 159H189V161H188ZM214 159H217V163H218V164L215 163L216 160H214ZM256 159H258L259 162L256 161ZM261 159H262V161H261ZM0 160H1V159H0ZM51 160H52V161H51ZM57 160H58V159H57ZM57 160H56V161H57ZM103 160H104L106 163H109V162H110L112 168H113V167L115 168V167L118 165V170H119L120 173H121V171L125 168V170L122 171V176H121V174L119 173L120 175L117 177V179H118L119 181H118L116 178H114V179L117 180V181H116L117 184H115V182H114V184H112V181H114L112 178L115 177V175H114L115 173H114V171H113V172L111 171V169H110L111 166L107 167V169H106V166H105V165H103L104 168L102 167L101 164H104V161H103ZM117 160H118V161H117ZM145 160H146V161H145ZM148 160H150V161H149L150 163H151V160H152V161L154 160V161L151 163L152 165H149L150 163H148V164L146 163V162H148ZM155 160H156V161H155ZM157 160L159 161V163L161 162L162 164H161V163L159 164ZM176 160H177V161H176ZM180 160H182V161H180ZM191 160L194 161V164H196L197 162L202 163V161H203V160H204V161H203V163H202V166L200 167V164H199V163H197L199 166H197V164L194 165L193 162H192V164L190 165ZM218 160L220 161V163H224V164H223L224 166H225V165H226V166L229 165V167H230V165L236 160V161H235V162H236V166L233 165V164H232L231 168H226V166H225L224 168H222L221 166H218V169H217V168H216L217 165H220V163L218 162ZM231 160H232V163H231ZM50 161H51V162H50ZM116 161H117V162H116ZM120 161H121V163H120ZM130 161H131V160H130ZM170 161H171V162H170ZM200 161H201V162H200ZM227 161H228V162H227ZM254 161H256V162H254ZM260 161H261V162H260ZM79 162H80V163H79ZM91 162H93V164H95L96 162H98V163H96V164L99 165V163H100V165H99V167H98V165H96V164H95V166H94ZM139 162H140V163H139ZM155 162H156V163H155ZM163 162H165V163H163ZM169 162H170V163H169ZM178 162H179V163H178ZM185 162H186V163H185ZM188 162H189V163H188ZM195 162H196V163H195ZM226 162H227V163H226ZM235 162H234V164H235ZM240 162L242 163V164H240L242 167H240V165L238 164V163H240ZM55 163H56V162H55ZM70 163H71L72 167L74 168V169H73V168L71 167L72 170H71V168L69 169V165H70ZM106 163H105V164H106ZM112 163H113V165H112ZM138 163H139V164H138ZM166 163H167V164H166ZM173 163H174V164H173ZM206 163H208V161H207ZM206 163H205V166L207 165ZM225 163H226V164H225ZM66 164H67L66 167H67L69 170L65 167ZM73 164H74V165H73ZM115 164H116V165H115ZM127 164H128V165H127ZM153 164H154V165H153ZM169 164H170V165H169ZM172 164H173V165H172ZM177 164H178V165H177ZM259 164H260V166H259ZM71 165H70V166H71ZM92 165H93V166H92ZM119 165H120V167H119ZM131 165H132V166H131ZM158 165H159V167H158ZM161 165H164V166H161ZM175 165H176V166H175ZM181 165H182V166H181ZM186 165H188V166L190 165V166L187 167V169H186V168H185ZM192 165H194V166H192ZM223 165H222V166H223ZM246 165H247V166H246ZM248 165H249V166H248ZM43 166H44V167H43ZM61 166H60V167H61ZM121 166H123V167H121ZM125 166H126V167H125ZM127 166H128V168H127ZM129 166H130V167H129ZM167 166H168L170 169H171V167H172V169L174 168V170H170V169H168ZM179 166H181V167H179ZM195 166H196V167H195ZM257 166H259L260 170H259V168H258ZM31 167H32V166H31ZM78 167H77V168H78ZM131 167H132V168H131ZM139 167H141V168H139ZM157 167H158V168H157ZM160 167H161L162 169H161ZM194 167L197 169V170H196L197 173L195 172V168H194ZM198 167H199V169L203 168L204 171H203V169H201L202 171H200V170L198 169ZM219 167H221V168H219ZM232 167H233V168H232ZM237 167H238V168H237ZM246 167H248V168H246ZM254 167H256L255 169H257L258 172H261V174L259 173L260 175H259L258 173H253L254 171L257 172V170H254V169H253ZM10 168H11V167H10ZM94 168H95V170H94ZM98 168H99V169H98ZM108 168H109V169H108ZM114 168H113L112 170H114ZM121 168H122V169H121ZM126 168H127V169H126ZM138 168H139V169H138ZM156 168H157V169H156ZM159 168H160V169H159ZM163 168H166V169H163ZM191 168H193V170H192ZM64 169H65V170H64ZM101 169H102V170H101ZM130 169H132V170H130ZM137 169H138V170H137ZM141 169H142V170H145V172H143V173L140 172V173L142 174V175H141L142 177H141V176H140V177L143 178V176H144V179H141V178L138 179L139 174L137 173V171H141ZM150 169H152L151 172H150ZM175 169L178 170V172L175 171ZM216 169H217V171H218V172H217L218 174L215 173V174H216V175H215V174H214V171H216ZM220 169H222V172L219 171ZM223 169H225L226 171L223 172ZM227 169H228V170H227ZM231 169H232V170H231ZM241 169H242V170H243V169H244V170L247 169V174H246L245 171H244L245 173L241 172ZM248 169H249V171H248ZM250 169H251V170H250ZM45 170H46V171H45ZM49 170H50V169H49ZM66 170H67V172H66ZM73 170H74L75 172H74ZM78 170H79V169H78ZM78 170H77V171H78ZM109 170H110L111 172H110ZM115 170H116V168H115ZM118 170H117V171H118ZM127 170L129 171V174H130V175L127 174V172H128ZM135 170H137V171H135ZM148 170H149V172H147ZM157 170H158V172H159V171H161V172H159V174H158V172L156 173ZM163 170H164V171H163ZM169 170H170L171 172H172V171H175V172H172V174H170V173H169V174L166 173V172H168ZM179 170H180L181 172H179ZM186 170H187V171H186ZM205 170H206V171H205ZM239 170H240V171H239ZM252 170H253V171H252ZM0 171H1V170H0ZM50 171H51V170H50ZM55 171H54V172H55ZM68 171H69V172H68ZM70 171H71V172H70ZM92 171H94V172H96V173L93 172L94 174H92ZM97 171H98V172H97ZM104 171H105V172H104ZM125 171H126V172H125ZM228 171H229L230 175L228 174ZM102 172H103V173H102ZM115 172H116V171H115ZM123 172H124V173H123ZM134 172H136V173L138 174V176L135 177V178L137 179V181L134 180L135 178L132 177V176L135 175ZM164 172H165V173H164ZM183 172H184L185 174H184ZM189 172H190V173H189ZM200 172H201V173H200ZM208 172H209V173H208ZM219 172H221L223 176H222L221 173H219ZM226 172H227V173H226ZM240 172H241V173H240ZM251 172H252V173H251ZM63 173H64V174L67 173V174L64 175ZM104 173H105V174H104ZM110 173H111V174H110ZM112 173H113V174H112ZM146 173L149 174V175H147ZM162 173H163V174H162ZM173 173H174V174H176V173L179 174V173H180V174H179V175H178V174L174 175ZM202 173H203L204 175H203ZM205 173H206V175H205ZM207 173H208V174H207ZM211 173H212V176H210ZM225 173H226V174H225ZM237 173H240L241 176H240L239 174H237ZM249 173H251V174L249 175ZM47 174H48V173H47ZM49 174H50V173H49ZM95 174H96V175H95ZM99 174H100V175H99ZM102 174H103V175H102ZM108 174H109V175H108ZM123 174H124V175L126 174L127 176H123ZM144 174H145V175H144ZM150 174L156 175L157 177H155V178L153 179V178H151V175H150ZM165 174H166V175H167V174H168V175H171L172 177L170 178V176L168 177V175H167V177H166ZM195 174H196V175H195ZM234 174H237V176L239 175V176H238L239 179H238L237 181H236V179H237L236 177H237V176L234 175ZM245 174H246V175H245ZM252 174H254V175H259V176H256V177L254 178V176H253ZM62 175H63V177H62ZM91 175H92V176H91ZM94 175H95V176H94ZM101 175H102V176H101ZM104 175H105V177H104ZM153 175H152V177H153ZM183 175H184L185 177H187L188 175H189V176L185 179V177H184ZM193 175H194V176H193ZM199 175L201 176V178L199 179V181L201 180V183H202V184H201V187H200V182H199V185H198V181H197V180H198L197 177H199ZM224 175H225V177H224ZM232 175H234V176H232ZM251 175H252V176H251ZM69 176H67V178H68ZM90 176H91L92 180H91ZM96 176H97V177H96ZM108 176H109L110 178L112 177V178H111L112 181L109 180V177H108ZM164 176H165V177H164ZM177 176H178V178H176ZM179 176H180V177H179ZM192 176H193V178H192ZM203 176H204V177H203ZM209 176H210V178H209ZM214 176H216V177H215L216 179H214ZM218 176H221V177H219L220 179L218 178ZM235 176H236V177H235ZM242 176L244 177V180H242ZM245 176H246V177H245ZM249 176H250V177H249ZM4 177H5V176H4ZM74 177H75V178H74ZM85 177H86V179H84L85 181L83 182V178H85ZM93 177H94V178H93ZM98 177H99V178H98ZM101 177H104V178H101ZM107 177H108V178H107ZM121 177H122V179H124V182H123V180L120 181V180H121ZM123 177H126L127 179H126V178H123ZM131 177L133 178L132 180H134V182L130 179ZM148 177H149V179H150L151 182L148 181V180H149ZM161 177H162V178H161ZM183 177H184V178H183ZM222 177H223V178H222ZM231 177H233V178H231ZM252 177L254 178V180L252 179L253 181L250 180ZM119 178H120V179H119ZM156 178H159V179H156ZM167 178H168V179H167ZM175 178L177 179V183H176V181H174V180H176ZM179 178H180V179H179ZM188 178H189V180L191 179V180H190V183L193 184L194 186H193V185L191 186L190 184H186L187 182H189ZM196 178H197V180H196ZM202 178H203V179H202ZM230 178H231V179H230ZM247 178H248V180H247ZM249 178H250V179H249ZM260 178H261V179H260ZM36 179L39 180L38 182H40V183H38V182H37V183H36V182H35V183H34V182L31 183L32 181H34V180H36ZM93 179H94V180H93ZM103 179H104V180H103ZM155 179H156V180H155ZM171 179H174V180H171ZM181 179H185V180H181ZM226 179H228L229 181H226ZM232 179L235 180L234 183H231V182H232ZM259 179H260L261 182L258 181ZM86 180H87V181H86ZM90 180L93 182L92 185H90V183H91ZM108 180H109V182H108ZM143 180L145 181L144 183H146V184H144V189H143V187H140L141 185L143 186V184H142V183H143ZM167 180H168V181H167ZM178 180H179V183H178ZM195 180L197 181V185H198V186L195 184V183H196V182H194ZM203 180H204V181H203ZM215 180H216V181H215ZM218 180H219V181H218ZM230 180H231V182H230ZM241 180H242V181H241ZM249 180H250V181H249ZM74 181H75V180H74ZM89 181H90V182H89ZM97 181H98V182H97ZM103 181H104V182H103ZM131 181H132V182H131ZM138 181L142 182V183H140V184L138 185V187H139L140 189H139V188H136V187H137L136 185L139 183ZM153 181H154V183H152ZM157 181H159V182H157ZM160 181H161V182H160ZM164 181H165V183L167 182L166 184H167L168 190H167V187L164 188V186H166V184H164ZM169 181H173V182H174V185H175V187H174L173 183L171 182V184H172V185H171V191H172L171 194L167 192V191H170V190H169V186H168V183H170ZM183 181H185V183H183ZM186 181H187V182H186ZM192 181H193L194 183H193ZM248 181H249L250 183H251V182H252V183L249 184ZM254 181H255V183L253 184ZM256 181H257V182H256ZM96 182H97V183H96ZM99 182H103L102 184H104V185H105V184H108V185H105V186L103 185V187H99V186L97 187L96 185H98ZM110 182H111V183H110ZM125 182H126L127 184H126ZM128 182H129L130 184H133L134 187H135V186H136V187H135V188L132 187V189H131V188H130L131 185H130ZM135 182H136V183H135ZM137 182H138V183H137ZM147 182H148L149 184H148ZM180 182H182L183 184L181 183V185H179ZM206 182H208V183H206ZM236 182H237L238 186L240 187V189H238V186H236L237 189H236L235 185H233L235 188L232 186V184H236ZM241 182H242V183H241ZM245 182H246L248 185L245 184ZM259 182H260V183H259ZM59 183H60V184H59ZM84 183H85V184H84ZM109 183H110V184H109ZM122 183H123L124 187L122 186ZM175 183H176L178 186H176ZM205 183H206L207 185H205ZM213 183H214V185H213ZM228 183L231 184V185H229ZM240 183H241L242 186L239 185ZM243 183H244V184H243ZM58 184H59V185H58ZM102 184L100 183L99 185L102 186ZM125 184L128 185V186L130 185V186L128 187V186H126ZM135 184H136V185H135ZM155 184H156V185H159V186H158L159 189L157 188V186H156V187L154 186ZM208 184H209L210 187H211V188L209 187V189L207 188V187L209 186ZM227 184H228V185H227ZM255 184L257 185L258 188H256V185H255ZM260 184H261V185H260ZM86 185H88V187H87ZM89 185H90V186H89ZM93 185H94V188H92ZM162 185H163V187H162ZM183 185L186 186L188 189H187L186 187H184ZM187 185H188V186H187ZM189 185H190L191 187H189ZM195 185H196V186H195ZM202 185H203L204 187L206 186V188H204ZM245 185L249 186V188H248L247 186L245 187ZM251 185H254V186L252 187ZM120 186H119V187H120ZM180 186H181L183 189H182ZM226 186H227V187H226ZM150 187H152V188H150ZM160 187H161V188H160ZM172 187H173V188H172ZM177 187H178V188L180 187V189H181L182 192H183V194H182V193H181V194H182V195H185V196H184V200L186 201V200H187L186 198H188L187 203L185 202L186 205H187V207H189V209H190V208H192V207L194 206V204H195V206L197 205V207L200 208L202 212L199 211L200 209L197 210V209H196L197 207L195 208V206H194L195 213H193V212H194V211H193V208H192L191 211H189V210L187 209V207H183V206H186V205H184L185 203H184V201H182L183 199L180 200L183 196H180V193H177V192H176V191H177ZM196 187H200V189H197ZM228 187H229V188H228ZM29 188H30V187H29ZM46 188H47V190H46ZM86 188H87V189H86ZM112 188H114V189L111 190ZM124 188H125L126 190H124ZM127 188H128V189H127ZM155 188L158 189V190H157L158 192L156 191L157 194H155V191H154ZM174 188H175V189H174ZM190 188H191V189L196 188L198 191H197V190L195 191V190L193 189V191H194V193H193V192H191V189H190ZM201 188H203V189L201 190ZM221 188H222V189H221ZM232 188H234L235 190L232 189ZM244 188H245V189L247 188L246 190L249 189V190H248L249 192L247 191V192H248V193H247L246 190H243ZM251 188H252V190L254 191L253 193H252V190L250 191ZM254 188H255V189H254ZM95 189H97V191H95ZM129 189L131 190V191H130L131 193L128 194V195H130V196L126 195L127 192L129 191ZM133 189H134L135 191H134ZM147 189H148V190H147ZM162 189H163V190H162ZM165 189L167 190V191H166V195L163 194V193L165 192ZM172 189H173V190H172ZM185 189H186V190H185ZM189 189H190V190H189ZM206 189H207V191H206ZM228 189H230V190H228ZM257 189H259L260 192L257 191ZM262 189H264V188H262ZM58 190H59V191H58ZM88 190H89V191H88ZM132 190H133V191H132ZM188 190H189V191H188ZM204 190H205V191H204ZM212 190H213V191H212ZM225 190H227V191H225ZM233 190H234V191H233ZM61 191H64V192H62V193H60V194H57V192L59 193V192H61ZM126 191H127V192H126ZM151 191H152L151 195L154 194V195H153L154 197L150 195V192H151ZM163 191H164V192H163ZM200 191H201V194H202V195H203V193H204V195H205V194H206L205 192H207L206 197H203V196L200 194ZM202 191H204V192H202ZM224 191H225V192H224ZM261 191H262V192H261ZM44 192H47V193H46V196H44V195H45ZM76 192H78V195H77V196H76V194H77ZM125 192H126V194H124ZM132 192H133V193L136 192V194H134V195L132 196V194H133ZM198 192H199V193H198ZM209 192H211V194L208 195ZM213 192H214L215 194H214ZM218 192H219V193H218ZM232 192H234V193L232 194ZM250 192H251L252 194H250ZM257 192H258L259 194H258ZM7 193H8V192H7ZM85 193H84V194H85ZM88 193H87V194H88ZM93 193H92V194H93ZM112 193H113V192H112ZM148 193H149V194H148ZM167 193H168V194H167ZM174 193H175V194H174ZM226 193H227V194H226ZM260 193H261V194H260ZM5 194H6V193H5ZM19 194H20L19 196L16 195V196H18L17 198L14 196L17 200L22 199V197L24 196L23 192H21V193H19ZM43 194H44V195H43ZM47 194H48V197H47ZM64 194H66V192H65ZM79 194H80V195H79ZM121 194H122L123 197L126 195V196H128L129 198H128V197H126V198H125V197L122 198V197H121ZM162 194H163V196H162ZM189 194H190V196H189ZM193 194H194V197H192ZM223 194H224V196H226V195H228V196L224 197ZM225 194H226V195H225ZM234 194H235L237 197H234V196H235ZM253 194H255V195H253ZM256 194H257V195H256ZM8 195H9V194H8ZM56 195H57V196H56ZM58 195H59L60 197H59ZM74 195H75V196H74ZM102 195H103V196H102ZM148 195L151 196V197H149ZM167 195H168L167 199L169 198L168 201H166L167 199H163V198H166ZM173 195L176 196V197H174ZM186 195H187V196H186ZM196 195H200V196H198L199 199H201V198H203V199L199 200V199L196 197ZM211 195H212L213 197H212ZM218 195H219V196H218ZM231 195H232V197H233L234 199L231 198ZM0 196H1V195H0ZM2 196H3V195H2ZM5 196H6V195H5ZM54 196L57 197V198L55 197L57 200L54 199V202H51V201L53 200ZM61 196H62L63 201H61V200H62V199H61ZM84 196H87V197H85V199L87 198L86 201L88 200V202H85V199H84V202H85V203H84V202H83V203H84V204L87 203L88 206H89V204H91V205L93 204V203H91L92 201L94 202L95 199L99 198V197L95 198V195H93L94 198H92V200H90L91 197H93L92 195L89 196V195H86V194H85ZM115 196H117V197H116V200L114 199ZM169 196H171V197H169ZM178 196H180L181 198L178 199V198H177ZM201 196H202V197H201ZM6 197H7V196H6ZM9 197H10V196H9ZM9 197H8V198H9ZM72 197H73V200H71ZM107 197L109 198V195H108ZM136 197H135V199H136ZM159 197H160V199H159ZM172 197H174L175 199H172ZM208 197H209V198H208ZM221 197H222L223 199H221ZM227 197H229V198L231 199V201L228 200L229 198L227 199ZM239 197H240V200L238 199ZM3 198H4V196H3ZM10 198H11V197H10ZM37 198H38V197H37ZM49 198H51V199H49ZM74 198H75V199H74ZM89 198H90V199H89ZM130 198L132 199V201H131ZM153 198H154V199H153ZM170 198H171V199H170ZM190 198H191V199H190ZM195 198H197L196 203L193 201V200H195ZM210 198H211V199H210ZM224 198H225V200H224ZM13 199H14V198H13ZM45 199H46V200H45ZM100 199H101V198H100ZM118 199H119V200H118ZM126 199H127V200H126ZM140 199H139V200H140ZM151 199H152V200H151ZM157 199H158V200H157ZM216 199H217V200H216ZM237 199H238V201H240V204H236V203L238 202ZM241 199L244 200L245 202L247 201V202H249V203L247 204V203H244V202H243V204H241V203H242V200H241ZM27 200H28V199H27ZM37 200H38V201H37ZM81 200H82V201H81ZM98 200H99V199H98ZM98 200H97V201H98ZM124 200H125V201H124ZM137 200H135V201H137ZM156 200L158 201V202H156L157 204L155 203ZM189 200H190V201H189ZM209 200H210V201H209ZM212 200H214V201H212ZM220 200H221V201H220ZM226 200H227V202H226ZM260 200H261V204H260V203H259V204L261 205V209H260V205H259V204H258L259 207H258V205H257L258 208H255V207H253V206H255V204H253V203L250 202V201H253V202L255 201V202L257 203V201L259 202ZM2 201H4V199H3ZM2 201H1V197H0V206L7 205L8 202H7L6 204H5V203L3 204ZM6 201H8V199H7ZM9 201H10V200H9ZM11 201H12V202H13V201L15 202V199H14V200H11ZM68 201H70V202H68ZM102 201H103L104 203H103ZM115 201H117V202H115ZM150 201H151V202H150ZM153 201H154V202H153ZM163 201H164V202H163ZM180 201H182V202H180ZM188 201H189V202H188ZM201 201H204V203H203L202 205H201V203H202ZM208 201H209V203H208ZM218 201H219V202H218ZM224 201H225V203H224ZM233 201H234V203H233ZM235 201H236V202H235ZM49 202H51V203H50V206H49ZM100 202H99V203H100ZM121 202H122V204H121ZM123 202H124L125 204H124ZM131 202H132V203H131ZM133 202L135 203L134 205H132ZM144 202H145V204H144ZM179 202H180V203H179ZM198 202H201V203H198ZM255 202H254V203H255ZM15 203H16V202H15ZM52 203L57 204L56 207L54 206V210H52V208H51V206H52L51 204H52ZM62 203H61V205H62V207H63V205H64L65 203H64V204H62ZM77 203H78V202H77ZM77 203H76V205H77ZM80 203H78V204H80ZM83 203H82L81 205H78V206H82ZM95 203H98V202L95 201L94 204H93L94 206H95ZM114 203H115V204L117 203V204L115 205ZM126 203H127V205H126ZM130 203H131V204H130ZM152 203H155L154 206H153ZM178 203L181 204V206H182V204L184 203L183 206H182L183 208H182ZM207 203H208V204H207ZM223 203H224V204H223ZM232 203L234 204V206H233ZM55 204H54V205H55ZM71 204H72V203H71ZM74 204H75V202H74ZM87 204H86V205H87ZM112 204H113V205H112ZM120 204L122 205L121 207H120ZM198 204H200V205H198ZM205 204H206V205H205ZM221 204H222V206H221ZM225 204H226V205H225ZM246 204H247V206H246ZM249 204L252 205V206H250ZM11 205H12L11 207L7 206V208L9 207V208H8L9 210H8V209H6V210H7L8 212H9V211H11V212H12V211H13V212L16 211V213L19 211V212H18L19 214H22V213H23L20 217H18V218L20 219V221H18V222H19V223L21 222V224H22L21 226H23V225L25 226V223H24V222H23L24 224L22 223V221L24 220V219L22 220V217H24V216H23V215H24V212H23L22 209H21V204H18V205H20V206H18V207H20V209H18V210L15 209V208H18V207H15L16 205L13 206L12 203H11ZM44 205H45V206H44ZM76 205H75V207H77ZM86 205H85V206H86ZM96 205H97V204H96ZM114 205H115V206H114ZM131 205H132V206H131ZM178 205L180 206V208L178 207ZM228 205H229V207H227ZM237 205H238L239 207H237ZM243 205H244V209H245V210H246L247 207H249V208L251 209V211H253V212H251V211L248 212L250 209H247V210H246L247 212H245V210L243 211L242 208H240V207H242ZM59 206H60V205H59ZM73 206H74V205H73ZM83 206H84V205H83ZM99 206H100V204H99ZM118 206H119L120 208H119ZM123 206H124V209H125L127 206H129L130 208L127 207V209L124 210V209H123ZM125 206H126V207H125ZM202 206H204V207L202 208ZM211 206H212V207H211ZM235 206H236V207H235ZM37 207H38V206H37ZM62 207H59V208H62ZM65 207H66V206H65ZM65 207H63V208H65ZM95 207H96V206H95ZM97 207H98V206H97ZM114 207H115V208L117 207L119 210L115 209ZM132 207H133V208H132ZM175 207H177L178 210H177V209H174ZM205 207H207L208 209L206 210ZM209 207H210V208H209ZM221 207H222V208H221ZM251 207H252L253 209H252ZM3 208H5V207H3ZM32 208H33V207H32ZM63 208H62V209H63ZM68 208H69V207L67 206V209L65 208L64 211L68 210ZM71 208H72V206H71ZM77 208H78V207H77ZM81 208H83V207H81ZM89 208H90V206H89ZM103 208H104V207H103ZM111 208H112V209H115L114 212H115V214L118 213L117 216L114 215V212H113V214H111L112 211H113V210H111ZM147 208H148V206H147ZM181 208H182L183 210H182ZM184 208H186V209H184ZM204 208H205V209H204ZM216 208H217L218 210H217ZM34 209H35V208H34ZM36 209H37V208H36ZM83 209H85V208H83ZM92 209H93V206H92ZM92 209H91V210H92ZM95 209H96V208H95ZM122 209H123V210H122ZM128 209H129V211H128V215H127L126 210H128ZM132 209H133V210H132ZM137 209H138L139 211H138ZM154 209H155V208H154ZM156 209H157V208H156ZM156 209H155V210H156ZM203 209H204V210H203ZM219 209H221V210H219ZM230 209H231V210H230ZM234 209L237 210L238 213H237ZM24 210H25V209H24ZM60 210H61V209H60ZM69 210H70V209H69ZM72 210H74V209H72ZM76 210H78V209L75 208L74 212H75ZM81 210H82V209H80L79 212H80ZM121 210H122L123 214H125V212H126V216H125V217H124V215L122 214ZM131 210H132V212H134V213H132ZM136 210H137V211H136ZM187 210H188V212H187ZM214 210H216L215 215H213V214H214ZM222 210H223L224 212H223ZM255 210L258 211V212H257L258 214L255 213ZM0 211L2 212V211H4V210H1V209H0ZM7 211H6V212H7ZM20 211H21V212H20ZM56 211H57V210H56ZM100 211H102V212H100ZM118 211H119V212H118ZM135 211H136V212H135ZM170 211H171V212H170ZM192 211H193V212H192ZM206 211H207V212H206ZM212 211H213V212H212ZM218 211H219V212H218ZM221 211H222V212H221ZM241 211H242L243 213H242ZM1 212H0V213H1ZM6 212H4V213H6ZM8 212H7V213H8ZM13 212H12L13 215L16 214V213H13ZM25 212H27V211H25ZM58 212H59V210H58ZM82 212H83V210L81 211V213H82ZM84 212H88V211H84ZM89 212L92 213V211H89ZM95 212H94V213H95ZM120 212H121V213H120ZM130 212L132 213V215H131ZM144 212H145V211H144ZM189 212H190V213H189ZM199 212H200V216H199ZM220 212H221V213H220ZM7 213H6V214H7ZM9 213H10V212H9ZM43 213H44V212H43ZM55 213H56V212H55ZM70 213H71V211H69V212H65V215H63V213L60 212L61 215L58 216V217H59V218H60V217H62V218L65 217V219H66V218L68 219V218H69L68 214H70ZM91 213L88 214V215H89V218L94 217V219H96V216H97V215H91ZM94 213H93V214H94ZM106 213H107V216H109V217L112 215L111 218H107L106 216H104V214L106 215ZM129 213H130V218L128 219L127 217H129ZM135 213H136V214H135ZM141 213H142V212H141ZM192 213H193V214H197V216L199 217V219H200L201 221L198 219L197 216H196V217H197V219H196L195 215H193ZM203 213H204V215H203ZM209 213H210V214H209ZM236 213L239 214L240 216H239V215L237 216ZM248 213H249L250 215H249ZM253 213H254V214H253ZM2 214H3V213H2ZM10 214H11V213H10ZM12 214H11V215H12ZM25 214H26V213H25ZM71 214H72V213H71ZM85 214H86V213H85ZM85 214H83V215L85 216ZM133 214H134V216H133ZM174 214H177V213H174ZM184 214H186V215H184ZM189 214H191V215H190V216H187V215H189ZM201 214H202L203 216H202ZM218 214H219V215H218ZM220 214H221V215H220ZM222 214H223L225 217L222 216ZM227 214H228V215H227ZM245 214H247V215H245ZM256 214H257V215H256ZM26 215H27V214H26ZM26 215H25V216H26ZM28 215H29V213H28ZM28 215H27V216H28ZM56 215H58V214H56ZM72 215H73V214H72ZM74 215H75V214H74ZM83 215L81 216L82 219H83ZM86 215H87V214H86ZM102 215H103V216H102ZM122 215H123V217H122ZM141 215H143V214H141ZM192 215H193V216H192ZM208 215H209V216H208ZM229 215H231V216H229ZM241 215H243V216H241ZM258 215L261 216V217H259ZM0 216H1V215H0ZM3 216H4V215H3ZM3 216H1V217H3ZM7 216H8V214H7ZM15 216H16V215H15ZM17 216H19V215H17ZM50 216H49V219H51ZM70 216H71V215H70ZM75 216H76V215H75ZM77 216H78V215H77ZM119 216H121V217H119ZM163 216H164V215H163ZM163 216H162V218H163ZM174 216H175V217H174ZM176 216H177V217H176ZM183 216H184L185 218H187V219H185ZM215 216H216V217H215ZM219 216H220L221 218H220ZM232 216H234V218H233ZM244 216L248 217V218H246L247 221H245V217H244ZM12 217H14V216H12ZM58 217H57V218L53 217V218L55 219V222L59 219ZM79 217H80V216H79ZM104 217H106V218H104ZM131 217H132L133 219H132ZM166 217L169 219V222H167L168 219L166 220ZM194 217H195V218H194ZM200 217H201V218H200ZM227 217H228V218H227ZM229 217H231L232 219H230ZM24 218H25V217H24ZM39 218H40V217H39ZM39 218H37V220H38ZM53 218H52V219H53ZM62 218H61V221H63ZM102 218H103V219H102ZM125 218H126V220L128 219L129 221H128V220L125 221ZM182 218H180V219L182 220ZM191 218H193V219H191ZM208 218H209V219H208ZM222 218L224 219V221H223ZM225 218H226V219H225ZM8 219H9V220H8L7 222H8V224H9V222H10V216H9ZM12 219H13V218H12ZM15 219H17V218H15ZM15 219H14V220H15ZM27 219H28V218H26V219L24 220V221H27V222H26V226H25V227L23 226V227H24V229H25V228H28L27 231H29V230H30L31 228H33V227H30V225H31V224H29L30 219H29V221H28ZM31 219H32V218H31ZM71 219H74V218H71ZM71 219H69V220L72 221ZM75 219H76V218H75ZM77 219H78V218H77ZM84 219H86V218H84ZM84 219H83V220H84ZM119 219H120L121 221L124 220V221H125L124 224H123V223L120 224V220H119ZM130 219H131V222H130ZM134 219H135V220H134ZM140 219H141V218H140ZM172 219H173V220H172ZM220 219L222 220V222L220 221ZM229 219H230L232 222H230ZM233 219H234V221H235L236 223L238 222L239 225H238V224L236 225V223L233 221ZM236 219H237V220H236ZM241 219H242V220H241ZM243 219H244V220H243ZM249 219H250V222H248ZM253 219H254V221H256L257 226L254 224ZM33 220H34V219H33ZM87 220H89V219H87ZM137 220H138V223H139V221H141V220H139V218H137ZM137 220H136V222H135L136 224H137ZM157 220H158V219H157ZM170 220H172V221H174V222H172V221H170ZM202 220H203V221H202ZM212 220H213V221H212ZM217 220H218V221H217ZM225 220H226V221H225ZM251 220H252V221H251ZM3 221L5 222L4 219H3ZM12 221H13V220H12ZM58 221H59V220H58ZM70 221H69V222H70ZM74 221H75V220H74ZM79 221H80V220H79ZM92 221H93V218H92ZM95 221H96V220H95ZM99 221H100V220H99ZM103 221H102V222H103ZM160 221H161V220H160ZM164 221H166V222H164ZM216 221H217V223H216ZM239 221H241L242 223L239 222ZM244 221L246 222V224L244 223ZM261 221H262V222H261ZM18 222H17V223H18ZM65 222H66V220H65ZM80 222H82V220H81ZM83 222H85V220H84ZM86 222L89 223L90 221H86ZM127 222H128V223H131L132 225H131V224L129 225ZM177 222H178V221H177ZM179 222H180V224H181V221H180V220H179ZM179 222H178V223H179ZM207 222H208V223H207ZM223 222H224V224H222ZM1 223H2V221H1ZM1 223H0V226H2ZM34 223H35V222H34ZM44 223H45V222H44ZM44 223H42V225H43ZM77 223H78V222H77ZM87 223H86V224H87ZM93 223H95V222H93ZM96 223H97V221H96ZM96 223H95V224H96ZM104 223L107 224L105 221H104ZM125 223L128 224V226H127V224H126L127 227L124 226ZM135 223H134V224H135ZM142 223H143V222H142ZM142 223H139L141 227H140L138 224H137V226L135 227V228L137 229V232H138V228H139V227H140L139 230H141V229L144 230V229L142 228L143 226L141 225ZM164 223H165V224H164ZM212 223H213V224H212ZM225 223H226V224H225ZM258 223H259V225H260V228H259V231H260V232L258 231V233H257V231H255V232H256V233H255L253 230H256V229H257L256 227H259ZM260 223H262V224H260ZM14 224H15V222L12 223V229H11V231H10V235H11V232H13L12 230H13V228H14ZM27 224H28V226H27ZM32 224H33V223H32ZM59 224H60V223H59ZM62 224H63V222H62ZM72 224H73V223H72ZM75 224H76V223H75ZM80 224H81V223H80ZM86 224H85V225H86ZM99 224H101V222H99ZM102 224H103V223H102ZM102 224H101V225H102ZM143 224H144V223H143ZM155 224H154V225H155ZM166 224H167V225H166ZM172 224H171V225H172ZM180 224H178V225H180ZM214 224H215V225H214ZM217 224H218V225H217ZM242 224H243V225L245 224V226H242V227H246L245 230H243L244 228L241 227ZM248 224H249V225H248ZM253 224H254V225H253ZM6 225H7V224H6ZM33 225L36 226L35 224H33ZM49 225H50V224H49ZM63 225H64V224H63ZM63 225H62V226H63ZM77 225H78V224H77ZM82 225H84V224L82 223ZM85 225H84V227H85ZM89 225L91 226V225H92V222H90V223L87 225V227H88ZM96 225H98V224H96ZM96 225H95V226H96ZM103 225H104V224H103ZM156 225H155V226H156ZM212 225H213V227H211ZM220 225H221V226H220ZM230 225H232V227H234V228L236 229V231H235V229L232 230V227H230V228H231V230H230V228H228ZM233 225H235V226H233ZM247 225H248V227H247ZM251 225H252V226H251ZM3 226H5V224H3ZM7 226L9 227V225H7ZM10 226H11V224H10ZM44 226H48V224L46 223V224L43 225V227H44ZM50 226H51V225H50ZM50 226H48V227H50ZM52 226H53V225H52ZM62 226H59V227H58V225H57V226L55 225L54 227H55V228H56V227L61 228ZM64 226H69V223L67 222ZM79 226H80V225H79ZM79 226H77V227H79ZM98 226L100 227V225H98ZM121 226H120L119 228H121ZM134 226H135V225H134ZM151 226L153 227V225H151ZM151 226H150V227H151ZM155 226H154V227H155ZM158 226H157V228H158ZM161 226H162V227H161ZM188 226H187V227H188ZM201 226H202V225H201ZM208 226H209V227H208ZM219 226H220L222 229H221ZM222 226H223V227H222ZM250 226H251V227H250ZM255 226H256V227H255ZM17 227H18V224L15 225V229H16ZM23 227H21L22 230H23ZM37 227H39V226H37ZM43 227H41V228H43ZM54 227H53V229H54ZM73 227H74V225L72 226V228H71V226H70V227H69V228H70V229H69L70 231L68 230L69 233H70L69 235H71V236H72L73 234H75V231H74L73 234L71 233V232H73V229H77V228H73ZM75 227H76V226H75ZM87 227L85 228V231L88 230ZM105 227H106V225H105ZM109 227H110V228H109ZM115 227H116V226H115ZM148 227H149V225H148ZM154 227H153V228H154ZM194 227H195V229H194ZM198 227H199V228H198ZM202 227H203V226H202ZM202 227H201V228H202ZM210 227L213 229V231H212V229H211ZM237 227H238V228H237ZM252 227H254V228H252ZM1 228H2V227H1ZM9 228H10V227H9ZM35 228H36V227H35ZM35 228H34V229H35ZM44 228H47V227H44ZM58 228H56V229H54V230H57V231H58ZM91 228H92V226H91ZM95 228H96V227H95ZM97 228H98V227H97ZM97 228H96V229H97ZM102 228H104V226H102ZM102 228H99V229H101V232H102ZM126 228H127V229H126ZM132 228H133V227H132ZM162 228H163V229H162ZM169 228H170V227H169ZM191 228H192L193 230H192ZM215 228H216L217 230L219 229V231H223V233H222V232H218ZM223 228H224V229H227V230H225V231L228 232V233H224V229H223ZM247 228H248V230H247ZM2 229H5V228H2ZM2 229H0V230H2ZM17 229H18V228H17ZM36 229H37V228H36ZM36 229H35V230H36ZM47 229H48V228H47ZM63 229H65V228L63 227ZM86 229H87V230H86ZM92 229H93V231L95 230L94 228H92ZM105 229H106V228H105ZM107 229H106V230H107ZM147 229H149L150 231H151V230L154 231L155 228H154V229H152V228H151V229H150V228H147ZM147 229H146V230H147ZM170 229H172V227H171ZM173 229H174V227H173ZM185 229H187V231H188V228H185ZM185 229H184V230H185ZM196 229H197V232H195ZM208 229H210V230H208ZM241 229H242V230H241ZM261 229H262V230H261ZM6 230H7V229H6ZM8 230H9V229H8ZM19 230H20V229H19ZM19 230H18V232H19ZM49 230L51 231L52 229L49 228L47 231L49 232ZM54 230H53V231H54ZM59 230L62 231L61 229H59ZM71 230H72V231H71ZM80 230H81L82 233H83L84 230H82L81 227H80V229H79V233L81 232ZM113 230H114V228H113ZM119 230H120V229H119ZM166 230H168L167 227H166ZM203 230H205L206 232L204 231V233H203ZM207 230H208V231H207ZM214 230H216L219 234H221V233L224 234L223 236H225V234H227V235H228V234H231V235L234 234V237L232 236L233 238H236V237H235L236 235H238L239 238H236V240L234 239V240L236 241V243H235L234 241H232L231 244H228V242L231 241V240L229 241V239H232V237H230L231 235H230V236L228 235L229 237H228L227 235L225 236V237H227V239L229 238V239H228V242H225V237L221 236L222 234L220 235V237H219V234H218V236H216V235H217V232L214 233ZM228 230H229V231H228ZM237 230H238V231L240 230V232H238ZM246 230H247V231H246ZM251 230H252V231H251ZM257 230H258V229H257ZM3 231H5V230H3ZM3 231H2V233H3ZM16 231H17V230H16ZM16 231H15V233H16ZM32 231H33V230H32ZM37 231H38V230H37ZM39 231H40V232H42V231L44 232L43 229H40ZM45 231H46V230H45ZM57 231H56V232H57ZM96 231H97V230H96ZM108 231H105V230H104V233H106V232H108ZM120 231H121V230H120ZM131 231L134 232L133 230H131ZM144 231H145V230H144ZM168 231L170 232V230H168ZM168 231L166 232V234L168 233ZM187 231H185V232H187ZM233 231H234L235 233H233ZM25 232H26V231H25ZM40 232H38V233H36V234H39ZM58 232H59V231H58ZM62 232H63V231H62ZM76 232H77V231H76ZM87 232H88V231H87ZM98 232H100V231L98 230L97 233H98ZM142 232H143V231H142ZM146 232H148V231H145V233H146ZM154 232L156 233V231H154ZM201 232H202V233H201ZM207 232H208V233H207ZM229 232H230V233H229ZM231 232H232L233 234H232ZM0 233H1V231H0ZM7 233L9 234V232H7ZM34 233H35V232H34ZM53 233H55V231H54ZM82 233H81V234H82ZM85 233H86V232H85ZM91 233L94 235V237H95V235L97 234V233H94V232L90 231V234H91ZM125 233H127V234H125ZM139 233H140V232H138V234H139ZM161 233H160V234H154V235H156V236L158 235L157 238H154V239H155V240H154L155 243L158 242V241L160 242V239H161L162 236H163L164 240L167 239V240H166V242H167L166 245H167L168 247H170V248L173 247V245H172V243H173L172 241H173V240H172L171 234H169V233L167 234V235H170V237H171V239H170L168 236H165V234H164L165 232H164L163 234H161ZM170 233H171V232H170ZM179 233H180V232H179ZM236 233H237V234H236ZM4 234H5V233H3L2 235H4ZM8 234H7V235H8ZM12 234H13V233H12ZM19 234H20V233H19ZM19 234L17 233V236H18ZM41 234H43V233H41ZM41 234H40L39 236H41ZM44 234H45V233H44ZM47 234H50V233H47ZM56 234H57V233H56ZM56 234H52V235H56ZM76 234H78V232H77ZM81 234H80V235H81ZM100 234H101V233H100ZM106 234H107V233H106ZM108 234H109V233H108ZM108 234H107V235H108ZM136 234H137V233H136ZM136 234H135V233H134V234L131 233V236L133 235V238H134ZM141 234H142V233H140V235H141ZM143 234H144V233H143ZM148 234H149V233H148ZM183 234H185V233H183ZM187 234H188V232L186 233V235H187ZM193 234H194V235H193ZM207 234H209V236H210V235H211V236L209 237ZM212 234H214L215 236H213ZM50 235H51V234H50ZM50 235H49V236H50ZM52 235H51V236H52ZM93 235H92V237H89V238H92V239H93ZM102 235H105V234H102ZM122 235H123V236H122ZM124 235H125L126 239L124 238ZM150 235H151V234H150ZM179 235H181V234H179ZM205 235H206V236H205ZM240 235H241V236H240ZM13 236H14L13 238H15V234H14ZM44 236L46 237V236H48V235L45 234ZM51 236H50V237H51ZM87 236H89V235L87 234ZM87 236H86V237H87ZM99 236L101 237V235H99ZM105 236H106V235H105ZM121 236H122V241H123L122 243H121V241H120V240H121V238H120ZM136 236H137V235H136ZM152 236H153V235H152ZM152 236H149V237H152ZM159 236H160L161 238H159V240H158V237H159ZM177 236H178V235H177ZM212 236H213V239H212ZM238 236H237V237H238ZM0 237H1V235H0ZM4 237H5V240H6V238L9 237V236H4ZM21 237H22V236H20V238H21ZM23 237H24V236H23ZM36 237H38V236H36ZM42 237H43V236H41L40 238H42ZM56 237H57V236H56ZM96 237H97V236H96ZM100 237H99V238H100ZM108 237H110V235H108ZM108 237H107V238H108ZM153 237H154V236H153ZM153 237H152V238H153ZM181 237H183V236L181 235ZM189 237H188V239H189ZM204 237H205V239H203ZM221 237H223L224 240L221 239ZM242 237H243V239H242ZM250 237H251V238H250ZM9 238H10V237H9ZM11 238H12V236H11ZM11 238L9 239V241L11 240ZM20 238H19V239H20ZM46 238H48V237H46ZM46 238L43 237L42 240L45 239V241H46ZM51 238H52V237H51ZM68 238H69V237H68ZM68 238H66V239L68 240ZM70 238H71V237H70ZM72 238H73V237H72ZM72 238H71V239H72ZM89 238H88V239H89ZM101 238H102V237H101ZM152 238H151V239H152ZM165 238H166V239H165ZM168 238H169V239H168ZM240 238L242 239L241 242H240V240H239ZM246 238H247L248 240H246ZM0 239H1V238H0ZM2 239H4V238L2 237ZM2 239H1V240H2ZM19 239H16V240H19ZM22 239H23V238H22ZM35 239H36V238H35ZM35 239H33L34 242L36 241V243H38L37 240H39V239H38V238H37V240H35ZM92 239H89V240L91 241ZM102 239H103V238H102ZM108 239H109V238H108ZM111 239H112V237H111ZM147 239H148V238H147ZM149 239H150V238H149ZM151 239H150V241L152 242ZM186 239H187V238H186ZM188 239H187V240H188ZM252 239H253V241H254L253 243H251ZM259 239H260V241H258ZM7 240H8V239H7ZM50 240H51V239H50ZM52 240H53V239H52ZM59 240H60V239H59ZM67 240H66V242H67ZM79 240H80V239H79ZM86 240H87V238H86ZM97 240H98V238H97ZM156 240H158V241H156ZM161 240H162V239H161ZM180 240H181V239H180ZM199 240H200V241H199ZM206 240H210V241H211V242L209 241L210 244H208V243L205 244ZM238 240H239V242H240V243L238 242L239 244H237V241H238ZM243 240H244V243L242 242ZM245 240H246L247 242L249 241V245H250L251 247H250L249 245H247V242L245 243ZM2 241H4V240H2ZM12 241H13V240H12ZM72 241H73V242H71V241L69 240V242L72 243V245H71V244L69 245V246H71V249H70V252H69V253H71L72 248H75V250L78 248V247H74V244H75V243H76L75 245H77V242L75 241L74 238L72 239ZM77 241H78V240H77ZM105 241H107V243H109V241H108L107 239H106ZM132 241H133V240H132ZM176 241H177V242H176ZM185 241H186V240H185ZM189 241H190V240H189ZM195 241H196V242H195ZM201 241H202V242H201ZM203 241H204V242H203ZM223 241H224V242H223ZM255 241L257 242V244H258L259 246H257V244H256ZM6 242H7V241H6ZM6 242H5V243H6ZM13 242H16V241H13ZM19 242H22V240H20ZM46 242H49V241L47 240ZM69 242H68V243H69ZM74 242H75V243H74ZM86 242H87V241H86ZM91 242H92V243H95V242H96V241H95V238H94V241H91ZM91 242H90V243H91ZM113 242H114V243H113ZM118 242H119V244H116V243H118ZM128 242H130V246L133 244V242L131 243V240H130V241L128 240V241H127V244H128ZM148 242H149V240H148ZM159 242H158V243H159ZM161 242H164V243H165V241H163V240H162ZM161 242L159 243V245L154 244L155 246H157V250L160 249L158 246H160ZM168 242H170V244H169ZM171 242H172V243H171ZM190 242H191V241H190ZM199 242H200L201 244H200ZM215 242H216L217 244H215ZM233 242H234V244H232ZM259 242H260V243H259ZM55 243H56V240H55ZM68 243H66V244H68ZM82 243H84V244H88V242L85 243V242H80V241H78V246L81 247V245H79V244H82ZM102 243H104L103 240H102ZM120 243H121V244H120ZM144 243H146L145 246L148 245V243H147L146 241H145ZM211 243H213V245H212ZM218 243L222 245L220 248H219L220 245H219ZM254 243H255V244H254ZM9 244H10V243L5 244V245L7 246V245H9ZM13 244H15V243H13ZM16 244H17V242H16ZM19 244H20V243H19ZM19 244H18V246H19ZM32 244H33V243H32ZM42 244H44L43 241H42ZM46 244H47V243H46ZM49 244H50V243H49ZM99 244H100V242L98 243V246H97V247H99ZM112 244H111V246H112ZM127 244H126V245H127ZM181 244H182L183 246H182ZM190 244H191L192 246H191ZM198 244H200V245H198ZM252 244H254V245H252ZM0 245H2L1 242H0ZM5 245L3 244V246H5ZM11 245H12V244H10L9 246H11ZM24 245H25V244H23V248H19V247H18V248H19V249H18V248L16 247L18 250H17V249L15 250V249L13 248V245H12V248H13L14 250H13L11 247H10V248L13 250V252H11L12 250L10 249V250H11V251H10L11 255L7 254V255L12 256V257H10V258L7 259V260H8V261L10 260L9 262H11V260L14 261V259H13L14 257H16V259H17V258H18V259H19V258L21 259V255H26L27 252H26L25 250H27L28 248H27V246L25 245L26 248H27V249H25V248H24V247H25ZM27 245H28V244H27ZM30 245H31V243H30ZM36 245H40V243L35 244V246H36ZM44 245H45V244H44ZM52 245H54V243H52ZM55 245H56V244H55ZM82 245H83V244H82ZM95 245H96V243L93 244V245L90 244L89 246H90V247L92 246V249H93V248H94L93 246H95ZM128 245H129V244H128ZM142 245H144V244H142ZM150 245H151V244H149L148 247H149V248H152V247H150ZM154 245H152V246H154ZM163 245H164V244H163ZM166 245H165V247H167ZM170 245H172V246H170ZM178 245H179V246H178ZM201 245H203V246H201ZM205 245H207V246H205ZM217 245H218V248H216ZM227 245H229V246H230V245L235 246V249L237 248L236 251H235L232 247H230L231 249L227 248ZM243 245H244V246H243ZM14 246H15V245H14ZM21 246H22V245H21ZM35 246H33V248H34ZM42 246H43V245H42ZM42 246H41V249H40V250H42ZM46 246H47V245H46ZM46 246H45V247H46ZM61 246H64V245H61ZM84 246H85V245H83V247L80 248V249L83 248V250H80V251H82V252L84 251V252H85V250H86L87 248H85L86 246H85V247H84ZM104 246L106 247L107 244H104ZM111 246L109 245V246H108V249H110ZM121 246H122V247H121ZM132 246H133V245H132ZM155 246H154V247H155ZM161 246H162V245H161ZM200 246H201V247H200ZM212 246L215 247V251H213L214 248H213ZM223 246H224V247L226 246L225 248H227V249H226V250H225V248L223 249V248H222ZM247 246H249V247H247ZM252 246H253V247H252ZM255 246L258 247V248H256ZM28 247H30V246L28 245ZM31 247H32V246H31ZM31 247H30V249H32ZM37 247H38V246H37ZM47 247H49V246H47ZM51 247H52V246L50 245V249H49L50 251H51ZM53 247H54V246H53ZM55 247H58V246H55ZM59 247H60V246H59ZM100 247H101V245H100ZM154 247H153L152 249H148L147 247H145V249L147 248V249H146L147 252H145V251H144L145 249L143 250V248L141 247V248H142V251H144L145 253H143V255H142V253L140 254L139 251H137V252L139 253L138 256H142V257H143L142 260H144V261H142V260H141V261H138V260L140 259V258H139V259L137 258L138 256L136 257L135 260H137L138 262H143V264H146V263H147V264H153V263H156V262H154V257H152V256H154V254H156V255H157V258H158V257L161 258L162 256H165V257L168 259V263H169V261H171V260H172V261H171L172 264H176V263L179 264V263H178L179 261H180V263H182V264L186 262V261H185V262L183 261L184 258H183L182 256H181V257H182L183 259L181 258V259H178V261L176 260V258H179V257H180L179 255L176 256V253L179 252V251H177V250H176V251H174V250L172 251V249L170 250V251H172V254H173V252H174L175 255L173 254L174 256H173V255H172V256H173V259H175V260L171 259L172 256H169V257H168V255L170 254V252H168V251H169V248H167V250H166V248H164V249H163L164 251H159V252L162 253V254H161L162 256H161V255H158L159 253H158L157 250L155 249L156 253H155V252H154V253H151V254L148 255V257H146L147 254L149 253L148 251H150V250H154ZM187 247H188V248H187ZM196 247H197V248H196ZM2 248H3V247H0V250H1ZM39 248H40V246H39ZM84 248H85V249H84ZM88 248H89V247H88ZM102 248H104V247H102ZM130 248H131V249H130ZM199 248H200V249H199ZM212 248H213V250H212ZM242 248H243V249H242ZM251 248H252V249H251ZM30 249H29V250H30ZM63 249H65V248H63ZM63 249H62V250H63ZM89 249H90V248H89ZM89 249H88V250H89ZM95 249H96V247H95ZM97 249H98V248H97ZM99 249H100V248H99ZM104 249H105V248H104ZM123 249H125V250H123ZM161 249H162V248H161ZM196 249H197L198 252H201V253H198V252L196 251ZM216 249H218V250H216ZM244 249L249 250V252H247V251L245 252ZM258 249H259V250H258ZM3 250H7V249H5V247H4ZM53 250H54V249H52V253L56 252V251H53ZM55 250H56V248H55ZM62 250H61V251H62ZM100 250H101V249H100ZM100 250H99L98 252H96V254L93 252V256H94V254H95V255H99V254H97V253H99ZM116 250H117V251H116ZM128 250H131V251H130L131 253H130ZM132 250L134 251L135 255H134V253H133ZM220 250H221V251H220ZM222 250H223L224 252H222ZM253 250H254V251H253ZM255 250H257L259 253H258L257 251L255 252ZM260 250H261L262 252H260ZM1 251H2V250H1ZM27 251H28V250H27ZM38 251H39V249H38ZM57 251L60 252L61 254H63L61 251H59V248H58ZM65 251H66V250H65ZM65 251H64V252H65ZM94 251H97V250H94ZM103 251H104V250H103ZM105 251H107V249H106ZM108 251H107V252H108ZM123 251L126 252L125 255H123ZM192 251H193V252H192ZM219 251H220V252H219ZM250 251H251V253H250ZM3 252H4V251L1 252L2 254H0V256H1V255H4ZM8 252H9V249H8ZM24 252H26V253H24ZM28 252H29V251H28ZM34 252H35V251H34ZM39 252H40V251H39ZM42 252H44V251H42ZM58 252H57V253H58ZM66 252H67V251H66ZM73 252H74V255L77 254L76 257H79L80 259H83V257H82V258L80 257V254H79L80 252H79V253H76L77 251H73ZM91 252H92V251H91ZM101 252H102V251H101ZM109 252H108V254L110 255ZM121 252H122V253H121ZM165 252H166V253L168 252V253H167L166 255H163V254H165ZM182 252H183V250L181 251V253H180V252H179V253L182 255ZM187 252H188V250H187ZM211 252H212V253H211ZM221 252L223 253V254H222V255H223V258L225 259L224 262H223V260H222L221 254H220ZM243 252L246 253V254H244ZM23 253H24V254H23ZM29 253H30V252H29ZM29 253H28V255H29ZM36 253H37V252H36ZM57 253H55V255H56ZM85 253H86V252H85ZM102 253H103V252H102ZM102 253H101V254H102ZM114 253H113V254H114ZM157 253H158V254H157ZM183 253H184V252H183ZM210 253H211V254H210ZM214 253H215V254H214ZM248 253H249V255H248ZM260 253H262V254H260ZM13 254H14V255H13ZM42 254H43V253H42ZM42 254H41V255H42ZM78 254H79V256H78ZM81 254H82V253H81ZM108 254H106L107 257H109ZM117 254H118V253H117ZM144 254H146V255L144 256ZM152 254H153V255H152ZM195 254H196V255H195ZM231 254H232V255H231ZM251 254H252V256H250ZM15 255H16V256H15ZM28 255H26V256H28ZM33 255H34V258H33ZM39 255H40V253H39ZM41 255H40V256H41ZM43 255H44V254H43ZM50 255H51V254H50ZM55 255H54V256H55ZM64 255H68V254L65 253ZM84 255H85V254H84ZM88 255H89V254H88ZM88 255H87L85 258H88V259L91 260L90 264H95L94 262H92V260L94 261V259H95V261H96V264H97V262L101 261L100 258H99V259L95 258L96 256L94 257V259H92L93 256H91V257H92V258H91V257L88 256ZM104 255H105V253H104ZM104 255H103V256H104ZM128 255H127V256H128ZM133 255H134V256H133ZM150 255H152V256L150 257ZM190 255H191V256H190ZM206 255H207V256H206ZM210 255H212V258L215 257V259H212V258L210 257ZM213 255H214V256H213ZM9 256H7V257H9ZM31 256H32L33 259L30 257L31 260H30V259H29L30 261L27 260V261H29V263H30L32 260L35 261V254H32ZM44 256H45V255H44ZM44 256H41V258H43ZM54 256H53V257H54ZM60 256H61V255H60ZM62 256H63V255H62ZM69 256H71V255H69ZM69 256H68V258H69ZM116 256H117V255H116ZM122 256H124V257H122ZM127 256H126V258H127ZM160 256H161V257H160ZM198 256H199V257H198ZM205 256H206V257H205ZM218 256H220L221 258L218 257ZM245 256H247V257H245ZM248 256H250V257H248ZM36 257H38V256H36ZM51 257H52V256H51ZM53 257H52V259H53ZM56 257H58V256L56 255ZM64 257H65V256H64ZM66 257H67V256H66ZM97 257H98V256H97ZM100 257H101V255H100ZM107 257H106V258H107ZM120 257H122V260H121ZM128 257H130V256H128ZM133 257H134V258H133ZM170 257H171V258H170ZM203 257H205L207 261L205 260V258L203 259ZM207 257H208V258H207ZM231 257H230V258H231ZM242 257H243V258H242ZM244 257H245V259L248 258V259H247L248 261H246V260L244 259ZM3 258H5V257H2L1 260H2ZM26 258L28 259L29 257H26ZM54 258H55V257H54ZM62 258H63V257H62ZM85 258H84V259H85ZM103 258H104V257H103ZM103 258H102V259H103ZM116 258H117V257H116ZM123 258H124V259H123ZM131 258H127V259H130L129 261H131V260H132ZM145 258H146V259H145ZM147 258H148L149 260H147ZM150 258H151V260H152V258H153V260H152L153 262L150 261ZM157 258H156V259H157ZM166 258H165V261H162V262H167V261H166ZM193 258H194V259H193ZM232 258H231V259H232ZM236 258H237V259L239 258L238 261H237ZM240 258H241V259H240ZM22 259H24V258H22ZM22 259H21V260H22ZM50 259H51V258H50V256H49V257H48V260H50ZM55 259H56V258H55ZM58 259H59V258H58ZM58 259H56V261L59 263V262H62V261H60V260H64V261H65L67 258H66V259H65V258H64V259H60L59 261H58ZM73 259H75V260H73ZM73 259H72V260L75 262V261H76V258L73 257ZM163 259H164V258L162 257L161 260H163ZM169 259H170V260H169ZM201 259H202V260H201ZM208 259H209V262H208ZM210 259H212L213 261L210 260ZM250 259H251V260H250ZM255 259H257L256 262H255ZM1 260H0V261H1ZM36 260H41V259H40V258H39V259L37 258ZM43 260H44V259H43ZM43 260H41V262H42ZM45 260H46V258H45ZM45 260H44V261H45ZM72 260H71V261H72ZM90 260H89V261H90ZM97 260H98V261H97ZM103 260H104V259H103ZM125 260H126V259H125ZM125 260H124V262H125ZM135 260H134V261L132 260V261L134 262V264L136 263ZM159 260H160V259H159ZM181 260H182V262H181ZM200 260H201V261H200ZM203 260H204V261H203ZM239 260H240V261H239ZM241 260H243V262H241ZM244 260H245V261H244ZM258 260H259V261H258ZM18 261H19V260H18ZM27 261H26V262H27ZM34 261H33V262H34ZM53 261H55V260H53ZM67 261L69 262L70 260L67 259ZM78 261H80V260H78V258H77V261H76V262H78ZM85 261H86V260H85ZM148 261H150V262L148 263ZM174 261H175L176 263H175ZM210 261H211V263H210ZM220 261H221V262H220ZM230 261H231V260H230ZM235 261H237V262H235ZM250 261H251V262H250ZM5 262L8 263V262L6 261V259L3 260V263H2V261H1L2 264H6ZM14 262H16V260H15ZM33 262H31V264H32ZM37 262H38V261H37ZM68 262H67V263H68ZM80 262H83V263H84V261H82V260H81ZM101 262H103V261H101ZM122 262H123V261H122ZM158 262H159V261H158ZM194 262H195V263H194ZM207 262H208V263H207ZM227 262H228V261H227ZM240 262H241V263H240ZM245 262H247V263H245ZM257 262H260V263H257ZM12 263H13V262H12ZM18 263L20 264V263H23V262H20V261H19ZM29 263L27 262V264H29ZM35 263H36V261L34 262V264H35ZM46 263H47V261L42 262L41 264H46ZM48 263H49V262H48ZM48 263H47V264H48ZM58 263H57V264H58ZM67 263H65V264H67ZM70 263H71V262H70ZM87 263H89L88 260H87V262H86L85 264H87ZM103 263L107 264L106 261L103 262ZM129 263H132V262H129ZM168 263H167V264H168ZM171 263H170V264H171ZM230 263H231V262H229V264H230ZM10 264H11V263H10ZM15 264H16V263H15ZM36 264H37V263H36ZM38 264H39V263H38ZM49 264H50V263H49ZM51 264H53V263H51ZM63 264H64V262H63ZM72 264H73V263H72ZM98 264H100V263H98ZM122 264H123V263H122ZM124 264H125V263H124ZM132 264H133V263H132ZM137 264H138V263H137ZM139 264H141V263H139ZM159 264H161V262H159ZM165 264H166V263H165ZM185 264H186V263H185ZM226 264H227V263H226Z\"/></svg>", "mask_w": 264, "mask_h": 264}, {"label": "bare ground", "instance_id": "6f19581e", "mask_svg": "<svg viewBox=\"0 0 264 264\" xmlns=\"http://www.w3.org/2000/svg\"><path fill=\"white\" fill-rule=\"evenodd\" d=\"M12 1H13L12 3H15V4H10L11 0H0V9L2 8V6L6 5V7H4L5 10H6V11H5L6 13L2 14L3 17H1V19H0V83H12V84H13V83H17V85H18V83H20V84H21V83H24V85H25V84H28V83H33V78H34V77H33L32 74H34V73H33V72H34L33 69L35 68V67H34V61H35V60L32 62V60H33L32 58H34V54L38 52V51L36 52V50H37L38 48H42L41 46H42L44 43H46L47 41H48V42H51V44H50V48H54V47H56V46H57L56 48H58V46L60 45L59 43H58V44H59V45H58L57 42L60 41L61 37L58 36L59 38H55L56 36L54 35V34H56V30L54 29V26H55V28H56V27H58V26H60V25L57 26L58 21H57V22H52V20L55 19L56 17L58 18V14L61 13V12H60V10H61L60 7H61V6H60V4L58 3L59 1L56 2V0H42L41 2H40L39 0H33L32 2H31L30 0H26L27 2L24 3V4H22V5H19L18 1L16 2V0H15V1L12 0ZM19 1L21 2V0H19ZM24 1H25V0H24ZM24 1H22V2H24ZM37 1H39V2H37ZM66 1H68V0H63V2H64L63 4L66 3V5H68V2H66ZM70 1H72V0H70ZM84 1H85V0H84ZM84 1H81V0H80V2H84ZM103 1H104V0H103ZM112 1H113V0H112ZM121 1H122V0H121ZM128 1H129V0H127V3H128ZM146 1H147V0H146ZM149 1H150V0H149ZM154 1H155V0H154ZM161 1H162V0H161ZM170 1L172 2V0H163V3H164V2H165V3L168 2L167 4H170ZM173 1H174V0H173ZM188 1H189V0H188ZM188 1H187V2H188ZM213 1L216 2V3L218 2V0H213ZM229 1H231V0H229ZM238 1H239V0H238ZM242 1H243V0H242ZM242 1H240V3H241V4H244V3H242ZM244 1H246V0H244ZM244 1H243V2H244ZM248 1H249L250 3L252 2V4H253V3L255 4V2H256L257 0H256V1H255V0H252V1H251V0H248ZM253 1H255V2H253ZM259 1H260V0H259ZM86 2L89 3L88 0H86ZM114 2H115V1H114ZM119 2H120V1H119ZM125 2H126V1H125ZM131 2H133V3H132L133 5L135 4V3H134V0H132ZM136 2H137V1H136ZM155 2H156V1H155ZM184 2L186 3V1H184ZM189 2L193 3V4H190V8L193 7L192 9H190V10H191V11H190L191 13H190V15H187V16L190 17V16L192 15V13H193L192 10L194 9V5H195V4H194L193 0H191V1H189ZM201 2L203 3V0H201ZM210 2H212V0H211ZM214 2H213V4H214ZM224 2H225V0H223V3H224ZM235 2H236V1H235ZM260 2H261V1H260ZM16 3H18V4H16ZM33 3H34V4H33ZM36 3H37V4H36ZM55 3H56V4H55ZM77 3H78V2H77ZM77 3H75L74 5H77ZM122 3H124V2H122ZM165 3H164V4H165ZM180 3H181V2H180ZM219 3H221V2H218L217 4H219ZM226 3H228V6L231 7V8H233V7L235 8V6H236L235 4H237V2L234 3V5H233V7H232L231 4H230V2H227V0H226ZM246 3H247V1H246ZM246 3H245V4H246ZM25 4H26V5H25ZM29 4H32V5H29ZM111 4H112V3H111ZM124 4H125V3H124ZM153 4H155V3L153 2ZM158 4H161V3H158ZM167 4H166V5H167ZM198 4H199V5H198ZM238 4H239V2H238ZM254 4L252 5L253 8H254V6H255ZM256 4H257V6H260L259 3H256ZM15 5H16V7H19V10H18V9H16V10L14 9V8H16ZM17 5H19V6H17ZM42 5H44V7H42V10L39 9V11H43L44 16H43V13H42V12H39V11H38V7H39V6H42ZM166 5H165V6H166ZM188 5H189V4H188ZM191 5H192V6H191ZM201 5H202V4H200V0H199V3H197V5H196V7H195L196 10L194 9L193 11H197V10H198L197 8H199V10H201V11L199 12V14H200V13L202 12V9H200V6H201ZM215 5H216V4H215ZM220 5H222V3L219 4V6H220ZM224 5H226V4L224 3ZM224 5H222V6H223L222 8H224V7H228V6H224ZM247 5H248V4H247ZM13 6H14V7H13ZM29 6H30V7L32 6L33 8H32V9H29ZM68 6H73V5H70V3H69ZM68 6H65V7H68ZM119 6H121V4H120ZM125 6H126V5H125ZM135 6L137 7L138 5L136 4ZM139 6H140V5H139ZM162 6H163V5H162ZM162 6H161V7H162ZM165 6H164V7H165ZM168 6H169V5H168ZM168 6H167V7H168ZM171 6H172V5H171ZM175 6H176V5H175ZM178 6H179V5H178ZM242 6H243V5H241V7H242ZM12 7H13V9H14L15 11H13V10L11 9ZM65 7H64V8H65ZM81 7H82V6H81ZM101 7H103V6H101ZM130 7L132 8L133 6L131 5ZM142 7H143V6H142ZM145 7H147V8L149 9V5H148V6L145 5ZM145 7H143V8H144V9H143V10H144V11H143L144 13H143V12H140V13L145 14V15H146L145 18H147V20H148V17H147V15H148V14H147L148 9H146ZM151 7H152V4H151ZM153 7H154V6H153ZM164 7H163V8H164ZM169 7H170V6H169ZM169 7H168V8H169ZM180 7H183V6L181 5ZM229 7L226 8V9H229ZM241 7H240V8H241ZM247 7H248V6H247ZM261 7H264V6H261ZM59 8H60V9H59ZM82 8H83V7H82ZM110 8H111V7H110ZM118 8H119L118 10H120V7H118ZM128 8H129V7H128ZM131 8H129L130 11L132 10ZM137 8L140 9V7H137ZM165 8H166V7H165ZM175 8H176V7H175ZM175 8H174V9H175ZM178 8H179V7H178ZM202 8H203V11H204V10L206 11V9H207V8H204V6H202ZM217 8H219L218 5H217ZM234 8H233V9H234ZM240 8H239V9H240ZM242 8H243V7H242ZM257 8H260V7H256V9H257ZM2 9H3V8H2ZM10 9H11V12H10ZM28 9H29V10H28ZM33 9H35V10H33ZM45 9H46V10H45ZM69 9H71V8L68 7L67 10H69ZM101 9H102V8H101ZM111 9H112V8H111ZM111 9H110V10H111ZM134 9H135V8H134ZM154 9H155V8H154ZM161 9H162V8L159 7V10H161ZM166 9H167V8H166ZM176 9H177V8H176ZM187 9L189 10L188 7H187ZM224 9H225V8H224ZM233 9H232V10H233ZM261 9H262V8H261ZM8 10H9V12H8ZM44 10H45L46 13L44 12ZM58 10H59V11H58ZM79 10H80V9H79ZM92 10H94V9H92ZM107 10L109 11L108 6H107ZM136 10H138V9H136ZM146 10H147V11H146ZM159 10H158V11H159ZM170 10H173V9L171 8ZM178 10H179V9H178ZM181 10L184 11L185 14L188 12L186 9H184V10L181 9ZM185 10H186V11H185ZM207 10H208V9H207ZM218 10H219V9H218ZM235 10H236V9H235ZM237 10H238V9H237ZM237 10H236V11H237ZM246 10L248 11L249 8H248V9L246 8ZM246 10L243 9L242 12H241V11H238V12H241V14H242V13L245 11V12L247 13ZM254 10H255V8H254ZM1 11H2V10H1ZM1 11H0V12H1ZM80 11H81V10H80ZM82 11H83V9H82ZM84 11H85V10H84ZM102 11H103V10H102ZM134 11H135V10H134ZM140 11H141V10H140ZM155 11H156V10H155ZM158 11H157V12H158ZM163 11H164V10H162V12H163ZM208 11H209V10H208ZM219 11L221 12V10H219ZM224 11L226 12V10H224ZM249 11H250V10H249ZM249 11H248V14H247L248 17H249V15L251 16V13H249ZM258 11H259V10H258ZM258 11L256 10V12H258ZM261 11H264V9H262ZM24 12H25L26 14H25ZM35 12H36L37 14H35ZM48 12H50V13H48ZM58 12H59V13H58ZM62 12H63V11H62ZM76 12H77V11H76ZM89 12H90V11H89ZM103 12H104V11H103ZM111 12H112V11H111ZM117 12H118V11H117ZM119 12H120V11H119ZM119 12H118V13H119ZM131 12H133V10H132ZM150 12H151V11H149V13H150ZM162 12H161V11L159 12L158 18L160 17V18L163 19L162 15H164L165 13H166L165 15L168 14V13H167V10H166V12L163 13V14H162ZM170 12H171L172 14H171ZM173 12H174V10H173V11H169V15L171 14V17L168 15L169 20H170V19H173L172 16H175L176 14H178L177 11H176V14H175V15L173 14ZM197 12H198V11H197ZM206 12H207V11H206ZM220 12H218V14H219ZM222 12H223V11H222ZM222 12H221V14H222ZM225 12H223V13H225ZM227 12H228V16H229L230 9H229ZM227 12H226V15L223 14V15H224V17H223L224 19H223V20H225V22H226L227 19H228V18H227ZM238 12H234V13L236 14V15H235L236 18H234V16H232V15H234V14H233V11L230 12V15L232 16V17L229 16V18H231V22H232V20L234 21V19H235V20L238 19V15H237ZM30 13H32V14H30ZM33 13H34L35 15H34ZM38 13H39V15H38ZM41 13H42V14H41ZM52 13H54L55 15H56L57 13H58V14H57V16H56L55 18H53V19H52L51 17H49V18H50L49 21H51V22H50V23H47V24L50 25L49 27H51L52 31L55 32V33L51 32V34H50L49 31H48V34H46V33L44 34V33H42V32L40 31V30H42V29L40 28V30H39L40 33H39V34H38L37 32H35V33L33 32V33H30V34H27V35H28V36H27V38H28L27 42L25 41V43H23V44L20 45V46H16V43H14L15 41H14L13 43L10 42V39L14 40L15 36L18 35V37H19V34L21 33V32H20V33L18 34V32H15V31H18L17 26L20 25V27H21L22 24L24 23L22 27H23V28H26V26L24 27V25L28 24V22L26 23V20L28 21V19H27L28 16H31V18H30L31 20L35 17V18H34V19H35V22H34V19L32 20V23H31L30 20H29V24H30L31 27H32V26H33V25H32L33 22H34L35 24H37V22L39 23V20L37 21V19H40V20H41V21H40V24H43V25H44L45 22H48V21H47V20H48L47 15H48V16H53L54 14L51 15ZM67 13H68V12H67ZM78 13H79V12H78ZM126 13H127V12H126ZM133 13H134V12H133ZM179 13H180V12H179ZM231 13H232V14H231ZM252 13H253V12H252ZM254 13H255V11H254ZM262 13H264V12H262ZM10 14H13L12 17H11ZM49 14H50V15H49ZM83 14H88V13L80 12L78 15L82 16ZM90 14H91V13H90ZM106 14H107V12H106ZM111 14H112V13H111ZM111 14H110V16H111ZM113 14H114V13H113ZM128 14H129V13H128ZM143 14H140V15H143ZM161 14H162V15H161ZM180 14H181V13H180ZM187 14H189V13H187ZM203 14H205V13L203 12L202 14H200L199 20L202 19V17H205V16H206V15L203 16ZM244 14H245V13H244ZM244 14L241 15V17L239 16V18L241 19L242 16H244ZM33 15H34V16H33ZM37 15H38L39 17H38ZM40 15H41V17H43V18H40ZM55 15H54V16H55ZM68 15H69V14H68ZM100 15H101V14H100ZM103 15H105V14H103ZM121 15H123V14H121ZM133 15L135 16V14H133ZM133 15H132V16H133ZM201 15H202V17H201ZM223 15H220V16H223ZM239 15H240V14H239ZM247 15H245V16H247ZM254 15H255V14H252L253 17H255ZM259 15H260V14H259ZM259 15H258V16H259ZM70 16H72V17L75 18V16H73V14H71ZM87 16H88V15H87ZM127 16H129V18H131V17H130L131 15H127ZM178 16H179V14H178ZM178 16H175V18H176V17L178 18ZM181 16H183V15H181ZM181 16H180V17H181ZM192 16H193V18H189V19H191V20H193V19H198V17H197L198 15H196V12H195V15H192ZM195 16H196L197 18H196ZM208 16H209V15H208ZM225 16H226V18H225ZM252 16H251L249 19H251ZM261 16L264 17V15H262V14H261L259 17H261ZM23 17H25V18H24L25 20L23 19ZM61 17L64 18V13H63V15H62ZM61 17L59 16L58 19H59V21L62 22V24H64V23H63V20L65 21V19L62 18V20H60ZM65 17H66V16H65ZM76 17H77V15H76ZM82 17H83V16H82ZM84 17H85V15H84ZM89 17H90V16H89ZM120 17H121V16H120ZM123 17H125V16H123ZM136 17H137V16H136ZM140 17H141V16H140ZM143 17H144V16H143ZM185 17H186V16H185ZM259 17H256V18H259ZM36 18H37V19H36ZM44 18H45V19H44ZM85 18H86V17H85ZM85 18H84V19H85ZM104 18H105V16H104ZM110 18H111V17H110ZM117 18H119V17H117ZM138 18H139V17H138ZM145 18H143L142 20H145ZM151 18H153V17H151ZM205 18H206V17H205ZM233 18H234V19H233ZM245 18H247V17H245ZM46 19H47V20H46ZM67 19L70 20L71 18L68 16ZM89 19H90V18H89ZM111 19H112V18H111ZM132 19H133V18H132ZM132 19H129V20L131 21ZM154 19H156V16L154 17ZM240 19L234 21V25H236V24H237V21H240ZM242 19H244V17H243ZM249 19H248V20H249ZM259 19H260V18H259ZM18 20H20V22H19ZM22 20H23L24 22H23ZM55 20H56V19H55ZM55 20H54V21H55ZM77 20H78V18L75 20V22H76ZM79 20H80V19H79ZM139 20H140V18H139ZM151 20L153 21V19H151ZM166 20H167V19H166ZM174 20H175V22H174L175 24H177V21H178V24H180V23L183 21L182 18H178V19H174ZM174 20H173V21H174ZM199 20H197V21H199ZM219 20H220V18H219ZM219 20H214V21H218V23L216 22L217 24L215 23V24H216V28H215V25H210V26H207V25H206V26L208 27V30H206L207 27H205V25H203L205 19H204V21L202 20V21H203L202 26L205 27V28H204L205 36H206V32H207V31H210L209 34H210L211 32H214V35L216 34L215 32H217V35H216V36H219L218 33L221 32L220 34H221V37H222V32H224L223 29H222V25H224L223 27H225V23L223 22V23H224V24H223L222 22H219ZM221 20H222V19H221ZM223 20H222V21H223ZM246 20H247V19H246ZM253 20H254V18H253ZM262 20H264V19H262ZM17 21H18V24H19V25L17 24ZM21 21H22V22H21ZM36 21H37V22H36ZM44 21H45V22H44ZM71 21H72V20H70V22H71ZM83 21H84V20H83ZM94 21H95V20H94ZM104 21H105V20H104ZM104 21H103V23H104ZM173 21L171 20L170 22L172 23ZM184 21H186V20H184ZM184 21H183V23H181V24H182V25L186 24V26H187L188 24H187L186 22H184ZM193 21H194V20H193ZM195 21H196V20H195ZM200 21H201V20H200ZM208 21H209V22L212 21L211 18H210V20H208ZM242 21H243V20H242ZM250 21H251V20H250ZM254 21H255V20H254ZM254 21H252V22H254ZM256 21H257V20H256ZM260 21H261V20H260ZM42 22H43V23H42ZM65 22H66V21H65ZM77 22H78V21H77ZM92 22H93V20H92ZM121 22H122V21H121ZM135 22H136V21H135ZM138 22H140V21H138ZM141 22H143V21H141ZM157 22H159V21H157ZM157 22H156V23H157ZM163 22L166 23L167 21H164V19H163ZM205 22H207V20H206ZM209 22H208V23H209ZM227 22H228V21H227ZM227 22H226V25H228ZM229 22H230V20H229ZM229 22H228V23H229ZM247 22H248V21H247ZM252 22H251V24H252ZM258 22H259V21H258ZM258 22H257V23H258ZM20 23H22V24H20ZM59 23H60V22H59ZM66 23H68V22H66ZM79 23H80V22H79ZM89 23L91 24V22H89ZM95 23H97V22H95ZM128 23H129V22H128ZM133 23H134V22H133ZM151 23H152V22H151ZM161 23H162V22H161ZM189 23L191 24L190 21H189ZM198 23H199V22H197V24H198ZM212 23H213V22H212ZM241 23L243 24L244 22H241ZM262 23H264V22H262ZM262 23H261V24H262ZM16 24H17V25H16ZM29 24H28V25H29ZM45 24H46V23H45ZM68 24H69V23H68ZM70 24L72 25V23H70ZM81 24H83V23H80V25H81ZM85 24H86V23H85ZM115 24H116V23H115ZM117 24H119V23L117 22ZM123 24H124V21H123ZM154 24H155V22H154ZM163 24H164V23H162V25H163ZM166 24H167V23H166ZM178 24H177V25H178ZM181 24L178 25V26L176 25L178 28H177L176 26H175V28L173 27V28L175 29V32H174L175 35H173L174 33H173V34L170 33V34L173 35V39H172V37H170V39L173 40L174 42H177L176 44H178V41H175V40H174V39H176V40L178 39V38H175L176 34H177V36H180V34H181V37L184 38V37L182 36V34L184 35V34L186 33V32H184V33L180 32V31H181V28L183 29V27H180ZM199 24H201V23H199ZM204 24H205V23H204ZM210 24H211V23H210ZM229 24H230V26H231V23H229ZM238 24H239V22H238ZM238 24H237L236 26H238ZM261 24L258 23L259 26H260ZM28 25H27V26H28ZM64 25H65V26H68V25H66V24H64ZM74 25H75V23H74ZM74 25L72 26V28H75V27L77 28V27H78V24H77V26L75 25V27H74ZM80 25H79V26H80ZM83 25H84V24H83ZM94 25H95V24H93V26H94ZM101 25H102V24H101ZM107 25H108V24H107ZM129 25H130V23H129ZM162 25H161V26H162ZM171 25H172V24H171ZM192 25H193V24H191V27H194V28L197 29V27L195 26L196 23L194 24V26H192ZM208 25H209V24H208ZM234 25H232V27H233ZM244 25H245L246 27L249 28L248 30H250V29L252 28L251 25H250V23H249L248 26H247L246 24H244ZM39 26H41L42 28H44V26H42V25H38L37 28H39ZM69 26H70V25H69ZM69 26H68V28H69ZM85 26L87 27L88 25H87V24L84 25V26H83V29L85 28ZM90 26H91V25H90ZM93 26H91L92 29H93ZM96 26H98V25H96ZM104 26H105V24H104ZM137 26H138V24H137ZM147 26H148V24L145 25V28H146ZM153 26H154V25H153ZM165 26H166V25H164L163 28H164ZM186 26H184V27H186ZM197 26H198V25H197ZM199 26H200V25H199ZM199 26H198V27H199ZM202 26H201V27H202ZM211 26H213V27H211ZM220 26H221V27H220ZM230 26L228 25V27H227V26H226V27L228 28V31H230V34H231V32H232L231 30H234V29H233L234 27H233V28L231 27L232 29L229 30V29H230ZM236 26H235V27H236ZM240 26H241V25H240ZM242 26H243V25H242ZM245 26H243L244 29H245ZM249 26H250V27H249ZM22 27H21V29H22ZM31 27H27L26 29H27V30H28L29 28L32 29ZM61 27H62V25L60 26V28H61ZM91 27H90V28H91ZM94 27H95V26H94ZM98 27H99V26H98ZM105 27H106V26H105ZM139 27H141V26H138V28H139ZM168 27H170V26H168ZM171 27H172V26H171ZM189 27H190V26H189ZM191 27H190V28L187 27V29H184V31H185V30L187 31L188 29H189V30L192 29V31H194L193 28H191ZM201 27L198 28V29H200L198 32L195 30V31H196V34H198L199 32H201V29L203 28V27H202V28H201ZM238 27H239V26H238ZM238 27H237V30H238ZM256 27H257V26H256ZM35 28H36V27H35ZM45 28H46V27H45ZM62 28H64V27H62ZM72 28H71L72 31H69V29H67V27H66V29L70 32L69 37H68V39H67L68 41H69V38H70V36H71V32H73V30H74V29H72ZM76 28H75V29H76ZM88 28H89V27H87L86 29H88ZM106 28H107V27H106ZM110 28H111V27H110ZM154 28H156V26H154L153 29H154ZM209 28H211V29L209 30ZM212 28H213V29H212ZM214 28H215V29H214ZM219 28H220V29H219ZM243 28H242V29H243ZM254 28H255V26H254ZM21 29H20V30H21ZM30 29H29L28 31H30ZM51 29H50V30H51ZM94 29H95V28H94ZM99 29H100V27H99ZM117 29L120 30L121 28H118V27H117ZM139 29H140V28H139ZM149 29H150V28H149ZM156 29H157V28H156ZM164 29H165V28H164ZM174 29H173V30H174ZM176 29H177V30L180 29L178 33H177V30H176ZM198 29H197V30H198ZM216 29H217V31H216ZM239 29H240V27H239ZM261 29H262V27H261ZM33 30H34V27H33ZM43 30H44V29H43ZM61 30H62V29H61ZM80 30H81V28H80ZM80 30H79V27H78V30L76 29L77 32L80 31ZM84 30H85V29H84ZM84 30H81V31L84 32ZM107 30H109V27H108V29H106V31H107ZM124 30H125V28H124ZM124 30H123V31H124ZM135 30H136V32H138L137 29H135ZM141 30H143V29H141ZM162 30H163V29H162ZM202 30H203V29H202ZM211 30H213V31H211ZM219 30H220V32H218ZM237 30H236V28H235V31H237ZM21 31L24 32V33L26 32V30H23V29H22ZM39 31H38V32H39ZM57 31H58V30H57ZM68 31L65 30L64 33L67 34V33H69ZM89 31L91 32V29H89ZM93 31H94V30H93ZM109 31H110V30H109ZM121 31H122V30H121ZM123 31H122V32H123ZM145 31H146V30H145ZM145 31H144V32H145ZM148 31H151V33L149 32V35H150V37H151V34H152L154 31H153L152 29H151V30H148ZM158 31H159V30H157V32H158ZM182 31H183V30H182ZM192 31H191V32H192ZM195 31H194V34H195ZM204 31L202 32L203 35H201V36H203V37H204ZM246 31H247V28H246ZM254 31L257 32V30H255V29H254ZM258 31H259V30H258ZM261 31H262V30H261ZM261 31L259 32V34L262 33ZM61 32H62V31H61ZM61 32H60V33H61ZM77 32H76V34H75V32H73V34L76 35V36H72L71 38L73 39V38L75 37L76 39H78V41H80V40L82 39V38L80 37L82 34L80 35V34L77 33ZM85 32H86V31H85ZM85 32H84V33H85ZM96 32H97V31H96ZM129 32H130V31H129ZM163 32H164V31H162V33H163ZM171 32H173V31H171ZM191 32H190V33H191ZM239 32H240V37H241V34H242V33H241V30H240ZM242 32H243V31H242ZM244 32H245V31H244ZM15 33H17V35H15ZM36 33H37V34H36ZM52 33H53V34H52ZM57 33H58V32H57ZM86 33H87V32H86ZM88 33H89V32H88ZM94 33H95V31H94ZM98 33H99V32H98ZM100 33H101V31H100ZM133 33H134V35H135V32H133ZM141 33H143V32H140V35H141ZM145 33H147V32H145ZM159 33H160V32H159ZM179 33H180V34H179ZM187 33H188V31H187ZM232 33H233V32H232ZM237 33H238V32H237ZM237 33H234L235 36H237V35H236ZM73 34H72V35H73ZM105 34L107 35V33H105ZM108 34H109V33H108ZM129 34H131L130 37H133V36H132V35H133L132 33H129ZM155 34H156V33H155ZM155 34H154V35H155ZM196 34H195L194 36H196ZM200 34H201V33H199V35H200ZM224 34H225V32H224ZM230 34H229V36H230L229 38H231V35H230ZM58 35H59V34H58ZM60 35H61V34H60ZM77 35H79V36H77ZM98 35H99V34H97V36H98ZM101 35H102V34H101ZM137 35L139 36V34H137ZM137 35H135V36H137ZM186 35H188V34H186ZM186 35H185V37H186ZM189 35H190V34H189ZM191 35H192V34H191ZM214 35H213V34H212L211 36L209 35L208 38L211 37L210 39H213V38L216 37V36H214ZM249 35L251 36L252 34L250 33V34L247 35V33H246V35H245V39H244V37H243L244 35L242 36L243 39H242V37H241V38H238V39H242V40L245 41L246 39H248L247 36L250 38ZM255 35H257V34H255ZM61 36H63V35H61ZM84 36H85V35H84ZM146 36H147V35H146ZM146 36H145V37H146ZM158 36H159V37H162V36H160V35H158ZM169 36H170V35H169ZM177 36H176V37H177ZM192 36H193V35H192ZM213 36H214V37H213ZM223 36H224V35H223ZM233 36H234V35H233ZM233 36H232V37H233ZM20 37H21V34H20ZM86 37H88L87 34H86ZM92 37H93V36H92ZM94 37H95V36H94ZM99 37H100V36H98L97 39H99ZM102 37H103V39L105 38L104 35H103ZM106 37H107V38H105L104 40H105L107 43L110 42V41H109V40H111V39H110V36L107 35ZM112 37H113V36H112ZM127 37H128V35H127ZM130 37H129V39L131 40L132 38H130ZM166 37H167V39H168V35H167ZM197 37H198V36H196V40H198ZM203 37H200V38H203ZM221 37H216L215 39H217V38L219 39V38H221ZM238 37H239V34H238ZM251 37H252V36H251ZM256 37H257V36H255V39H256ZM259 37L262 38V37H264V35H262V36L259 35ZM16 38H17V37H16ZM75 38H74V41H73V40H70V41H69L70 43H71V41H73L72 44H71V45H72V49H73V45H74L73 43L76 41ZM90 38H91V37H90ZM95 38H96V37H95ZM148 38H149V37H148ZM154 38H155V36H154ZM179 38H180V37H179ZM198 38H199V37H198ZM200 38H199V42H197L196 44H195V42H194V41H196V40H194V38H193L194 41L192 40L193 42H188V45H189L190 43H192V44L194 43V44L196 45V46H195V45L193 44V46L191 45V47H190V45H189V46H186V47L189 48L190 50H192V47H193V50H192V51H190V50L188 49V50L191 52V54H193L194 51H195V52H196V51H199V49H198V50H194V47H196L195 49H197V48L200 47V50H201V51H200L199 53L201 54V53L203 52V54L205 55V54H207L208 50H212L213 48L216 49V48L218 47L217 45H219V44H216L215 41L207 39V36L204 37L205 40H204V38H203V40H201ZM222 38H223V37H222ZM236 38H237V37H236ZM260 38L257 37V43H258V42L260 43V41H258V39L260 40ZM18 39H19V38H18ZM18 39H17V40H18ZM123 39H124V37H123ZM134 39H136V42H137V41H138V42L140 41L139 43H141V40H142L143 38H141V40H140V38H136V37H134ZM156 39H157V38H156ZM206 39L209 40V41H207ZM224 39H225V38H223V43L221 42V40H220V41L217 40V41H219L218 43L221 42L220 45H219V47H221V48H220V49L217 48L219 52H218V51H216V52L220 53V51H221V53H220L221 55H222V53L225 54V55H227V54H226L227 50L224 51V47H223V46H225V45H222V44H227L228 42H227V40H226L227 43H225ZM250 39H251V38H250ZM255 39H254V40H255ZM12 40H11V41H12ZM15 40H16V39H15ZM24 40H25V39H24ZM54 40H55L56 42H55ZM62 40H63V38H62ZM124 40H125V42H126V39H124ZM165 40H166V39H165ZM178 40H179V39H178ZM182 40H183V39H182ZM186 40L191 41V37L189 36V38H188V39H185L184 41L187 42ZM229 40H230V39H229ZM231 40H232V38H231ZM233 40L235 41L236 39H233ZM261 40H262V39H261ZM8 41H9V42H8ZM82 41H84V38H83V40H81V42H82ZM88 41H89V40H88ZM90 41H91V40H90ZM132 41H133V40H131V42H132ZM142 41L146 42L147 40H145V38H144V40H142ZM166 41H169V39L166 40ZM180 41H181V40H180ZM180 41H179V42H180ZM184 41H183V42L181 41V42H182L181 45H183V43L185 44ZM203 41H204V42H203ZM206 41H207V42H206ZM211 41H213V44H216V45H214L215 47H212V46H213V44H212L211 48H208V46L211 45V44H210ZM250 41H251V40H250ZM17 42H18V41H17ZM53 42H54V44H53ZM97 42H99V40H98ZM97 42L95 41V43H97ZM100 42H101V40H100ZM111 42H112V43H115V38H114V40L111 41ZM119 42H120V41H118V43H119ZM136 42H134V43H136ZM138 42H137V45L134 44V43L132 42V43L134 44V47L130 46L131 44L129 45V47H130V48L132 47L131 49H133L134 52L137 51V53H138V51H140V48H141V47H140L141 45L138 46ZM153 42H154V41H153ZM163 42H164V41H163ZM200 42H201L202 44H200ZM205 42H206V43H205ZM208 42H209L210 45H208ZM232 42H233V41H232ZM232 42H230V43H232ZM237 42H238V40H237ZM248 42H249V41H248ZM253 42H254V41H253ZM9 43H11V46H14L15 48H11V50L7 49V48L10 47V46L8 45ZM60 43H61V41H60ZM62 43H63V41H62ZM70 43H69V45H70ZM86 43H87V42H86ZM118 43L116 42V45H117V46H118ZM120 43H121V42H120ZM128 43H129V42H128ZM170 43H171V41H170ZM198 43H199V44H198ZM239 43H240V40H239ZM239 43H238V44H239ZM250 43H251V45H252V42H250ZM250 43H249V44H250ZM257 43H256V41L254 42V44H257ZM261 43H264V41H262ZM55 44H56V45H55ZM88 44H89V42H88ZM88 44H87V45H84V46H87V47L90 46V47H91V45L88 46ZM90 44H91V42H90ZM101 44H102V43H100V45H101ZM110 44H111V43H110ZM121 44H123V43H121ZM121 44H120V46H121ZM124 44H125V43H124ZM133 44H132V45H133ZM147 44H148V45H145V43L142 44V50H143V45H145L146 47H147V46H151V44L149 45L148 42H147ZM161 44H162V42H161ZM164 44H165V43H164ZM172 44H173V42H172ZM197 44H198L199 47H197ZM203 44H204V45L207 44V45H206L207 50H206V47H205ZM232 44H234V43H232ZM236 44H237V43H236ZM236 44H234L235 47H234V45L232 46V48L234 47V48H233L234 51H235V49L238 50V49H237V48H238V44H237V45H236ZM240 44H241V43H240ZM244 44H246V43L244 42ZM244 44H243L242 46H244ZM7 45H8V46H7ZM51 45H52V46H51ZM67 45H68V44H67ZM76 45H77V44H76ZM78 45H79V43H78ZM80 45H81V44H80ZM102 45H103V44H102ZM104 45H105L104 47L102 46L103 48H106V47H107V49H108V48H111V47H112L111 45H110L111 47H109V44H108V45L104 44ZM113 45H114V44H113ZM127 45H128V44H127ZM135 45H136V48H135ZM152 45H153V43H152ZM157 45H158V44H157ZM185 45H187V43H186ZM200 45H202L204 48L201 47ZM246 45H247V44H246ZM246 45H245V46H246ZM257 45H258V44H257ZM262 45H264V44H262ZM33 46H34V48H33ZM84 46H83L82 48H84ZM125 46H126V44H125ZM161 46H162V45H161ZM171 46H172V45H171ZM173 46H175V47H172V48H176V45L173 44ZM216 46H217V47H216ZM236 46H237V47H236ZM240 46H241V45H240ZM254 46H255V45H254ZM35 47H37V48H35ZM43 47H46V44H44ZM60 47H61V45H60ZM60 47H59V48H60ZM62 47H63V46H62ZM69 47H70V46H69ZM69 47H68V48H69ZM76 47H77V46H75L74 48L76 49ZM78 47H80V46H78ZM114 47H115V46H114ZM114 47H113V48H114ZM123 47H124V46H123ZM151 47H152V49L155 50L156 47H158V48L160 47V44H159L158 46H155V47L151 46ZM168 47H169V46H168ZM177 47H179V46H177ZM186 47H185V50H186V51H185V50H183V51L187 52V54H188L189 51H187V48H186ZM227 47H228V49H231V47L229 48V46H226L225 49H227ZM250 47H251V46H250ZM259 47H260V44H259ZM261 47H262V46H261ZM46 48H47V47H46ZM50 48H49V49H50ZM56 48L54 49V50H55V55L58 56V53L60 54V51L56 54V52L58 51ZM68 48H67V49H68ZM70 48H71V47H70ZM85 48H86V47H85ZM93 48H95L94 50H96L97 47H93ZM113 48H111V50H112ZM149 48H150V47H149ZM163 48H164V47H163ZM163 48H162V49H163ZM170 48H171V47H170ZM170 48H169V49H170ZM179 48H180V47H179ZM179 48H178V49H179ZM222 48H223V49H222ZM241 48H243V47H240V50H241ZM246 48H247V47H244V49H245L246 51H244V49L240 51V52L242 53V55H241L242 57L245 56V55L248 53V51H247L248 48H247V49H246ZM18 49H19V50H18ZM33 49H34V50L36 49V50L33 52ZM47 49H48V48H47ZM47 49H45V52H44L45 54H43V55H44L43 57H42V56H38L40 53L36 56V57H38L37 59H39V60H36V61H37V62H41V63H39V64H41V66H42V64H44L43 62L48 61V59L50 60V62H47V63H49V64H48L49 66H48V65L46 64V62H45V66H48V67H49V70H48V71L46 70V69H48L47 67H46V69H45V70H46L45 72H48L47 74L43 73V74H45V75L43 76V74H42L41 72H43L44 70H41V71L38 70V72H36V74L38 73L37 75H39V73L42 74V75L39 76V78H40L39 83H42V82H43L42 80L45 79V78H46V80H48V82L44 81L43 83H55V82H57V83H62V84H63V83H71V80H70V79H72V83H87V82L89 81V79L91 80V74H90L91 72H90V71H91V70L93 69V67H94V64H93L94 61H95L94 59H98V61H99V59H100V56H98L99 54H98V53H95V51H93V52H92L93 59L91 58L92 56L90 57V58L93 60V61H92V64H91V65H93V66L88 65V68H87V66L84 65V68H86L85 71H82V70H79V71H78L79 67H77V69L75 68V69H76L75 71H77V73H76V72H73V71H72V70L74 69V66H72V65H73L72 62H74V61L77 60V59H78L79 61H81V59H79V58H81V57H79V55L82 56L81 52H80V54H78V56H77V53L75 52V53H76L75 56L78 57V58L74 57L75 60L72 59V62H70L71 60H70L69 57H72V55L74 54V52H71V51H68V52H67V51H64L63 54L61 53L62 55H64V57H61V55H59L60 58H61V60H60L59 58L56 60L57 57L54 58V57L52 56V52H53V51L50 52L49 49H48V51L46 52ZM60 49H61V48H60ZM60 49H59V50H60ZM86 49H88V48H86ZM107 49H106V51H107ZM114 49H115V48H114ZM116 49H118V48H116ZM124 49H125V48H124ZM124 49H119V50H121V52L119 51V53L117 52L118 50L116 51L118 55H117V57H115V58L117 59V58H119V57L121 56L122 59H120V58H121V57H120L119 59H117V61H115L116 59L113 60V58H114L115 55H113L112 53L110 54V58L112 57V58H111L112 60H111V59H108V58H109V57H108L109 55L107 56L108 58L105 57L106 60L109 61V63H107V67H108V69H109V67H111V69H113V70L115 69V70H116V71L114 70L115 72L118 71V72H117V73H118V76H122V75L124 74V72H125V69L127 70V68L124 69V63L127 62V59L129 58V53H130V52H128L129 50H127V49H126V50H127L128 53H126V51L123 52ZM156 49H157V48H156ZM167 49H168V48H167ZM181 49H184V46H183L182 48L179 49L178 53L180 52ZM204 49H205V50H204ZM214 49H213L212 53L215 52ZM257 49H259L260 52H262L260 48H257V47L255 46V52L257 51ZM15 50H18V53H19L18 55H17V52L15 53ZM50 50H51V49H50ZM52 50H53V49H52ZM70 50H71V49H70ZM80 50H81V49H80ZM88 50H89V49H88ZM88 50H86V51H84V52L82 51L83 54H84V53H87ZM97 50H98V49H97ZM144 50H146V49L144 48ZM144 50H143V51H144ZM150 50H151V49H150ZM154 50H151L150 52H154ZM157 50L160 51L161 48H160V50H159V49H157ZM174 50H175V49H174ZM174 50H172V52H171L172 55H169V56H171L170 58H172V56L175 57V58H177V57L180 58V55H179L180 53L178 54L179 56H177V55H176V52H177V51L175 50L176 52L173 53ZM233 50H230V51L228 50V51L231 53V51H233ZM11 51H13V52H11ZM30 51H31V52H30ZM43 51H44V49L42 48V51H41V52H43ZM61 51H62V49H61ZM72 51H73V50H72ZM103 51H104V50H103ZM113 51L115 52V50H113ZM146 51H147V50H146ZM155 51H156V50H155ZM238 51H239V50H238ZM243 51H244V52H247V53H244ZM252 51H253V49H251V52H252ZM39 52H40V51H39ZM65 52H66V54H65ZM69 52H70V53H69ZM96 52H97V51H96ZM109 52H110V51H109ZM111 52H112V51H111ZM150 52L148 51V54H151ZM185 52H183V53L185 54ZM195 52H194V55H193V56H196V57H197L198 55H200V54H198V52H196V53H195ZM216 52H215V53H216ZM240 52H239V53H240ZM253 52H254V51H253ZM253 52H252V53H253ZM258 52H259V51H257V53H258ZM23 53H24V54H23ZM29 53H32V55L29 54ZM33 53H34V54H33ZM67 53H68V54H67ZM72 53H73V54H72ZM132 53H133V52L131 51L130 54H132ZM139 53H140V52H139ZM156 53H157V52H156ZM163 53H164V52H163ZM163 53H162V51H161V52L159 53V55L157 54L158 56H156V58H154V59L156 60V61L154 62V64H155L156 66L154 65V68L152 67L151 62L148 63L147 65H145L146 62H144V63H145V64H144V65H145L144 67H147V66L150 64L151 66L149 65L148 68H150V67L153 68V69L151 68V70H152L151 73H152L153 71H155L154 74H153V73L151 74L152 76H150V74H149L150 72H148V73L143 72L144 68L141 67L143 64H142V65H141V63L139 64V62L136 61L137 59H135V58H136V55H135V58H133V57H134V55H133V57H132L131 59H128V60H132V59L134 60V59H135L134 61H136V62L138 63V65H141V66H138L135 62H134L135 65L133 66V65H132V64H133V63H132L133 61H132V62H131L132 64H131L130 66H131V67H134V68H131V72H132L133 69H135L134 72L132 73V74H134L135 78L133 77V82H132V81H127V80H129L128 78H130V77L126 78L125 81H127V82H129V83H130V82H131V83H134V82H135L134 85H135V88H137V89H138V87L140 88V86L142 87V84H143V87H144L143 90H145V91H142L143 94H146V90H148V88L146 89L144 85H146V86H150V87H151V85L153 86V83H154L153 88H154V89H157L158 91H160L159 89H160L161 87H159V84H158L159 89L157 88V85L155 86V84H157V83L160 82V81H161L160 84H161V83H166V80H168V79H167V77L164 78L163 75L166 73L165 70H168V69H169V68H168V69L164 68V67H165L164 65H167V64H165L164 62H165V61H166V62L168 61V57H165ZM166 53H167V52H166ZM208 53H209V56L212 54V53H210V52H208ZM218 53H217V56L220 55V54L218 55ZM237 53H238L237 51H236L235 53L233 52L234 55L237 54ZM239 53H238V54H239ZM243 53H244V55H243ZM20 54H21V55H20ZM97 54H98V55H97ZM102 54H104V53H102ZM105 54H106V53H105ZM114 54H115V53H114ZM169 54H170V52H169ZM173 54H174V55H173ZM187 54H185V55H186L185 57H184V55H183L182 58H186V60H187ZM189 54H190V53H189ZM189 54H188V55H189ZM253 54H254V53H253ZM23 55H26V56L28 55L27 59H26V57L23 56ZM29 55H30V56H29ZM35 55H36V54H35ZM46 55H47V60H46V58H44V57H46ZM70 55H71V56H70ZM86 55H88V53H87ZM111 55H112V56H111ZM143 55H144V54H143ZM145 55H146V54H145ZM155 55H156V54H155ZM155 55H154V56H155ZM175 55H176V56H175ZM181 55H182V51H181ZM201 55H202V54H201ZM201 55H200V59H199V57H198L197 59H195L196 57H194V59L197 60L198 62H199V61H205V59H204V60H201V57H202V59H203V57H204V56H201ZM213 55H214V53H213ZM221 55H220V56H221ZM225 55L222 56V58H223V57L225 58V57L228 56V55H227V56H225ZM234 55H232V56L234 57ZM247 55H248V54H247ZM249 55L252 56L251 54H249ZM257 55H258V54H257ZM16 56H18V57L20 56V57H19L20 59H19L18 57H16ZM48 56H49L50 58H48ZM73 56H74V55H73ZM97 56H98V58H97ZM101 56H102V55H101ZM167 56H168V55H167ZM206 56H208V54L205 55V58H206ZM211 56H212V55H211ZM220 56H219V57H220ZM230 56H231V55H230ZM237 56L240 57V54L237 55ZM237 56H236V57H237ZM261 56H262L261 59L264 58V55H262V53H261ZM40 57H41V58H40ZM85 57H86V58H84L83 60H87V56H85ZM130 57H131V56H130ZM139 57H140V56H139ZM142 57H143V56H142ZM142 57H141V60H140V58H138V55H137V58L140 60V62L142 61ZM145 57H146V56H145ZM164 57H165L167 60L164 61V60H163ZM190 57H191V56H190ZM214 57H216V56L214 55ZM239 57L237 58V59L239 60V61H237V62H238V65H241V67L239 66L237 70L240 71V69H241L242 67L245 68V64H244V63L247 62V61H245V60L241 57V58L243 59V60L241 59L242 62H244V63H243L244 66H243L242 63H240L241 60L239 59ZM257 57H258V56H257ZM16 58H18V59H16ZM148 58H149V57H148ZM151 58H153V56H151ZM211 58H212V57H211ZM231 58H232V57H231ZM245 58H246V57H245ZM101 59H104V58H101ZM123 59H124V62H121V63L118 64V62L123 61ZM161 59H162L164 62H162ZM173 59H174V58H173ZM173 59H172V60H173ZM180 59H181V58H180ZM180 59L178 60L179 62L182 61V59H181V61H180ZM188 59H189V56H188ZM190 59H191V60H190ZM190 59H189V61H191V62H194V61H195V60H193L192 58H190ZM209 59H210V58H209ZM209 59H207V60H209ZM212 59H213V58H212ZM216 59H217V57H216ZM225 59H226L228 62H227L226 60H224V59H223V60L221 59L222 62L224 61L223 63L225 64V65L222 64V66H225V67H223V70L225 71L224 68H226V67L228 66V64H229L230 67L228 66L227 68H228V69L231 68V69H230V70L227 69L228 73H227V71L224 72L223 70H221L223 73H225V75L229 74V75H227V76H224V75H223L222 77H224V78L227 77L226 79H228V76H229L230 81L232 80V81H231V85H232L233 83L236 82V81H234V80H237L236 78H234V76H235V77H238V76H239V74H238L239 71H238V72H237L236 70H233L234 72L232 71V68H234V66L236 67V64H237V63L235 62V63H236L235 65L232 63V60H233L234 58H232L231 62H230V58L228 59V57H227V58H225ZM237 59L235 58L234 60L236 61ZM248 59H250V58H248V56H247L246 60H248ZM44 60H45V61H44ZM73 60H74V61H73ZM78 60H77V61H78ZM118 60H119V61H118ZM160 60H161V61H160ZM170 60H171V59H170ZM175 60H177V59H175ZM192 60H193V61H192ZM221 60H220V58H219L218 61H220V63H221ZM253 60H254V59H252V61H253ZM262 60H264V59H262ZM18 61H19V63H18ZM36 61H35V62H36ZM42 61H43V62H42ZM79 61H78V62H79ZM90 61H91V60H90ZM107 61H106V62H107ZM143 61H144V60H143ZM178 61H177V62H178ZM189 61L187 60V61L184 62V63H187V62H188V64H189ZM197 61H195L194 64H192V63L189 64V65H191V66H187L188 64H187V65H186V64L184 65V63L182 64V68L184 69V70L182 69V72H183V71H184V72L182 73L181 70H180V72H178V73H181L182 75H183V74H184V75H183V76L180 75V79H181V78L183 79V77L186 78V77H187L186 75H188V77L190 76V77L193 78V77L197 76L199 73H201V72H199V71L197 70V69H199V68H197L198 66L196 67L197 69H195V67H192V66H194V65H195V66H196V65H200L202 68H204V67H203L204 64H203V65L200 64V63H199V64H196V63H198ZM212 61H215V63H216V64L213 63V68H214V67H215L214 65H217L218 61H216L215 59H213ZM37 62H36V63H37ZM57 62H58V63H57ZM96 62H97V61H96ZM103 62H104V60H103ZM106 62H104L105 65L102 63V64L104 65L103 67L106 66ZM112 62H113V63H112ZM147 62H148V61H147ZM158 62H161L163 65L160 64V63H159V64L162 65V66H164V67L160 66V65L158 64ZM182 62H183V61H182ZM182 62H181V63H182ZM233 62H234V61H233ZM249 62H251V61H249ZM255 62H258V61H255ZM260 62H262V61L260 60L259 63H260ZM50 63H51V64H50ZM84 63H86V62H84ZM84 63H83V64H84ZM99 63H101V62L99 61ZM172 63H175V61L173 60ZM204 63L206 64L205 66L208 67L209 65H208L207 63H210V62L205 61ZM220 63H219V64H220ZM239 63H240V64H239ZM176 64H178V63H176ZM179 64H180V63H179ZM219 64H218V67H219ZM231 64L233 65V67H231ZM251 64H252V63H251ZM80 65H81V63H79V66H80ZM95 65H96V63H95ZM127 65H128V63H127ZM127 65H126L125 67H127ZM169 65H170V64H169ZM169 65H168V66H169ZM173 65H174V64H173ZM180 65H181V64H180ZM180 65H179V67H176V66H178V65L175 66V67L178 68V69H176L174 66H172V67H173L172 69H173L174 71H175V69H176V72H177V70L179 71V69L181 68ZM210 65H211V64H210ZM238 65H237V66H238ZM252 65H253V64H252ZM254 65H255V63H254ZM259 65L264 66V65H262L261 63H260ZM37 66H38V65H37ZM71 66H72V67H71ZM101 66H102V65H101ZM183 66H184V67H183ZM200 66H199V67H200ZM211 66H212V65H211ZM211 66H209V68H212ZM95 67H96V66H95ZM95 67H94V68H95ZM107 67H105V68H100V69H101L102 72H103V69H105V70H104L105 72H103V73L107 74V73H108V69H107ZM191 67L194 68V69H192ZM218 67L216 66V68H218ZM220 67H221V66H220ZM248 67H249V65H248ZM259 67H260V66H259ZM43 68H44V67H43ZM61 68H62V70H61L62 73H61V75H60L59 72H58V70L61 69ZM69 68H71L72 70H70ZM80 68H81V66H80ZM82 68H83V67H82ZM141 68H142L143 70H142ZM162 68L164 69V71H163ZM170 68H171V67H170ZM174 68H175V69H174ZM209 68H208V70H212V69H213V68H212V69H209ZM236 68H237V67H236ZM246 68H247V66H246ZM246 68H245L244 70H246ZM249 68L251 69V67H249ZM256 68H257V65H256ZM16 69H18V70H16ZM35 69H36V71H37V67H36ZM68 69H69L70 71H72L73 73L70 72V71H68ZM123 69H124V70H123ZM172 69H171V70H172ZM220 69H222V67H221ZM20 70H21V74L19 73ZM30 70H31V72H30ZM65 70H66V71H65ZM93 70H94V69H93ZM141 70H142V71H141ZM145 70H146V69H145ZM145 70H144V71H145ZM171 70L169 69V71H170L171 73H174V72H172L173 70H172V71H171ZM192 70H193V71L196 70V71L198 72V74L196 75V73H195V76H193L192 74L189 75V73L192 72ZM215 70H217V69H215ZM215 70H214V71H215ZM218 70H219V69H218ZM242 70H243V68H242ZM253 70H254V69L250 70L249 73H250L251 71H252L251 73H253ZM255 70H256V69H255ZM257 70H258V69H257ZM14 71H19V72H14ZM106 71H107V72H106ZM109 71H110V70H109ZM122 71H123V73H122ZM147 71H149V69H148ZM200 71L204 72L205 69H204V70L202 69V70H200ZM229 71L232 72V73H230ZM235 71H236L237 73H236ZM259 71L262 73V71H264V68H262V70H259ZM66 72H70V73H71L70 75H72V74H73V75H72V76L69 75V76H70V78H69V76H66V75H68ZM85 72H86V73H85ZM115 72H112V73H115ZM120 72H121V73H120ZM141 72L146 73L150 78H149L147 75H143V73H142V74H139V73H141ZM164 72H165V73H164ZM206 72H207V73L204 75V77H206L207 74L210 73V71L208 72L207 70H206ZM211 72H212V71H211ZM222 72H219V73H220V74H219V77L223 74ZM243 72H244L243 75H246V74H247V76H248V75H249V76L251 75V74H249V73H246V71H243ZM247 72H248V71H247ZM12 73H13V75H12V79H11L10 81H7V80H6V78H7L6 75H8V74H12ZM17 73H19V74H17ZM92 73H93V72H92ZM127 73H128V72H126V75L128 76L129 74H127ZM135 73H136V75H135ZM163 73H164V74H163ZM233 73H235V75H234ZM239 73H240V72H239ZM241 73H242V71H241ZM241 73H240V75H242ZM245 73H246V74H245ZM254 73H256V72H254ZM254 73H253V74H254ZM51 74H55V76H54V75L51 76ZM56 74H57V75L59 74V75H60V76H59L60 78L57 77ZM74 74H75V75H74ZM89 74H90V75H89ZM121 74H122V75H121ZM132 74H131V77H132ZM155 74H157V75H156V76H153V75H155ZM160 74H161V75H160ZM166 74L169 75L170 73H166ZM166 74H165V76H166ZM217 74H218V73H217ZM217 74H215V72H214L213 75L218 76ZM230 74H231V75H230ZM19 75H20V76H19ZM37 75H36V76H37ZM76 75H77V78H78V79H76ZM92 75H94V74H92ZM101 75H102V74H101ZM101 75H100V77H101ZM103 75H104V74H103ZM115 75H116V73H115ZM141 75H142V76H141ZM170 75H171V74H170ZM202 75H203V74H202ZM202 75L199 74L198 76L202 77ZM243 75H242V76H243ZM259 75H260V74H259ZM262 75H264V73H262ZM262 75H261V76H262ZM14 76H15L16 79L14 78ZM17 76H19V77H17ZM42 76L45 77V78H43ZM74 76H75V79L73 78ZM85 76H86V77H85ZM89 76H90V77H89ZM127 76H126V77H127ZM144 76H147V77H146V78H147L146 80H145V77H144ZM208 76H210V75H208ZM211 76H212V75H211ZM211 76L208 77V78L210 79ZM216 76H212L213 80H214V77H215L216 80L218 79V80H217L218 82H221V81H222V79H221L222 77L219 79V78H217ZM232 76H233V77H232ZM251 76H252V75H251ZM254 76H255V75H254ZM254 76H253V77H254ZM4 77H6V78H4ZM41 77H42V78H41ZM67 77H68V79H66ZM71 77H72V78H71ZM92 77H93V76H92ZM116 77H117V76H116ZM141 77H143L144 79L141 78ZM151 77H152V78H151ZM159 77H161V79H160ZM162 77H163V79H162ZM176 77H177V76H176ZM231 77H232V78H231ZM239 77H240V76H239ZM239 77H238V79H239V82H240V83H242L241 81L245 82L244 80L247 79V78H242V77L239 78ZM245 77H246V76H245ZM39 78L37 77L36 81L39 80ZM158 78H159L160 80H159ZM224 78H223V79H224ZM255 78H256V77H255ZM259 78H260V77H259ZM124 79H125V78L123 77V80H124ZM142 79H143V80H142ZM148 79H149V80L151 79L150 82H149ZM152 79H153V80H152ZM164 79H166V80L163 81ZM171 79H173V78H171ZM175 79H177V78H175ZM175 79H173V80H175ZM178 79H179V78H178ZM180 79H179V80H180ZM195 79H196V77H195ZM201 79H202V78H201ZM209 79H208V80H209ZM226 79H225V80H226ZM233 79H234V80H233ZM240 79H241V81H240ZM242 79H244V80H242ZM73 80H74V81L78 80V81L74 82ZM83 80H85V81H83ZM92 80H93V79H92ZM135 80H137V81L139 80L140 82H139V81H138V82H139L141 85H140L137 81H135ZM179 80H178V81H179ZM184 80H185V79H184ZM184 80H183V81H184ZM186 80H187V79H186ZM188 80H192V79H188ZM213 80L211 79V80H210V83H211V82H214ZM220 80H221V81H220ZM225 80H224V81H225ZM228 80H229V79H228ZM228 80H226V81H228ZM262 80H264V79H262ZM262 80H261V81H262ZM41 81H42V82H41ZM82 81H83V82H82ZM120 81H121V82H120ZM120 81H119L120 83H124V84L126 83L125 81H124V82L122 81V78L120 79ZM180 81H181V80H180ZM197 81H198V82H197ZM197 81L194 80L193 82H194V83H199V82H200V83H201V82L203 83L204 80H203V81H202V80L200 81V78H199ZM217 81H216V82H217ZM224 81H223V82H224ZM248 81H249V80H248ZM253 81H255V79H254ZM37 82H38V81H37ZM91 82H92V81H91ZM155 82H156V83H155ZM168 82H169V81H167V83H168ZM171 82H174V81H171V80H170L169 84H170ZM175 82H176V81H175ZM193 82H191V83H193ZM205 82H206V80H205ZM208 82H209V81H208ZM216 82H215V83H216ZM218 82H217V83H218ZM228 82H229V81H228ZM239 82L237 81L236 83H239ZM89 83H90V82H89ZM136 83H138L139 86H138ZM149 83H151V84H149ZM179 83L182 85V81L179 82ZM183 83H185V82H183ZM189 83H190V82H189ZM206 83H207V82H206ZM221 83H222V82H221ZM221 83H220V84H221ZM245 83H246V82H245ZM261 83H262V82H261ZM147 84H148V85H147ZM204 84H205V83H203V85H204ZM224 84H225V83H224ZM13 85H14V84H13ZM24 85H22V86L25 87ZM63 85H65V84H63ZM68 85H69V84H68ZM68 85L66 84L65 86H68ZM136 85H137V87H136ZM161 85H162V84H161ZM181 85H179V86H181ZM184 85H186V88H188V86H191V84L188 85L187 83L184 84ZM195 85H196V84H195ZM221 85H222V84H221ZM221 85H220V86H221ZM226 85L228 86L229 84L227 83ZM234 85H235V84H233V87H232V86H230V87L234 88ZM22 86H21V87H22ZM165 86H168V88H169V87H171V84H170V86H169V85H165ZM197 86H198V85H197ZM210 86H211V85H210ZM224 86H225V85H224ZM227 86H226L225 88H227ZM21 87H20L19 91H21ZM60 87H61V86H60ZM172 87L177 88V87H175V86H172ZM181 87H183V86H181ZM200 87H201V86H199V88H200ZM214 87H215V85H214ZM230 87L227 88V90L229 89L228 91H232V89H231ZM153 88H152V89H153ZM191 88H192V87H191ZM193 88H194V87H193ZM193 88H192V89H193ZM203 88H205V87H203ZM236 88H237V87H236ZM236 88H234V89H236ZM63 89H64V88H63ZM69 89H70V90L68 91V93L65 92V94L62 93V91H61V94L58 92V93L61 95L60 97H61V98L63 97L62 100H64V96H65V99H66V100H64V101H61V106H62V104H63L64 109L66 108V110H65V111L62 110L63 112H61L60 110H58V111H59V112H58V116H56V115H57L56 113H55V116H56V117L53 116V117H55L54 119H56V121H58V120L61 118V121H60V120L58 121L59 124H61L60 126H59V125H58V126H57V125L54 126V125H55L54 123H56V122H54L53 120H52L53 122L47 120L48 118H51V117H50L51 115L48 116L47 113H52V112H53L52 110H51L52 112L49 111V110H47L48 112L45 111V112H46V115L44 114V112H42L41 110H39V108H41V107L43 106V103L41 104V101H38V102H40V105H33V102H32V101H34L33 99H36V98H33V99H32L30 96H28V97L25 98L24 96H26V95H23V94H20V95L18 94V95L16 96V94L18 93L16 90L14 91V93L12 92V94H13L12 96H13V97H11V96L9 95L10 97L8 96V97L5 98V99H6V107H7L6 111H7L8 114H7L6 112H4L5 115H3L4 113L1 114L2 112H0V115H1V116H0V157H1V158H0V159H1V160H0V170H1V171H0V195H1V196H0V197H1V201L4 199V201H2L3 204H4V203L6 204L7 202H8V203H7V205L0 206V209H1V210H4V211H2V212L0 211V212H1L0 215H1V216L4 215L3 217L0 216V223H1V221H2V223H1L2 226H0V229L5 228V229L0 230V231H1V233H0L1 237H0V238H1V239H2V237L4 238V239H2V240H4V241H2V240L0 239V242L2 243V245H0V247H3L1 250L4 251V252H3L4 255H1V256H0V260H1L2 257H5V258H3V259L1 260L2 263H3V260L6 259V261L8 262V263L5 262L6 264H10V263H11V264H15V263H16V264H19V263H18L19 261H20V262H23V263H20V264H27V262L29 263V261H30L31 258H32L31 255H32V254H35V261H36L37 264H38V263L41 264L42 262H45V261H47V263L49 262L50 264H51V263H53V264H57L58 262L56 261V259H58V258H59L58 261H59L60 259H64V258H65V259L67 258V259L70 260L69 262L67 261V259H66L65 261H64V260H60V261H62V262H59L58 264H63V262H64V264L67 263V262H68L67 264H72V263H73V264H85V263L87 262V260H88V262H89V263H87V264H90L91 260L88 259V258H85V257H86L88 254H89L88 256H90V257L93 256V252L96 254V252H98L100 249H101L100 252L97 253V254H99V255H95V254H94L93 258L91 257L92 259H94V257L96 256L95 258H97V259L100 258L101 261H103V262L106 261L107 264H118V263H115V262H119V261H116V259H118V257L121 256V254L119 253L121 250L119 249V250H118L119 252L116 250L118 254H117V253L115 254V253H114L115 251L113 252L114 254L108 251V250L113 251L112 248H114V247H113L114 244L111 243L112 246H111V244H110V240H111V242H112V240H113V236H111V235L114 234V236H115V233H117V232L119 231V232L117 233V237H118V234H119L120 232L124 234V232L129 231V230H128L129 228H128V229L126 228V229H127L126 231H122L123 229L125 230V228H123V226H121V225H118L117 223H119V221L117 220V221H116L117 223H116V222L114 223V224H115L114 227L110 226L111 228L109 227L110 229H109V231H108L107 228H108V224H109L108 221H109V220H108V219H104V221H105L107 224H105L104 221L101 220V219H99L100 221L97 220V217L99 218V217L101 216V214H100V216H98L99 213L96 214V212L99 210V209L97 210V208H100V209L102 208V210L104 209V212H107V211L109 210V209H108L109 207H107V206H105V205L108 204V203H109L108 205H110V204L113 202V199H112V202H111V198H113V197H111V196H113L119 188H122V187L120 186V185H121V184H120L121 182H117V183H118V184H117L116 181L118 180L117 177H118L120 174H121V176H122V171H124L125 168L121 171V173H120L119 170H118V165L115 167L116 170H115L114 167H113L114 170H112L113 168H112L110 162H109V163H106V162L104 161V160H106L105 158L108 156L107 154H109V152L106 154V155H107L106 157H105V156L103 157V158H104V160H103V161H104V164H101L102 167H103V165H105V166H106V169H107V167L111 166V167H110L111 171H112V172L114 171V173H115V174H114L115 177H113V178L111 177L114 181H112V179H111L109 176H108V177H109V180L112 181V184H114V182H115V184H117V185H116V186H117V187H116L117 190H116V188H115V189L112 188L111 190H113V189H114V190L111 191V193L109 192V189H110L111 187H113V186H111L110 188H109V187L107 188V186H105V185H108V184H105V185L102 184L104 181H103V182H99V184L101 183L102 186H100L99 184L96 185L97 187H98V186H99V187H103V185L105 186V187H103L101 190H100V188H98L100 191L103 190V193H102V194H108V193L111 194V196H110V194H108V195H109V198L107 197L108 195H107V196L104 195L105 198H106V200H105L106 202H107V199H108V200L110 199V200L108 201V203L103 204V205H104V206H103L104 208L101 207L102 205H101V202H100L101 200H104V199H102L104 196L102 195L103 197H100V196H101V195H100L101 193H100L98 196H96V195L99 193V190H98V192H96L97 194L93 193V192H94L93 189H92V191H91V194H89V193L87 192V190H85V191H86V193H85V192H84V189H82L83 187L81 186V183H82V182L79 183L80 181L77 180V178L79 179L80 176H82L83 174L87 173L86 171L88 170L87 168H88V163H89V161H95V160L97 161V160H99V162H100V160L103 159V158L101 157V155H100V151H101L102 149H100V151L98 150L99 147H100V144H101V142H102V140H101L102 135H103V137H104V136H107V137H108V134H111V135L113 134V135L111 136V137L113 138L114 135L118 136V134H116V133H117V131H119V129H115V127L112 128V129H114V130H112L110 127H108V128H109V129H108V128H106L107 126L104 125V126H106V127H105L106 131H107V129H108V131L106 132L107 134L104 132V134H105V135H104V134H102V133H103L102 131L104 130V128H103V130L100 131V132H97V131L95 132V131H94L95 128L93 127V129H94L93 131H94L95 133H97V134L99 133V136L96 135V136H97V137H96V136H94V135H91V129H90V131H89V128H91V127H89V126L87 127V126H86V129H88V131H89L90 134H89L87 131L82 130V129H83L82 126L85 127L84 124L86 123V121L88 122V119H86L85 117H84V118L86 119V121L84 122V124H82V126L80 125V128L77 127L78 124H75V125H77V126H75L74 123H76V122L73 123L72 121H74V119L76 118V116L79 115L78 112H81L82 117L84 116V115H83L84 112L82 113V111H84V110H83L84 108H82V107L80 106V102H79V100H81V99H79V98L81 97V95H80L81 92H80V94H78V96H80V97H79V98H76L77 96L75 95V92H77V91H75L74 94L72 93V95H74V96L72 97V96L70 95V94H71L70 92H73L74 90L71 91V88H69ZM137 89H136V90H137ZM171 89H172V88H171ZM200 89H202V88H200ZM216 89H217V88H216ZM238 89H240V88H238ZM66 90H67V88H66ZM96 90H97V89H96ZM96 90H95V92H96ZM139 90H140V89H139ZM141 90H142V88H141ZM149 90H150V89H149ZM163 90H164V89H163ZM166 90H167V89H166ZM173 90L175 91L176 89H172V91H173ZM178 90L180 91V89H178ZM178 90H177V91H178ZM181 90H182V89H181ZM193 90H194V89H193ZM195 90H196L195 92L197 93V92H198L197 90H199L198 87H197V89H195ZM213 90H215V89H213ZM240 90H241V91H240L239 94H238V92H237V94H238L239 96H241V95H242L241 93L244 91L242 87H241ZM63 91H65V90H63ZM153 91H154V90H153ZM155 91H156V90H155ZM155 91H154V94H155ZM161 91H162V90H161ZM168 91H169V90H168ZM177 91H176V93H177ZM202 91H204V90L202 89ZM211 91H212V90H210V92H211ZM216 91H219V92H220L221 90H219V87H218V90H216ZM223 91L225 92L224 89H223ZM223 91H221V92L219 93V96L222 95L221 93H222ZM236 91H237V89H236ZM236 91H235V92H236ZM25 92H26V91H25ZM25 92H24V93H25ZM139 92H140V91H139ZM162 92H163V91H162ZM162 92H160V93L162 94ZM195 92H194V93H195ZM199 92L201 93L200 90H199ZM199 92H198V93H199ZM210 92H208V93L206 92V93H205V91H204L203 94H202L203 96H201L200 93H199V95H200L201 97H200V96H197V99H196V95H197V94H196L195 96L193 95V96L195 97V99H196V100H195L196 102L193 103V104H196V105H195V106H196L195 108H197V106H198V103H199V102H198L197 100H198L199 98H201V100H202V101H201V100L199 99V100H200V103H201V106L204 105V108L206 107V105L204 104L205 102L202 103V102L204 101V99H202V97H203V98L206 97V96H205L206 94H209V95H207V98H208L209 96H212V95H213V94H212L213 91H212L211 93H210ZM235 92H233V93L231 92L230 94L233 95ZM15 93H16V94H15ZM26 93H27V92H26ZM26 93H25V94H26ZM78 93H79V92H78ZM147 93H148V92H147ZM149 93H151V92L149 91ZM157 93H159V92H157ZM157 93H156V94H157ZM160 93H159V94H160ZM176 93H175V94H176ZM179 93H180V92H179ZM179 93H178V94H179ZM181 93H182V92H181ZM217 93H218V92H217ZM226 93H227V92H226ZM228 93H229V92H228ZM63 94H64V96H63ZM67 94H69V96H71L70 100H69L68 97L66 96ZM109 94H110V93H109ZM109 94H108V95H109ZM136 94H138V93L136 92ZM164 94L167 95L166 93H164ZM172 94H174V92H173ZM172 94H171V95H172ZM175 94H174V95H175ZM204 94H205V95H204ZM243 94H244V92H243ZM14 95H15V96H14ZM110 95H113V93H111ZM117 95H118V94H117ZM141 95H142V94H141ZM147 95H148V94H147ZM147 95H146V96H147ZM150 95H151V98H152L153 95H152V94H149V96H150ZM174 95H172V96H174ZM217 95H218V94H217ZM232 95H231V96H232ZM248 95H249V94H247V95L245 94L244 97L247 98ZM250 95H251V94H250ZM37 96H38V98H40V100L42 99L43 102L46 100V101H45V105H46L47 101H49L48 99H50V97L48 96V94H47V96H46V94H45V96H46L47 98L43 97L44 94H43V95H39V94H38V95H36V97H37ZM39 96H40V97H39ZM115 96H116V95H115ZM118 96H119V95H118ZM118 96H117V97H118ZM133 96H135V98L133 97L134 99H136V98L138 99V97H136L135 94H134ZM146 96H145V97H146ZM156 96H157V95H156ZM156 96H154V97H155V101H156L157 99H158V100L160 99V98H156ZM160 96H161V95H160ZM160 96H159V97H160ZM163 96H164V95H163ZM163 96H162V97H163ZM183 96H184V94H183ZM183 96L180 95V97H183ZM228 96H230V95H228ZM228 96L226 95L227 98H228ZM255 96H257V95H255ZM255 96H252V97L254 98ZM258 96H259V95H258ZM48 97H49V98H48ZM66 97H67V98H66ZM141 97H142V96H141ZM174 97H176V96H174ZM198 97H199V98H198ZM214 97H218V96H214ZM232 97H233V96H232ZM234 97L237 98V95L234 96ZM244 97L241 96V97H240V100H241V98L243 99ZM250 97H251V96H250ZM250 97L248 98V100H251ZM24 98H25V99H24ZM58 98H59V97H58ZM110 98H111V97H110ZM110 98H107L106 100H108V99H110ZM113 98H114V101H115L116 103H117V102H120L121 99H122V97H121V99H118V100H119V101H118V100L115 99L116 97H112V99H113ZM147 98H148V97L144 98V100L147 99ZM165 98H167V96L164 97L163 99L161 98V99L163 100L162 102H163V103H166V104L168 105L170 102H169V101H167V102H169V103L164 102V101H165ZM168 98L171 99L170 97H168ZM176 98H179V97H176ZM176 98H175V99H176ZM184 98L186 99L185 96H184ZM207 98H206V99H207ZM211 98L214 99L213 96H212ZM219 98H221V97H219ZM219 98H218V100H219ZM224 98H225V97H223V99H221V100H219V101L222 102V100H224ZM230 98H231V97H230ZM230 98H228V99H229V100H227L228 102L230 101ZM246 98H245V100H246ZM258 98H259L260 101L262 100L261 96L258 97ZM258 98H257V99H258ZM43 99H44V100H43ZM59 99H60V98H59ZM90 99H91V98H90ZM101 99H102V98H101ZM101 99H100V101L102 102ZM112 99H111V100H112ZM123 99H124V98H123ZM137 99H136V102H139V103H140L139 99H138V100H137ZM148 99H149V98H148ZM172 99H173V98H172ZM172 99H171V100H172ZM179 99H180V98H179ZM181 99H183V98H181ZM188 99H189V98H188ZM190 99H191V98H190ZM190 99H189V101H190V104H191V100H190ZM206 99H205V100H206ZM237 99H238V98H237ZM255 99H256V98H255ZM37 100H39V99H37ZM37 100H36V101H37ZM60 100H61V99H60ZM83 100H85V99H83ZM86 100H88V99H86ZM86 100H85V101H86ZM141 100H142V99H141ZM150 100H151V99H150ZM152 100H154V99L152 98ZM171 100H170V101H171ZM183 100H184V99H183ZM186 100H187V99H186ZM193 100H194V98H193ZM207 100H208V99H207ZM209 100H210V98H209ZM209 100H208V101H209ZM218 100H216L215 103H216ZM233 100H234L233 103H235V102H236V99H233ZM248 100L245 101V105H247L246 102H247ZM36 101H35V102H36ZM90 101H91V100H90ZM103 101H105V100H103ZM114 101H113V102H114ZM122 101H123V100H122ZM134 101H135V100H134ZM160 101H161V100H160ZM160 101H158L159 103L156 102V103L159 104V105H157V107H156L157 109L154 108L156 111H158V109H160V111H164V110H165L164 108L161 109V108L159 107L160 105L163 104V103H160ZM174 101H175V100H172V101H171V103L173 102L172 105H171V103H170L171 107H173V108H174V105H176L177 102H181L180 100L178 101V99H177V102L174 104ZM224 101H226V100H224ZM224 101H223V102H224ZM231 101H232V99H231ZM241 101H242V100H241ZM241 101H239V102H241ZM243 101H244V100H243ZM243 101H242V103H243ZM253 101H256V100H253ZM260 101H259V102H260ZM35 102H34V103H35ZM91 102H93V101H91ZM101 102H98V104H101ZM111 102H112V101H111ZM111 102H109V103H111ZM115 102H114L113 104H116ZM136 102H135V103H136ZM144 102H145V101H144ZM147 102H148V101H147ZM153 102H154V101H153ZM186 102H187V101H186ZM192 102H193V101H192ZM211 102H214V101L212 100ZM220 102H217V104H215L213 107H212V106L210 107V105L207 103V104L209 105V107H210V110H208L209 108H208V109L205 108L206 110H208V111L206 112V115H209V114H210V115L207 116V117H210V118L212 119V117H213L212 115L214 114V112H215V115H217V114H222V113H223V112H222V109H223L224 107H223V108L220 107V108H222V109L219 110V107L217 108V106H216V105L220 106V104H218V103H220ZM256 102H257V101H256ZM262 102H264V101H262ZM48 103H49V102H48ZM57 103H58V102H57ZM81 103H85V102L83 101V102H81ZM106 103H107V102H105L104 104L102 103V104L105 106ZM133 103H134V102H133ZM141 103H142V104H141ZM141 103H140V104L137 103V104L140 105V106L146 104V103L143 104V101H141ZM200 103H199V104H200ZM237 103H238V100H237ZM247 103H248V102H247ZM254 103H255V102H254ZM254 103H253V104H254ZM260 103H261V102H260ZM7 104H8V105H7ZM52 104H53V106L56 105L55 102H53ZM95 104H96V103H95ZM102 104H101V105H102ZM122 104H123V103H122ZM151 104H152V103H151ZM151 104L149 103V105H151ZM179 104H181V103H179ZM183 104H184V103H183ZM190 104H189V105H190ZM202 104H203V105H202ZM210 104H211V103H210ZM222 104H223V103H222ZM225 104H226V103H225ZM228 104H229V103H228ZM231 104H232V103H231ZM238 104H240V103H238ZM250 104H252V103H250ZM32 105H33V106H32ZM45 105H44V106H45ZM58 105H60V102L57 104V106H58ZM93 105H94V104H93ZM108 105H109V104L107 103V107L111 106V104H110L109 106H108ZM119 105H120V103H118V107H119ZM131 105H133V104H131ZM134 105L136 106V104H134ZM138 105H137V106H138ZM153 105H155V104H152V106H153ZM185 105H187V104H184L183 107H185ZM208 105H207V107H208ZM211 105H213V104H211ZM240 105H241V104H240ZM243 105H244V104H243ZM243 105H242V107H245V108H244V109H242V108L240 109V107H241V106H240L238 110H237V109H233V106H235V108L238 107V106H236V104L232 105V108H230L231 105H230V106L228 105V106H229V107H228L229 109H228V108H225V109H226L225 112L229 110V111H228V115H224V116H230V120H231V118L233 119V118H234L233 116H234L235 113H237V112L239 113L241 110L244 111V110L246 109V106H245V105L243 106ZM248 105H249V104H248ZM248 105H247V107H249V108H247V109H250V108H251L250 111H252V110H255L254 108H256L257 105H259V104L255 103L254 105H255L256 107L254 106V108H252L250 105H249V106H248ZM260 105H261V107H262V105H264V103H262V104H260ZM260 105H259V106H260ZM38 106H41V107L38 108ZM44 106H43L42 108H44ZM61 106H58V107H61ZM63 106H62V107H63ZM82 106H84V104H83ZM104 106H101V107L103 108ZM120 106H122V105H120ZM123 106H124V105H123ZM146 106H147V105H146ZM164 106H165V104H164ZM164 106L162 105V107H164ZM187 106H188V105H187ZM187 106H186V107H187ZM190 106H191V105H190ZM193 106H194V105H193ZM223 106H224V105H223ZM9 107H10V108H9ZM36 107H37V108H36ZM54 107H55V106H54ZM86 107H87V106H86ZM99 107H100V106H99ZM101 107H100V108H101ZM105 107H106V106H105ZM115 107H116V105H115V106L112 105V107L110 108L111 110L113 109V110L111 111V114L107 112L109 115H106V114L104 113V114L106 115V117H105V115H104L103 117H105V119H106L107 117H108L109 119H112V118L114 117V115H115V116L118 115L117 117H120V115L123 114V113L121 112V109H120V111H119V108L116 107V109H115ZM142 107H143V108H141V109H144V106H142ZM150 107H151V106H150ZM153 107H154V106H153ZM158 107H159V108H158ZM175 107H176V106H175ZM179 107H180V106H179ZM183 107H182V108H183ZM186 107H185V108H186ZM188 107H189V106H188ZM191 107H192V106H191ZM199 107H200V106H198V108H199ZM226 107H227V105H226ZM261 107H260V109H261ZM45 108H46V107H45ZM81 108H82V109H81ZM90 108H91V106H90ZM90 108H89V109H90ZM100 108H99V112H102V111L100 110ZM102 108H101V109H102ZM130 108H131V106H130ZM133 108L135 109V108H137V107H133ZM133 108L130 109V110H133V111H134ZM138 108H139V107H138ZM145 108H146V107H145ZM185 108H184V109H185ZM189 108H190V107H189ZM216 108H217V109H216ZM258 108H259V107H257L256 109H257L258 112H259V109H258ZM59 109H60V108H59ZM108 109H109V108H108ZM110 109H109V112H110ZM127 109H128V108H127ZM141 109H139V110H141ZM163 109H164V110H163ZM175 109H176V108H175ZM211 109H212V111H214V112H212ZM231 109H232L233 111L236 110L234 114H233V111H232V112L230 111ZM86 110L88 111V107H87ZM86 110H85V113H86ZM104 110H105V108H104ZM106 110H107V109H106ZM122 110H123V109H122ZM124 110H125V109H124ZM128 110H129V109H128ZM146 110H147V108H146ZM152 110H153V109H152ZM155 110L153 111V112H154V115H156V114L158 113V112H157V113L155 114ZM170 110L172 111V109L170 108V106H169V109H168V107H167V110H166L167 112L165 111L166 115L170 116V115L172 114V112H171ZM186 110H187L186 113L188 114V111H189L188 108H186L185 111H186ZM191 110H192V109H191ZM196 110H197V111H194V110H192V111H193V112H198V111H199L198 113H201V115L203 116V118L206 116V115L204 116V114H202V112H200V111H203V107H202L200 110H198V109H196ZM215 110H216V111L219 110V111H221L222 113H217V114H216V111H215ZM239 110H240V111H239ZM261 110H262V109H261ZM261 110H260V111H261ZM55 111H56V110H55ZM95 111H96V110H95ZM118 111H119V114H118ZM125 111H126V110H125ZM144 111H145V110H144ZM150 111H151V110H150ZM243 111H241L240 114H243ZM247 111H249V110H247ZM250 111H249V113H250ZM255 111H256V110H255ZM88 112H91V111H88ZM88 112H87V113H88ZM128 112H129V111H128ZM138 112H139V111H138ZM140 112L142 113V115L144 114L142 111H140ZM153 112H152V113H153ZM173 112H174V115H175L176 112H178V111H173ZM225 112H224V113H225ZM230 112H231L233 115H232ZM256 112H257V111H256ZM256 112H254V114H255ZM258 112H257V113H258ZM261 112H262V111H261ZM261 112H259V113H261ZM76 113H77V115H76ZM92 113L94 114L95 112H92ZM130 113H131V112H130ZM141 113H139V114H141ZM149 113H150V112H149ZM160 113H162V112H160ZM160 113H158V114L160 115ZM170 113H171V114H170ZM180 113H181V112H180ZM190 113H191V111L189 112V114H190ZM203 113H205V112H203ZM212 113H213V114H212ZM226 113H227V112H226ZM229 113H230V114H229ZM238 113H237V114H238ZM245 113H246V110H245V112H244V117L247 116V115L245 116ZM257 113H256V114H257ZM81 114H80V116H81ZM93 114L91 115V113H90L89 116H95V115H97V116L99 117L102 113H100V115H98L97 113H95V115H93ZM124 114H125V115H124ZM124 114H123L124 116H126V114H127V116H128V113H124ZM139 114L136 113V114H134V115H136L135 117H137L138 119H139V117L141 116L140 118L142 119V122H143V117H142V115H139ZM147 114H148V113H147ZM162 114H163V113H162ZM183 114H185V113H183ZM240 114H238V115L235 114L237 117L235 116V119L231 120V123H230V120H228L229 117H227L228 119L223 118L222 120L224 121V119H226V120H225V121H226L225 124H227V122H229L227 125H229V124L231 125V124H233V122H234V124H235L237 121H239V117H240L239 115H240ZM246 114H247V113H246ZM250 114H251V113H250ZM250 114H249V116H250ZM256 114H255V115H256ZM261 114H262V113H261ZM112 115H113V116H112ZM132 115H133V114H132ZM137 115H139V116H137ZM145 115H146V114H145ZM159 115H157V117H158ZM166 115H164V116H166ZM190 115H191V114H190ZM190 115H189V116H190ZM215 115H214V116H215ZM257 115L260 116V114H257ZM47 116H48V118H46ZM89 116H88V117H89ZM109 116H110V117L112 116V117L110 118ZM124 116H123V117H124ZM160 116H162V115H160ZM168 116H167V118L164 117L163 120L167 119V122L170 121L169 119H170L171 117L168 119ZM171 116H173V115H171ZM176 116H177V117L173 116V118H174V117H175V118H179V114H177ZM180 116H181V115H180ZM186 116H187V115H182V117H184V118H185ZM193 116H195V115L192 114V115H191V118H193ZM199 116H200V115H199ZM218 116H219V115H218ZM249 116H248V118H249ZM252 116H253V115H251L250 118H253V117H254V116H253V117H252ZM261 116H262V115H261ZM9 117H11L12 119L10 120ZM78 117H79V116H78ZM98 117H96V116L93 117V118H94L93 121H95L96 118L98 119ZM129 117H130V116H129ZM129 117H128V118H129ZM147 117H148V116H147ZM215 117H216V119H213L212 121L217 120V116H215ZM242 117H243V116L241 115L240 118H242ZM256 117H257V116H256ZM100 118H101V117H100ZM108 118H107V119H108ZM115 118H116V117H115ZM153 118H154V117H153ZM153 118H152V120H153ZM155 118H156V117H155ZM173 118H171V119H172V121L174 122ZM175 118H174V119H175ZM194 118H195V117H194ZM210 118H209V120H210ZM219 118H222V116H219ZM236 118H237L238 120H237ZM248 118L246 117L245 121L242 119V122H243V121H244V123H245V122H248V121H247ZM51 119H53V118H51ZM51 119H50V120H51ZM57 119H58V120H57ZM77 119H81V118L79 117V118H77ZM89 119H90V117H89ZM91 119H92V118H91ZM91 119H90V120H91ZM97 119H96L97 123H96V124L94 123L95 125L100 124V121H102V120H99V122H98ZM102 119H104V118H102ZM107 119H106V120H107ZM109 119H108V120H109ZM120 119H121V118H120ZM120 119L116 118V120H115V121L113 120V121H114V123H115L116 121H117V123H118V120H120ZM133 119H134V118H133ZM133 119H132L131 117H130V120H129V119H126V120H129V121H128L127 123L125 122L124 124H126V125H124L123 127L126 128L125 126H128L129 123L132 124L130 121H132ZM138 119H135V122H136V120H137L136 123H138ZM141 119H140L139 121H141ZM156 119H157V118H156ZM156 119H155V121H156ZM160 119H161V120H160ZM160 119H158V122H159V121H163V120H162V117H161ZM185 119H186V118H185ZM197 119H199L198 116H197ZM205 119H207V118H205ZM205 119H204V120H205ZM262 119H264V117H262ZM15 120L17 121V123H15V124L13 123V124H12V122L15 121ZM46 120L49 121V122H52V123L54 124L52 127L50 126V128H49V129H52V131H53V132H52V131L50 130L51 134H52L53 136H55V137H52L51 139H49V140L51 141V142H50L51 144L48 142V141H49V140H48L49 137H47V136L44 135V133H47L46 130H42L43 127H45V128L47 127V124H46L47 121H46ZM90 120H89V121H90ZM121 120H122V119H121ZM124 120H125V119L123 118L122 123L124 122ZM150 120H151V118H150ZM152 120H151V122H152ZM176 120H177V119H176ZM181 120H182V118H181ZM187 120H188V119H187ZM187 120H186V121H187ZM191 120H192V119H191ZM199 120H200V119H199ZM209 120H208V121H209ZM220 120H221V119H220ZM220 120H219L218 126H219V125H221V126H219V127H218V126H217V127L215 126V127L218 128V129H220V130H222L221 127H222V124H223L224 122H223V123H220ZM222 120H221V121H222ZM227 120H228V121H227ZM83 121H84V119H83ZM110 121H111V120H110ZM133 121H134V120H133ZM186 121H185V122H186ZM189 121H190V120H189ZM189 121H188V123H189ZM193 121H196V120L193 119ZM197 121H198V120H197ZM202 121H203V120L201 119L199 122H202ZM210 121H211V120H210ZM60 122H61V123H60ZM104 122H105V121H103V124H104ZM135 122H134V124H135ZM170 122H171V121H170ZM178 122H179V121L177 120L176 123H178ZM3 123L5 124L4 127H3ZM72 123H73V124H72ZM78 123H79V122H78ZM101 123H102V122H101ZM112 123H113V122H112ZM164 123H165V122H164ZM168 123H169V122H168ZM188 123H185V124L187 125ZM194 123H196V122H193V123H192L193 127H192V125H191L190 128H191V129L193 128L194 130H196L195 127H194ZM203 123H204V121H203ZM205 123H206V122H205ZM212 123H213V122H211V125H209V123H208V125L213 127V126H214V123H213V124H212ZM6 124H7V125L9 124V126L7 127ZM86 124L88 125V123H86ZM86 124H85V125H86ZM89 124H92V121H91V123H89ZM94 124H92V125H94ZM119 124H120V123L116 124V127H117V125H119ZM127 124H128V125H127ZM134 124H132L133 126L131 125L132 128H131L130 126H128V127H129L130 129H133V130L136 131V129H134V128H135V127H134ZM138 124H139V123H138ZM140 124H142V123H140ZM140 124H139V125H140ZM145 124H147V123H145ZM151 124H152V123H151ZM155 124H156V122H154L153 125H155ZM161 124H162V123H161ZM169 124H170V123H169ZM181 124H183V123L181 122ZM190 124H191V123H190ZM197 124H198V123H197ZM234 124H233V127H235V128L238 129V126H237L238 123L235 124L236 126H234ZM248 124L250 125V123H248ZM39 125L42 126V127H39ZM48 125H49V123H48ZM100 125H102V124H100ZM100 125H99V126H100ZM107 125H109V121L107 122ZM112 125H113V124H112ZM112 125H111V127H112ZM122 125H123V124H122ZM136 125H137V124H136ZM139 125H138V126H139ZM165 125H167V123H166ZM186 125H185V126H186ZM195 125H196V124H195ZM198 125L201 126V127H203V129H207V128H205V126H208V125H206V124H205V126H204V125L202 126L201 123L198 124ZM215 125H216V123H215ZM238 125H239V124H238ZM244 125H246V126L248 127L247 123H245ZM252 125H253V124H252ZM37 126H38V128H37ZM104 126L102 125V127H104ZM120 126H121V124H120ZM138 126H136V127H138ZM146 126H147V125H146ZM155 126H157V125H155ZM155 126H153L154 129H153V128H151V129L156 130L157 128H156ZM160 126H161V125H160ZM172 126H173V125H172ZM174 126H175V123H174ZM188 126H189V125H188ZM196 126H197V125H196ZM209 126H208V129H207V130L212 132V129L210 130V129H209ZM6 127H7V128H6ZM48 127H49V126H48ZM118 127H119V126H118ZM118 127H117V128H118ZM128 127H127V129L130 131V129H129ZM133 127H134V128H133ZM142 127H144L143 124H142ZM148 127H149V126H148ZM148 127H147V128H148ZM167 127H168V125H167ZM212 127H211V128H212ZM226 127H227V126L225 125V128H226ZM251 127H255V126L253 125V126H251ZM256 127H257V126H256ZM256 127H255V128H256ZM39 128H40V129H39ZM97 128H98V125H97ZM119 128H120V127H119ZM144 128H146V127H144ZM144 128L142 129V137L144 136V135H143V132H146V131H145L146 129H144ZM155 128H156V129H155ZM163 128H164V126H163ZM190 128H189V129H190ZM199 128H200V127H199ZM199 128H198V129H199ZM222 128H223V127H222ZM225 128H223V129H225ZM227 128H231V126H228ZM227 128H226V129H227ZM34 129H35V130H34ZM37 129H38V130H37ZM99 129H100V128H99ZM101 129H102V128H101ZM101 129H100V130H101ZM127 129H126V132L128 131ZM140 129H141V127L137 128V131H140ZM160 129H162V127H160ZM166 129H167V128H166ZM170 129L173 130L172 127H171ZM182 129L184 130L185 128L183 127ZM182 129H179V130H178L177 127H176V129H174V130H176V132H177V131L180 132V131H183ZM189 129H188V131H186V132H187L186 134H185V133H182V134H185V135L188 134V136H189V133H188V132L191 131V129H190V131H189ZM193 129H192V130H193ZM198 129H197V130H198ZM200 129H202V128H200ZM203 129H202V131H204ZM231 129H233V128H231ZM249 129H250V128H249ZM249 129L247 128V130H249ZM256 129H257V128H256ZM96 130H97V129H96ZM121 130L124 132L123 128H122ZM121 130H120V131H121ZM143 130H144V131H143ZM149 130H150V129H149ZM158 130H159V128H158ZM158 130H157V131H158ZM171 130L167 129V131H169V133L167 132V136H169ZM185 130H187V128H186ZM194 130H193V131H194ZM207 130H206L205 132L208 133ZM220 130H217V131H216L215 128H214V131H215V132H214V131H213L214 133H213V132H212V133L210 132V134H212V135H209V133H208V134L205 133V136H206V135H207V136H208V135H209V136H214V138H213V137H208V138H212L213 141H214V139L216 140L215 135H217V132H218V131H219V133H220ZM250 130H251V129H250ZM259 130L261 131L262 129H259ZM259 130H258V131H259ZM14 131H15V132H14ZM18 131H19V134L17 133ZM43 131H44V132H43ZM81 131H82V132L84 131L83 133L86 132V133H85L86 135L89 134V136H90V135H91V136H94L95 138L92 137L94 140L92 139V142H91L90 137L85 136V134H84L82 137H87L88 139H87V138H86V139H85V138H84V139L81 138V137L79 136V135H82V134H81V133H82ZM98 131H99V130H98ZM129 131H128V132H129ZM147 131H148V130H147ZM150 131H151V130H150ZM160 131H161V130H160ZM160 131H159V132H160ZM193 131H191L192 134H193ZM198 131H199V130H198ZM202 131H201V132H202ZM227 131H229V130H226V131H223V132H227ZM235 131H236V130H235ZM237 131H238V130H237ZM258 131H257V132H258ZM68 132H69V134L72 133L71 135H73V138L66 137V136H67L66 134H68ZM70 132H71V133H70ZM123 132H122V133H123ZM165 132H166V131H165ZM176 132H175V133H176ZM179 132H178V133H179ZM194 132H195V131H194ZM221 132H222V131H221ZM230 132H231V131H230ZM230 132H229V134H233V133H235V132H231V133H230ZM240 132H241V131H240ZM255 132H256V130L253 132V134H254ZM13 133H17V135L15 136V134L13 135ZM73 133H74V134H73ZM118 133H120V132H118ZM132 133H133V132H132ZM138 133H139V132H138ZM140 133H141V132H140ZM140 133H139V135H140ZM153 133H154V131H153ZM155 133H156V131H155ZM172 133H173V131H171V134H172ZM198 133H199V132H198ZM219 133H218V137H217V139L219 138ZM241 133H242V132H241ZM251 133H252V130H251ZM100 134H102V135H100ZM133 134H135V133H133ZM144 134H145V133H144ZM150 134H152V133H150ZM160 134H161V133H160ZM163 134H164V136L166 135V133H163ZM190 134H191V133H190ZM200 134H201V133H200ZM226 134H227V133H223L222 135H224V137L226 138V136H225ZM229 134H228V135H229ZM235 134H237V132H236ZM42 135H43L44 137H43ZM47 135H48V134H47ZM74 135H75V137H74ZM123 135H124V133H123ZM129 135H130V134H128V135L126 134V136H123V140H124L125 138H127ZM146 135H147V133H146ZM177 135H178V134H176V136H177ZM179 135H180V134H179ZM193 135H194V134H193ZM196 135H197V136H196ZM201 135H202V134H201ZM228 135H227V136H228ZM240 135H241V134H240ZM242 135H243V134H242ZM242 135L239 136L241 139H243V138H242ZM249 135H250V132H249ZM17 136H18V137H17ZM48 136H50V135H48ZM131 136H132V135H131ZM135 136H138V135H135ZM147 136H149V135H147ZM153 136H155V135H153ZM157 136H158V135H157ZM161 136H163V135L161 134ZM171 136H172V135H171ZM171 136H169L168 138H169V139L172 138V140L175 138V142H177V141H176L177 138H176L175 136H174V138H173V136H172V137H171ZM188 136H187V139L184 137V139L187 140V141L189 140ZM190 136H191V135H190ZM195 136L198 138V134H195ZM202 136H203V135H202ZM230 136H231V137H230ZM236 136H237V135H236ZM236 136H235V138L237 139ZM243 136H244V135H243ZM50 137H51V136H50ZM79 137H80V139H79ZM107 137H106V138H107ZM111 137H110V135H109L110 140H111ZM177 137H178V136H177ZM220 137H221L220 140H222V137H223V136L220 135ZM229 137H230V138H233L234 135H233V137H232V135H229ZM259 137H261V136L259 135ZM37 138L40 139V141L38 142V146H36V144L33 143ZM42 138H45V139H42ZM109 138H107V139L109 140ZM118 138H121V139H122V137H121V133H120V135L118 136ZM153 138H154V137H153ZM153 138H151V139H153ZM161 138H162V137H161ZM208 138H207V137L202 138V142H204L203 140H205V143H204V144L207 143L206 145H208V146H206V147L204 146L205 148H203V149H204L205 151H206L207 147H208V149L210 148V149H209L210 151H212V150H214L213 147L215 148L216 146H218L219 144H221V143H219V140H218V142H217V141H216V142L219 143V144L216 143V145L212 147L211 144H210L212 141L210 140V141H209L210 143L207 142V140H209ZM251 138H253V136H251ZM261 138H262V137H261ZM104 139H105V138H104ZM146 139H148V137H147ZM149 139H150V138H149ZM149 139H148V140H149ZM155 139H156V138H155ZM180 139H181L180 141L182 142V138H180ZM190 139H191V138H190ZM193 139L196 140V138H195V137L192 138V141H194V143H192V145L195 144V140H193ZM253 139H256V137L253 138ZM46 140H48V141H46ZM77 140H78V141L81 140L79 143H81V142H82V143L79 144V145L85 147L84 149H83V147H81V149H78L79 146H77V145H78ZM100 140H101V141H100ZM114 140H115V139H114ZM117 140H118V139H117ZM119 140H120V139H119ZM126 140H127V139H126ZM132 140H133V141H132ZM132 140H131L132 142H134V140H136V141L134 142V144H136L137 148H136L135 145H134V146H135V148H136L137 150H139V151H137L136 149H135V150H136L137 152H140V148H138V146L141 145V143H140L139 141H137V139H134V137H133ZM159 140H160V139H159ZM159 140H158V141H159ZM162 140H163V139H162ZM165 140L167 141V137H166ZM185 140H184V141H185ZM199 140H200V144H201V138H199L197 141H199ZM223 140H225V139H223ZM257 140L259 141L260 138H259V139L257 138ZM128 141H129V140H128ZM128 141H127V142H128ZM131 141H129V142H131ZM140 141H141V140H140ZM152 141H153V140H152ZM156 141H157V140H156ZM156 141H154V142H156ZM178 141H179V140H178ZM180 141H179V142H180ZM197 141H196V142H197ZM230 141H232V143H233V139L230 140ZM230 141H229V142H230ZM236 141H237V143H238V139H237ZM241 141H242V140H241ZM241 141H239V142H241ZM245 141H246V140H245ZM245 141L243 140L242 142H245ZM252 141H253V140H252ZM252 141H251V142H252ZM255 141H256V140H255ZM260 141H264V139H262V140H260ZM87 142H88L89 144H88ZM106 142H107V140H103V143L106 144ZM111 142L113 143V139H112ZM111 142H110V145H111ZM124 142H125V141H122V144H123V146L126 145V146H124V148H127V143L124 144ZM132 142H131V144H132ZM142 142H144V141L142 140ZM145 142H147V141H145ZM159 142H161V141H159ZM159 142H156L157 144H159L158 147H159L160 145L162 146V144H160ZM173 142H174V141H173ZM173 142H172V143H173ZM175 142H174V143H175ZM214 142H215V141H214ZM214 142H212V143H214ZM222 142H223V141H222ZM234 142H235V141H234ZM242 142H241V146H242V147H241V148H242V154H239L240 157L244 156V154H243V153H244V148H243V147H244L245 143H242ZM74 143H77V144H76L77 148H75V144H74ZM86 143H87V145H86ZM107 143H109V141H108ZM119 143H120V142H118V143L116 142V144H115V142H114L115 145H117V144H119ZM137 143H138L139 145H138ZM161 143H163V141H162ZM164 143H165V141H164ZM164 143H163V146H165ZM170 143H171V141H170ZM172 143H171V145L169 144V146H170L171 148H172ZM185 143H187V142H185ZM190 143H191V142H190ZM190 143H189V144H190ZM198 143H199V142H198ZM198 143H196V144L198 145ZM247 143H248V145H249V142H248V141L246 142V144H247ZM255 143H256V142H255ZM255 143H253V144L255 145ZM260 143H261V142H260ZM48 144H49V145H48ZM105 144H104V145H105ZM120 144H121V143H120ZM122 144H121V145H122ZM143 144L146 145L145 143H143ZM147 144H148V143H147ZM150 144H151V143H149V146L151 147ZM167 144H168V143H167ZM175 144H176V143H175ZM175 144H174V146H176V148L179 147L178 149H180L181 152H182L183 149H184L185 153L187 152V151H186L187 149L185 150V148H183L185 145H184V146L182 145V146H183V147H182V146L175 145ZM177 144H178V142H177ZM200 144H199V147H200ZM214 144H215V143H214ZM222 144H224V143H222ZM222 144H221V145H222ZM234 144H235V143H234ZM106 145H107V144H106ZM129 145H130V143L128 144V147H129ZM132 145H133V144H132ZM152 145H153V144H152ZM209 145H210L212 148H211ZM221 145L218 146V147H219V150H220V146H221ZM236 145H237V144H236ZM236 145H235V146H236ZM239 145H240V143H239ZM248 145H247V146H248ZM251 145H252V144H251ZM254 145H253V146H254ZM257 145H258V144H257ZM260 145H261V144H260ZM260 145H259V146H260ZM58 146H59V148H58ZM111 146H113V145H111ZM142 146H143V145H142ZM166 146H167V145H166ZM166 146H165V147H166ZM189 146H191V145H189ZM223 146H224V145H222L221 147L224 149ZM253 146H251L252 149L254 148ZM255 146H256V145H255ZM61 147L63 148L64 151L67 152V153L65 152V153L67 154V156H68V153H69V152L74 151V152L76 153V155L79 156L78 158H77V156L75 155V153H72V152H71V153H69V154H72V156L74 155V157L76 156V158H75L74 161H77V159H79V160L81 161V163L79 162L81 165H80V167H78V165H79V164L77 165L78 162H77V163L75 162V163H74L75 165L73 164L74 167H75V166L78 167V168L75 167L77 170L79 169L78 171L75 170L76 173H77V175H76V179H74L75 181H74L73 178L71 177V176H73V174H72L71 171H70V172H71V176H69L70 174L66 175L67 173H65V174L63 173L64 175H66V179H65V177H64V178H63L64 180H59L60 182L63 181V184H62V182H61L62 185L60 186V185H59L60 183H59L58 185H59V187H60L59 190H61V189L63 188L62 186H64V188H63L62 190H64V191L66 192V194H64V193H65L64 191H61V192H59V193L57 192V194H60V193L64 192V193H62V195H64V196H69L68 198H71L70 195L73 196L72 193L75 194V192H73V191H74V188L76 189L75 191H78V192L82 189V191H83L86 195H89V196H91V195H92V196L95 195V198L99 197V198H97V199L94 200V202L96 201V202H98V203H95V206H96V207H95V206L93 205L94 202L92 201L91 203H93V204H92V205L89 204V206H90V208H89V206H88L87 203H86L87 205L84 204L85 202H88V200L86 201L87 198L85 199V197H87V196H84L85 194L83 193V195L81 194V196H83V199H82L83 202H84V199H85V202H84V203H83V202L80 203V202H79L80 200L78 201V198H81V197H78V198H77V202L80 203V204H78V203L76 202V199H75V198H74L75 200H73V197H72V199H71V200H73V201L71 202L72 204L70 203V205H66V204H67V197H66V198H64V203H65V204L62 203V202H61V203L64 204L63 207L66 206V207H65L66 209H67V206H68V207H69L68 210L64 211L65 208L62 207V205H61V203H60V200H59V201H56V203L59 202V205H60V206L57 205L58 203H57V204H55V203H52V204H51V205H52V206H51L52 210H54V206L56 207V205H57L56 208H58V209H55V210L53 211V212H54L53 215H55V216H50V215H49V216L51 217V219H49V216H48L49 213H46V214H45V211H44V210H43V211L41 212V214H40V215H43V214H44L43 216H39L40 218H39L38 216L35 217V216H34V213H35L36 211H39V210L43 209V208H40V209H39V207H40L39 205H37L38 207H37V206L35 207V206L33 205V206H32L33 208H32V207L30 206V204H31L30 200L33 201V200H34V196L37 195V194H39V195L37 196L38 198H37L36 196H35V198L39 200L40 195H42V194H40V193H43V192H41V191H40V192H36L35 195L32 197V195L34 194V193H33L34 190H32V189H33V185L31 184V186H29V183H27V182H22V179H24V178L21 177L20 175H21L22 173H25V172H26L25 170H27V169H29V168H35L40 162H42V161H44V160H45L46 163L49 162V158L51 157V159H52V157L55 156V155L60 151V150L58 151L57 148L60 149ZM103 147L105 148V146H103ZM107 147H108V146H107ZM147 147H148V145H147ZM153 147H154V149H155V147L157 148V145H155V146H153ZM165 147H161V148H162V149H165ZM195 147H196V146H195ZM228 147H229V146H228ZM257 147H258V146H257ZM257 147H255V148H257ZM62 148H61V151H62ZM64 148H65L66 150H65ZM101 148H102V147H101ZM104 148H103V149H104ZM110 148H111V147H110ZM131 148H132V146H131ZM144 148H145V147H144ZM148 148H149V147H148ZM173 148H174V147H173ZM181 148H183V149H181ZM222 148H221V150H223ZM247 148H248V147H247ZM247 148H246V149H247ZM255 148H254V150H255ZM258 148H260V147H258ZM141 149H143V148L141 147ZM146 149H147V148H146ZM162 149H158V150H157L158 153H160L159 150H162ZM191 149H192V148H191ZM194 149H195V148H194ZM197 149H198L199 153H201L200 150H199L200 148H197ZM203 149H202V150H203ZM226 149H227V148H226ZM248 149H249V150H248L247 152L249 153V152H250V148H248ZM261 149H264V148H261ZM23 150H27V151H29V153H30V152H33L34 155H38V154H39V155H38L39 157H35V158H33L34 156H32V155H28V153H26V154L23 155V153H21V151H23ZM90 150H91V151H90ZM108 150H109V149H108ZM126 150L128 151V149H126ZM147 150H148V149H147ZM147 150L144 149V152H141V154H144L145 151H147ZM152 150H153V149H152ZM166 150H167V149H165V151H166ZM209 150L207 151V153H205L206 155L208 154ZM219 150H216V149H215V150L213 151L214 154H215V151H217V153L221 151V150H220V151H219ZM237 150H239V149H237ZM240 150H241V149H240ZM240 150H239V151H240ZM56 151H57V153H56ZM76 151H78V152H76ZM106 151H107V149H106ZM120 151H121V150H120ZM136 151H135L136 154L133 152V153H134L133 155H134V157H137V158H138L140 155L135 156V155H137V152H136ZM154 151H155V150H154ZM163 151H164V150H163ZM165 151H164V152H165ZM176 151H177V150H176ZM184 151H183V153H184ZM191 151H193V149H192ZM226 151H228V150H225L224 153H226ZM231 151H232V149H231ZM239 151H238V152H239ZM102 152H104V151H101L102 156L105 155V154H103ZM121 152H122V151H121ZM121 152H120V153H121ZM174 152H175V151H174ZM177 152H178V151H177ZM195 152H196V151H195ZM221 152H223V151H221ZM221 152L219 153L220 157H221ZM228 152H229V151H228ZM233 152H234V150H233ZM245 152H246V151H245ZM259 152H260V151H259ZM259 152H257V153L259 154ZM40 153H41V154H40ZM54 153H55V155H54ZM60 153H61V152H60ZM77 153H78V154H77ZM120 153H119L118 157H119V156H122V157H123L124 155H126L125 153H122L123 155H121ZM131 153H132V152H131ZM149 153H150V150H149ZM149 153H148V154H149ZM158 153H156V155H157V156H160L161 153H160L159 155H158ZM162 153H163V152H162ZM178 153H180V151H179ZM191 153H192V152H191ZM197 153H198V152H197ZM209 153H210V155H211V152H209ZM217 153H216L215 156H217V158H218L219 155H218ZM239 153H240V152H239ZM250 153H253V150H252V152H250ZM260 153H261V152H260ZM61 154H62V153H61ZM138 154H139V153H138ZM145 154H147V153H145ZM150 154H151V153H150ZM152 154L155 155L154 153H152ZM187 154H188V153H187ZM189 154H190V153H189ZM205 154H204V155H205ZM226 154H227V153H226ZM226 154H225V155H226ZM234 154L236 155V151H235L232 155L230 154V156L232 157ZM237 154H238V153H237ZM245 154H246V153H245ZM115 155H117V154H115ZM153 155H152V156H153ZM166 155H167V153H166ZM166 155H163V157H165ZM168 155H170V154H168ZM176 155H178V154H176ZM181 155H183V154H181ZM222 155H223V156H222L223 158L226 157L224 154H222ZM235 155H234L233 157H235ZM241 155H242V156H241ZM259 155H260V154H259ZM262 155H264V152H262ZM111 156H112V155H111ZM111 156H110V157H111ZM127 156H128V155H127ZM142 156H143V155H141V159L144 160V158H143L144 156H143V157H142ZM157 156H155V157H157ZM189 156H190V155H189ZM193 156H194V154H193ZM195 156H196V155H195ZM227 156H228V155H227ZM245 156H246V155H245ZM247 156H248V155H247ZM256 156H257V155H256ZM55 157H56V156H55ZM118 157H117V158H118ZM122 157H121V159H122ZM155 157H154V159H155ZM161 157H162V155H161ZM180 157H181V156H180ZM200 157H201V156H200ZM206 157H207V158H210L208 155H207ZM206 157H205V158L202 157V158L205 160V159H207ZM220 157H219V159L222 158V157H221V158H220ZM231 157H230V159H231ZM249 157H250V158H248V157H242V158H247V160H248V159L251 160L252 157H251L250 154H249ZM258 157H259V156H258ZM260 157H261V156H260ZM260 157H259V159H260ZM53 158H54V157H53ZM60 158H61V159H60ZM71 158L73 159V157H71ZM71 158H70V161L68 160V162H66V163L71 162V161H72ZM101 158H102V159H101ZM146 158H147V157H146ZM171 158H173V157L171 156ZM192 158H193V157H192ZM197 158H199V157H197ZM214 158H215V157H214ZM57 159H58V160H57ZM67 159H68V158H66L65 161H67ZM108 159H109V158H107L106 161H108ZM110 159H111V158H110ZM126 159H127V158H126ZM147 159H148V158H147ZM158 159H159V158H158ZM166 159H168V158H166ZM166 159H165V160L162 159V161H166ZM169 159H170V157H169ZM182 159H183V158H182ZM194 159H195V158H194ZM225 159H226V158H225ZM239 159H241V158H239V156H238V160H237V162H238V161H241V162L243 161V160H239ZM262 159H264V158H262ZM262 159H261V161H262ZM52 160H53V159H52ZM52 160H51V161H52ZM56 160H57V161H56ZM118 160H119V159H118ZM118 160H117V161H118ZM123 160H124V159H123ZM130 160H131V161H130ZM171 160H172V159H171ZM177 160H178V159H177ZM177 160H176V161H177ZM183 160H185V159H183ZM204 160H203V161H204ZM214 160H216L215 163H217V159H214ZM233 160H234V158H233ZM51 161H50V162H51ZM62 161L65 163V161L62 159V156H60V154H58L57 157L55 158V160H53V162H52L53 164H55L54 166H53L52 164H51V166H50V163H47V164H49L50 168L47 167V165H45V166H46L45 169L48 168L47 171H49V172H47L48 174L46 173V174L44 175V177L41 178L40 182H43L44 185L46 184V186L48 187V189H49V188H52V187L55 188L53 185H56L55 182H57V181H55V178L57 179V176H55L54 178H52V176H53L54 173H56V171H57L58 169L63 168L64 164H63V166H61V165H62ZM117 161H116V162H117ZM128 161H129V162H132V161H133V160L130 158V156H129V160H128ZM145 161H146V160H145ZM149 161H150V160H148V162H146V163H147V164L150 163ZM153 161H154V160H153ZM153 161L151 160V163H152ZM155 161H156V160H155ZM157 161H158V160H157ZM167 161H168V160H167ZM167 161H166V162H167ZM180 161H182V160H180ZM188 161H189V159H188ZM203 161H202V163H203ZM207 161H208V163H206ZM235 161H236V160H235ZM235 161H234V162H235ZM256 161H258V159H256ZM256 161H254V162H256ZM261 161H260V162H261ZM55 162H56V163H55ZM72 162H73V161H72ZM72 162H71V163H72ZM124 162H125V160H124ZM170 162H171V161H170ZM170 162H169V163H170ZM192 162H193V164H194V161L191 160L190 165L192 164ZM200 162H201V161H200ZM210 162H211V159H210V160H208V159L205 160V162H204V166H202V163H199V162H197V163L200 164V167L202 166L203 168H204V167L206 168V167L211 166V163H210ZM218 162L220 163L219 160H218ZM227 162H228V161H227ZM227 162H226V163H227ZM234 162L232 163V160H231V163H232L233 165L236 166V162H235V164H234ZM241 162L238 163V164L240 165V164L243 163L242 166H244L245 163L249 164L248 161L245 162V163H244V162L241 163ZM258 162H259V161H258ZM71 163H70V165H71ZM91 163L93 164V162H91ZM96 163H98V162H96ZM96 163H95V164H96ZM105 163H106V164H105ZM120 163H121V161H120ZM139 163H140V162H139ZM139 163H138V164H139ZM151 163H150L149 165H152ZM155 163H156V162H155ZM158 163H159V161H158ZM160 163H161V162H160ZM160 163H159V164H160ZM163 163H165V162H163ZM178 163H179V162H178ZM185 163H186V162H185ZM188 163H189V162H188ZM195 163H196V162H195ZM197 163H196V164H197ZM205 163L207 164L206 166H205ZM226 163H225V164H226ZM262 163H264V162H261L260 164H262ZM95 164H93V165L95 166ZM161 164H162V163H161ZM166 164H167V163H166ZM173 164H174V163H173ZM173 164H172V165H173ZM196 164H194V165H196ZM208 164H210V165L208 166ZM217 164H218V163H217ZM223 164H224V163H220V165H217L216 168L218 169V166H221L222 168H224L226 165L224 166ZM232 164L230 165V167H229V165L226 166V168H231ZM260 164H259V166H260ZM33 165H36V166H33ZM70 165H69V169L72 167V165H71V166H70ZM93 165H92V166H93ZM96 165H98V164H96ZM99 165H100V163H99ZM99 165H98V167H99ZM112 165H113V163H112ZM115 165H116V164H115ZM127 165H128V164H127ZM153 165H154V164H153ZM169 165H170V164H169ZM177 165H178V164H177ZM190 165H189V166H190ZM194 165H192V166H194ZM222 165H223V166H222ZM31 166H32V167H31ZM60 166H61V167H60ZM66 166H67V164L65 165V167H66ZM131 166H132V165H131ZM161 166H164V165H161ZM175 166H176V165H175ZM181 166H182V165H181ZM181 166H179V167H181ZM189 166L186 165L185 168L187 169V167H189ZM197 166H199V165L197 164ZM242 166L240 165V167H242ZM246 166H247V165H246ZM248 166H249V165H248ZM259 166H257V167L259 168ZM10 167H11V168H10ZM43 167H44V166H43ZM52 167H53V168L56 167V169H57V168H58V169L55 171L54 169H53V170L51 169ZM119 167H120V165H119ZM121 167H123V166H121ZM125 167H126V166H125ZM129 167H130V166H129ZM158 167H159V165H158ZM158 167H157V168H158ZM167 167H168V166H167ZM195 167H196V166H195ZM195 167H194V168H195ZM221 167H219V168H221ZM66 168H67V167H66ZM72 168H73V167H72ZM72 168H71V170H72ZM103 168H104V167H103ZM127 168H128V166H127ZM127 168H126V169H127ZM131 168H132V167H131ZM139 168H141V167H139ZM139 168H138V169H139ZM157 168H156V169H157ZM160 168H161V167H160ZM160 168H159V169H160ZM203 168H201V169H203ZM211 168H212V166L209 167V170H210ZM232 168H233V167H232ZM237 168H238V167H237ZM246 168H248V167H246ZM255 168H256V167H254L253 169H254V170H257V169H255ZM49 169H50L51 171H50ZM67 169H68V168H67ZM69 169H68V170H69ZM73 169H74V168H73ZM83 169H84V170H83ZM85 169H87V170L85 171ZM98 169H99V168H98ZM108 169H109V168H108ZM121 169H122V168H121ZM138 169H137V170H138ZM161 169H162V168H161ZM163 169H166V168H163ZM168 169H170V168L168 167ZM191 169L193 170V168H191ZM198 169H199V167H198ZM201 169H199V170L202 171ZM206 169H208V168H206ZM217 169H216V171H214V174L218 172ZM262 169H264V168H262ZM64 170H65V169H64ZM81 170H83V172H84L83 174H80V173H82ZM89 170H90V172H88V173H91V169H89ZM89 170H88V171H89ZM94 170H95V168H94ZM101 170H102V169H101ZM117 170H118V171H117ZM130 170H132V169H130ZM137 170H135V171H137ZM170 170H174V168L172 169V167H171ZM170 170H169L168 172H166V173H168V174H169V173L172 174V172H175V171L178 172V170H176V169H175V171H172V172H171ZM196 170H197V169L195 168V172H196ZM227 170H228V169H227ZM231 170H232V169H231ZM250 170H251V169H250ZM259 170H260V168H259ZM24 171H25V172H24ZM45 171H46V170H45ZM54 171H55V172H54ZM73 171H74V170H73ZM75 171H74V172H75ZM109 171H110V170H109ZM111 171H110V172H111ZM115 171H116V172H115ZM127 171H128V170H127ZM151 171H152V169H150V172H151ZM163 171H164V170H163ZM186 171H187V170H186ZM203 171H204V169H203ZM205 171H206V170H205ZM211 171H213V170L211 169ZM219 171L222 172V169H220ZM225 171H226V170L223 169V172H225ZM239 171H240V170H239ZM244 171H245L246 174H247V169H246V170H244V169L242 170V169H241V172L245 173ZM248 171H249V169H248ZM252 171H253V170H252ZM66 172H67V170H66ZM68 172H69V171H68ZM93 172H94V171H92V174L96 173V172H94V173H93ZM97 172H98V171H97ZM104 172H105V171H104ZM125 172H126V171H125ZM140 172L143 173V172H145V170H142V169H141V171H137V173L139 174L138 179L142 177V176H141L142 174H141ZM147 172H149V170H148ZM157 172H158V170L156 171V173H157ZM159 172H161V171H159ZM159 172H158V174H159ZM179 172H181V171L179 170ZM221 172H219V173H221ZM241 172H240V173H241ZM49 173H50V174H49ZM88 173L85 174L86 177L88 176ZM102 173H103V172H102ZM119 173H120V174H119ZM123 173H124V172H123ZM137 173L134 172L135 175L132 176V177L135 178L136 176H138ZM164 173H165V172H164ZM183 173H184V172H183ZM189 173H190V172H189ZM196 173H197V172H196ZM200 173H201V172H200ZM208 173H209V172H208ZM208 173H207V174H208ZM226 173H227V172H226ZM226 173H225V174H226ZM240 173H237V174L240 175ZM251 173H252V172H251ZM251 173H249V175H250ZM253 173H258V174L260 173V174H261V172H258V170H257V172L254 171ZM262 173H264V172H262ZM104 174H105V173H104ZM110 174H111V173H110ZM112 174H113V173H112ZM127 174H129V171L127 172ZM146 174H147V173H146ZM162 174H163V173H162ZM168 174H167V175H168ZM173 174H174V173H173ZM176 174H178V173H176ZM176 174H174V175H176ZM179 174H180V173H179ZM179 174H178V175H179ZM184 174H185V173H184ZM202 174H203V173H202ZM217 174H218V173H217ZM228 174L230 175L229 171H228ZM237 174H234V175L237 176ZM246 174H245V175H246ZM260 174H259V175H260ZM95 175H96V174H95ZM95 175H94V176H95ZM99 175H100V174H99ZM102 175H103V174H102ZM102 175H101V176H102ZM108 175H109V174H108ZM129 175H130V174H129ZM144 175H145V174H144ZM147 175H149V174H147ZM150 175H151V178H153V179H154L155 177H157L156 175H153V174H150ZM152 175H153V177H152ZM167 175L165 174L166 177H167ZM195 175H196V174H195ZM203 175H204V174H203ZM205 175H206V173H205ZM215 175H216V174H215ZM221 175H222V173H221ZM234 175H232V176H234ZM239 175H238V176H239ZM252 175L254 176V178H255L256 176H259V175H254V174H252ZM252 175H251V176H252ZM4 176H5V177H4ZM67 176H69V177L67 178ZM78 176H79V177H78ZM91 176H92V175H91ZM91 176H90V178H91ZM123 176H127V175H126V174H125V175L123 174ZM140 176H141V177H140ZM165 176H164V177H165ZM169 176H170V178L172 177L171 175H168V177H169ZM183 176H184V175H183ZM188 176H189V175H188ZM188 176H187V177H188ZM193 176H194V175H193ZM193 176H192V178H193ZM210 176H212V173H211ZM210 176H209V178H210ZM222 176H223V175H222ZM236 176H235V177H236ZM238 176L236 177V178H237L236 181L239 179ZM240 176H241V175H240ZM62 177H63V175H62ZM86 177L83 178V182L85 181L84 179H86ZM96 177H97V176H96ZM104 177H105V175H104ZM104 177H101V178H104ZM108 177H107V178H108ZM132 177L130 178L131 180L133 179ZM179 177H180V176H179ZM184 177H185V176H184ZM184 177H183V178H184ZM187 177H185V179H186ZM203 177H204V176H203ZM215 177H216V176H214V179H216ZM219 177H221V176H218V178H219ZM224 177H225V175H224ZM245 177H246V176H245ZM249 177H250V176H249ZM260 177H261V178H264V176H262V174L260 175ZM74 178H75V177H74ZM88 178H89V177H87V179H88ZM93 178H94V177H93ZM98 178H99V177H98ZM114 178H116L117 180L114 179ZM123 178H126V177H123ZM161 178H162V177H161ZM176 178H178V176H177ZM176 178H175V179H176ZM197 178H198V180H197ZM197 178H196V180L198 181V185H199V182H200V187H201V184H202V183H201V180L199 181V179L201 178V176L199 175V177H197ZM222 178H223V177H222ZM231 178H233V177H231ZM231 178H230V179H231ZM254 178L252 177L251 179H250V178H249V179H250V180H252V179L254 180ZM261 178H260V179H261ZM80 179H82V178L80 177ZM119 179H120V178H119ZM126 179H127V178H126ZM141 179H144V176H143V178H141ZM148 179H149V177H148ZM156 179H159V178H156ZM156 179H155V180H156ZM167 179H168V178H167ZM179 179H180V178H179ZM185 179H181V180H185ZM202 179H203V178H202ZM219 179H220V178H219ZM260 179H259L258 181H260ZM91 180H92V178H91ZM91 180H90V181H91ZM93 180H94V179H93ZM103 180H104V179H103ZM109 180H108V182H109ZM122 180H123V182H124V179H122V177H121V180H120V181H122ZM134 180L137 181L136 178H135ZM134 180H132V181L134 182ZM171 180H174V179H171ZM188 180H189V178H188ZM190 180H191V179H190ZM190 180H189V182L186 181V182H187L186 184H190V185L192 186L193 184L190 183ZM196 180H195L194 182H196L195 184L197 185V181H196ZM242 180H244V177H243V176H242ZM242 180H241V181H242ZM247 180H248V178H247ZM250 180H249V181H250ZM253 180H252V181H253ZM38 181H39V180L36 179V180L32 181L31 183H33V182H34V183H35V182L37 183ZM53 181H55V182H53ZM86 181H87V180H86ZM90 181H89V182H90ZM118 181H119V180H118ZM132 181H131V182H132ZM148 181L151 182L150 179H149ZM167 181H168V180H167ZM174 181H176V183H177V179L174 180ZM203 181H204V180H203ZM215 181H216V180H215ZM218 181H219V180H218ZM226 181H229V180L226 179ZM234 181H235L234 179H232V182H231V180H230L231 183H234ZM249 181H248V183L251 184L252 182L250 183ZM40 182H38V183H40ZM97 182H98V181H97ZM97 182H96V183H97ZM138 182H139V183H138ZM138 182H137V183H138L137 185L135 184V185L137 186V187L135 186L136 188H139L138 185H139L140 183H142V182H140V181H138ZM144 182H145V181L143 180V183H142L143 186H142V185L140 186V187H143V189H144V184H146V183H144ZM157 182H159V181H157ZM160 182H161V181H160ZM169 182H170V183H168V186H169V190H170V191H167V190H168V187H167V184H166L167 182L165 183V181H164V184H166V186H164V188L167 187V190L165 189V192L163 191V192H164V193H163L164 195H166V191H167L168 193H170V194L172 193V191H171V185H172L171 182L173 183V185H174V182H173V181H169ZM192 182H193V181H192ZM194 182H193V183H194ZM256 182H257V181H256ZM260 182H261V181H260ZM260 182H259V183H260ZM57 183H58V182H57ZM110 183H111V182H110ZM110 183H109V184H110ZM125 183H126V182H125ZM128 183H129V182H128ZM135 183H136V182H135ZM147 183H148V182H147ZM152 183H154V181H153ZM176 183H175V184H176ZM178 183H179V180H178ZM181 183H182V182H180L179 185H181ZM183 183H185V181H183ZM183 183H182V184H183ZM206 183H208V182H206ZM206 183H205V185H207ZM241 183H242V182H241ZM241 183H240L239 185H241ZM254 183H255V181L253 182V184H254ZM82 184H83V183H82ZM84 184H85V183H84ZM92 184H93V182L91 181L90 185H92ZM119 184H120V185H119ZM126 184H127V183H126ZM126 184H125V185H126ZM129 184H130V183H129ZM148 184H149V183H148ZM228 184H229V183H228ZM228 184H227V185H228ZM243 184H244V183H243ZM245 184H247V183L245 182ZM90 185H89V186H90ZM130 185H131V186H130ZM130 185H129V186H130V188L132 189V187H134V186H133V184H130ZM190 185H189V187H191ZM196 185H195V186H196ZM198 185H197V186H198ZM208 185H209V184H208ZM213 185H214V183H213ZM229 185H231V184H229ZM233 185H235V187L238 186L237 182H236V184H232V186H233ZM247 185H248V184H247ZM247 185H245V187H246ZM255 185H256V184H255ZM260 185H261V184H260ZM86 186L88 187V185H86ZM119 186H120V187H119ZM122 186L124 187L123 183H122ZM126 186H128V185H126ZM129 186H128V187H129ZM154 186H155V187L157 186V188H158L159 185H156V184H155ZM176 186H178V185L176 184ZM183 186H184V185H183ZM187 186H188V185H187ZM193 186H194V185H193ZM202 186H203V185H202ZM241 186H242V185H241ZM251 186L253 187L254 185H251ZM262 186H264V185H262ZM29 187H30V188H29ZM61 187H62V188H61ZM135 187H134V188H135ZM162 187H163V185H162ZM174 187H175V185H174ZM180 187H181V186H180ZM180 187H179V188L177 187V191H176V192H177V193H180V196H183V197L181 198L180 196H178L177 198H178V199L181 198L180 200L183 199L182 201H184V203H185V202L187 203L188 198H186V199H187L186 201L184 200V196H185V195H182L183 192H182V190L180 189ZM184 187H186V186H184ZM200 187H196V188H197V189H200ZM203 187H204V186H203ZM209 187H210V185H209L207 188L209 189ZM226 187H227V186H226ZM233 187H234V186H233ZM235 187H234V188H235ZM247 187L249 188V186H247ZM92 188H94V185L92 186ZM146 188L149 189V186L146 187ZM146 188H145V189H146ZM150 188H152V187H150ZM160 188H161V187H160ZM172 188H173V187H172ZM181 188H182V187H181ZM186 188H187V187H186ZM196 188H193V189L196 191V190H197ZM204 188H206V186H205ZM210 188H211V187H210ZM228 188H229V187H228ZM234 188H232V189H234ZM256 188H258L257 185H256ZM262 188H264V187H261L260 189H261L262 191H264V189H262ZM86 189H87V188H86ZM127 189H128V188H127ZM139 189H140V188H139ZM145 189H144V191H145ZM148 189H147V190H148ZM158 189H159V188H158ZM158 189H156V188L154 189L155 194H157V192H158L157 190H158ZM174 189H175V188H174ZM182 189H183V188H182ZM187 189H188V188H187ZM190 189H191V188H190ZM190 189H189V190H190ZM193 189H191V192L194 193ZM202 189H203V188H201V190H202ZM221 189H222V188H221ZM236 189H237V187H236ZM238 189H240L239 186H238ZM246 189H247V188H246ZM246 189L244 188L243 190H246ZM254 189H255V188H254ZM46 190H47V188H46ZM59 190H58V191H59ZM119 190H120V189H119ZM119 190H118L117 192H119ZM124 190H126V189L124 188ZM133 190H134V189H133ZM133 190H132V191H133ZM149 190H151V189H149ZM162 190H163V189H162ZM172 190H173V189H172ZM185 190H186V189H185ZM189 190H188V191H189ZM228 190H230V189H228ZM234 190H235V189H234ZM234 190H233V191H234ZM248 190H249V189H248ZM248 190H246V192H247ZM251 190H252V188L250 189V191H251ZM88 191H89V190H88ZM95 191H97V189H95ZM130 191H131V190L129 189L128 192L126 191L127 194H126V192H125L124 194L128 195V194L131 193ZM134 191H135V190H134ZM144 191H141V189H140V190L137 191V194L139 193V195H140V194H141L140 192H142V193L145 194ZM156 191H157V192H156ZM197 191H198V190H197ZM204 191H205V190H204ZM204 191H202V192H204ZM206 191H207V189H206ZM212 191H213V190H212ZM225 191H227V190H225ZM225 191H224V192H225ZM257 191H259V189H257ZM262 191H261V192H262ZM7 192H8V193H7ZM21 192H23L24 196L22 197V199L17 200L16 198L20 195L19 193H21ZM78 192H76V193H77L76 196L78 195ZM80 192H81V191H80ZM112 192H113V193H112ZM147 192H148V191H147ZM147 192H146V196H147ZM248 192H249V191H248ZM248 192H247V193H248ZM253 192H254V191L252 190V193H253ZM259 192H260V191H259ZM5 193H6V194H5ZM44 193H45V195H44V194H43V195L46 196V193H47V192H44ZM87 193H88V194H87ZM92 193H93V194H92ZM132 193H133V192H132ZM151 193H152V191L150 192V195H151ZM168 193H167V194H168ZM181 193H182V194H181ZM198 193H199V192H198ZM205 193L207 194V192H205ZM213 193H214V192H213ZM218 193H219V192H218ZM233 193H234V192H232V194H233ZM252 193L250 192V194H252ZM257 193H258V192H257ZM8 194H9V195H8ZM68 194H70V195H68ZM112 194H113V195H112ZM134 194H136V192L133 193L132 196H133ZM148 194H149V193H148ZM163 194H162V196H163ZM174 194H175V193H174ZM200 194H201V191H200ZM206 194L204 195V193H203V195H202V194H201V195H202L203 197H206ZM209 194H211V192H209L208 195H209ZM214 194H215V193H214ZM226 194H227V193H226ZM226 194H225V195H226ZM258 194H259V193H258ZM260 194H261V193H260ZM2 195L4 196V198H3ZM5 195H6L7 197H6ZM16 195H18V196H16ZM79 195H80V194H79ZM115 195H117V194H115ZM126 195L124 196L125 198L128 197V196H130V195H128V196H126ZM139 195H138V198L140 199ZM153 195H154V194H153ZM153 195H151V196H153ZM234 195H235V194H234ZM253 195H255V194H253ZM256 195H257V194H256ZM9 196H10L11 198H10ZM14 196H15L16 198H15ZM56 196H57V195H56ZM56 196H54V198H53V200H52L51 202H54V199L57 200V199H56V198H57ZM58 196H59V195H58ZM74 196H75V195H74ZM136 196H137V195H136ZM136 196H135V195L133 196V197H134V198H133V201L136 203V206H135V207H137V208L140 210V212L137 213V216H136V217L139 218V220H141V221H139V223H142V222L144 223V224H143V223L141 224V225L143 226L142 228H143L145 231H148V232L145 233L144 230H142V229L139 230L141 226H140V224L138 223L137 218H135V219L137 220V224L140 226V227L138 228V232L142 233L141 235H140V233L138 234L137 229L135 228V227L137 226V224L135 223V222H136L135 219H134L135 222H132L133 225H132L131 223H128V222H127L129 225H130V224L132 225V226H129V227H131L130 232L133 233V234H134V233H135V234L137 233V234H136L137 236L135 235V237L133 238V235L131 236V233H128V238L126 239V237H125V235H124V238L126 239V242H125V240H124V243L122 244V246L125 244V245L123 246V248H126V250L129 249L127 246L133 248V250L135 251V253H137V255H135L134 251L132 250L133 253H134V255H135V258L133 257L134 259H132V258H131L132 254H131V255H128L126 252L123 251V255H125V253H126V255H125V259H126V260L123 258V259L125 260V262H124V260H122V257H124V256L120 257L121 260L123 261V262L121 261V264H122V263H123V264H124V263H125V264H132V263H133V264H134L133 261L136 259V257L138 256L139 253H140V254L142 253V255H143V253L147 252V251H146L147 248H148V249H152V248L155 246L154 244L159 245V243H160L162 240L165 241V243H164V242H161L160 246H158L160 249L157 250V246H155V247H154V250H150V251H148L149 253L147 254L146 257H148V255L151 254V253H154V252L156 253L155 249H156L157 252L159 253V254H158V253H157V254H158V255H161L162 253L159 252V251H164V250H163L164 248H166V250H167V248H169V251H168V252H170V254L168 255V257H169V256H172V255L174 254V252H173V254H172V251L174 250L173 248L177 247V245L174 243V242H175V239L177 240V238H174L175 236L179 238V239H178V240H179V244L182 242L183 245H184V243H185L186 245H189L188 243H191V244H192L193 239H194V240H195V239L197 240V238H198L199 236H201V235H199V234H198V235H199V236H198L197 233H196V236L193 234L194 237H196V238H191V237H193V236H191V234L194 232V230L191 228V229L193 230V231H191L189 227H190V225H191L190 223H191L193 220H192L191 222H190L189 219L187 220V221L189 222V226H188V225H187L188 223L183 222V221H186V220H184V219L182 218L181 215H180L179 217L182 218V220H181L180 218H178V219L176 220V223H175L176 226H174V223H173V224L171 223L172 225H171L170 223H168L169 226H166V227L168 228V230H170L171 233H170L168 230H166V227H165V229H164V232H165V233H164V232H162V233L159 232V230H157V229L160 228V225H161L162 223H160L159 226L156 225L155 223H154V224H155L156 226H155L154 224H151V223L156 222V223L158 224L159 222H162V221L165 219V216H166L167 214L163 213V214H162V216L164 215L163 218H162V216L154 217V219L157 218L158 220L156 219V220L153 221V216H155L154 213H155L156 215H157V213L160 214V213L164 212V208H165L166 206H167L166 208H168V210H169V209H172L174 205L177 206V204H175V202H174V203H173V202H172V203H168V204H170V206H171V207H168L169 205H167V203H165V204L163 203V205H162V204H160L162 201L159 200L160 203H159V205L156 207V205L154 206V204H155L156 202H158V201H157L158 199H157V200L155 201V203H152L154 207H152V205H151V206L147 205L148 208H147V206H146V208L143 209V206H144V205L142 206L140 202H142V201L145 200L146 202H148V204H150V203H149L150 198H149L148 200H146V198H148V197H146L145 195H144V196L142 195V201H141V199H140V200H139V199L137 200V197H136ZM140 196H141V195H140ZM148 196H149V195H148ZM151 196H149V197H151ZM173 196H174V195H173ZM186 196H187V195H186ZM189 196H190V194H189ZM198 196H200V195H196V197L199 199ZM202 196H201V197H202ZM211 196H212V195H211ZM218 196H219V195H218ZM223 196H224V194H223ZM226 196H228V195H226ZM226 196H224V197H226ZM8 197H9V198H8ZM47 197H48V194H47ZM55 197H56V198H55ZM59 197H60V196H59ZM116 197H117V196H115V198H114L115 200H116ZM121 197L124 198V197L122 196V194H121ZM135 197H136V199H135ZM143 197H144L145 199H144ZM153 197H154V196H153ZM167 197H168V195L166 196V198H163V199H167ZM169 197H171V196H169ZM174 197H176V196H174ZM174 197H172V199H175ZM192 197H194V194H193ZM212 197H213V196H212ZM234 197H237V196L235 195ZM13 198L15 199V202H16V203H15L14 201H13V202L11 201V200H14ZM92 198H94V196L91 197V199H90V198H89V199L92 200ZM100 198H101V199H100ZM128 198H129V197H128ZM197 198H195V200H193L195 203H196ZM208 198H209V197H208ZM228 198H229V197H227V199H228ZM231 198H233L232 195H231ZM7 199H8V201H6ZM27 199H28V200H27ZM49 199H51V198H49ZM61 199H62V196H61ZM98 199H99V200H98ZM130 199H131V198H130ZM143 199H144V200H143ZM153 199H154V198H153ZM159 199H160V197H159ZM168 199H169V198H168ZM168 199H167L166 201H168ZM170 199H171V198H170ZM190 199H191V198H190ZM201 199H203V198H201ZM201 199H199V200H201ZM210 199H211V198H210ZM221 199H223V198L221 197ZM233 199H234V198H233ZM238 199L240 200V197H239ZM238 199H237V201H238ZM9 200H10V201H9ZM38 200H37V201H38ZM45 200H46V199H45ZM82 200H81V201H82ZM97 200H98V201H97ZM118 200H119V199H118ZM126 200H127V199H126ZM135 200H137V201H135ZM151 200H152V199H151ZM216 200H217V199H216ZM224 200H225V198H224ZM228 200L231 201L230 198H229ZM241 200H242V199H241ZM61 201H63V199H62ZM124 201H125V200H124ZM131 201H132V199H131ZM139 201H140V202H139ZM182 201H180V202H182ZM189 201H190V200H189ZM189 201H188V202H189ZM209 201H210V200H209ZM209 201H208V203H209ZM212 201H214V200H212ZM220 201H221V200H220ZM51 202H49V206H50V203H51ZM68 202H70V201H68ZM74 202H75V204H74ZM99 202H100V203H99ZM102 202H103V201H102ZM110 202H111V203H110ZM115 202H117V201H115ZM134 202H133L132 205L135 204ZM150 202H151V201H150ZM153 202H154V201H153ZM163 202H164V201H163ZM180 202H179V203H180ZM201 202H202V203H201ZM201 202H198V203H201V205H202V204L204 203V201H201ZM218 202H219V201H218ZM226 202H227V200H226ZM235 202H236V201H235ZM243 202H244V203H247V204L249 203V202H247V201L245 202L244 200H242V203H241V204H243ZM250 202L253 203V204H255V206H253V207H255V208H258L259 205L261 204V200H260L259 202L257 201V203H256L255 201H254L255 203H254L253 201H250ZM11 203L13 204V206L16 205L15 207H18V206H20V205H18V204H21V209H22V211L24 212V215H23V216L25 217V218L22 217V220H23V219L25 220L26 218H28L27 220L29 221V219H30L29 224H31L30 227H33V228H31L29 231H27L28 228H25V229H24V227L26 226V222H27V221H24V220L22 221V223H23V222L25 223V226L23 225L24 227L21 226V225H22L21 222H20V223L18 222V221H20V219H19L18 217H20L23 213H22V214H19V213H18L19 211H18L17 213H16V211H14V212L12 211L13 213H16V214L13 215L12 212L9 211V212L12 214V215H11V214L6 210V209H8L9 207L12 206ZM76 203H77V205H76ZM82 203H83L84 206H83V205H82V206H78V205H81ZM103 203H104V202H103ZM123 203H124V202H123ZM131 203H132V202H131ZM131 203H130V204H131ZM179 203H178V204H179ZM184 203H183V204H184ZM186 203H185L184 205H186ZM208 203H207V204H208ZM224 203H225V201H224ZM224 203H223V204H224ZM233 203H234V201H233ZM233 203H232V204H233ZM259 203H260V204H259ZM54 204H55V205H54ZM96 204H97V205H96ZM99 204H100V206H99ZM114 204H115V203H114ZM116 204H117V203H116ZM116 204H115V205H116ZM121 204H122V202H121ZM121 204H120V207L122 206ZM124 204H125V203H124ZM144 204H145V202H144ZM156 204H157V203H156ZM173 204H174V205H173ZM183 204H182V206H183ZM236 204H240V201H238ZM247 204H246V206H247ZM258 204H259V205H258ZM262 204H264V202H262ZM73 205H74V206H73ZM75 205H76L78 208L75 207ZM85 205H86V206H85ZM112 205H113V204H112ZM115 205H114V206H115ZM126 205H127V203H126ZM132 205H131V206H132ZM179 205L181 206V204H179ZM179 205H178V207L180 208ZM198 205H200V204H198ZM205 205H206V204H205ZM225 205H226V204H225ZM249 205H250V204H249ZM257 205H258V207H257ZM7 206H9V207L7 208ZM44 206H45V205H44ZM71 206H72V208H71ZM92 206H93V209H92ZM97 206H98V207H97ZM182 206H181V207H182ZM194 206H195V204H194ZM194 206L192 207V208H193V211H194V212L192 211L193 213H195ZM221 206H222V204H221ZM233 206H234V204H233ZM250 206H252V205H250ZM3 207H5V208H3ZM59 207H62L63 209H62V208H59ZM81 207H83V208H85V209H83V208H81ZM118 207H119V206H118ZM120 207H119V208H120ZM125 207H126V206H125ZM127 207H129V206H127ZM127 207H126L125 209H127ZM183 207H187V205H186V206H183ZM183 207H182V208H183ZM196 207H197V205L195 206V208H196ZM203 207H204V206H202V208H203ZM211 207H212V206H211ZM227 207H229V205H228ZM235 207H236V206H235ZM237 207H239V206L237 205ZM34 208H35V209H34ZM36 208H37V209H36ZM75 208L78 209V210H76V211L74 212ZM95 208H96V209H95ZM114 208H115V207H114ZM129 208H130V207H129ZM132 208H133V207H132ZM154 208H155V209L157 208V209L155 210ZM166 208H165V209H166ZM182 208H181V209H182ZM192 208L189 209V207H187V209H188L189 211H191ZM205 208H206V210L208 209L207 207H205ZM205 208H204V209H205ZM209 208H210V207H209ZM221 208H222V207H221ZM240 208H242L243 211L245 210V209H244V205H243L242 207H240ZM251 208H252V207H251ZM15 209L18 210V209H20V207L15 208ZM24 209H25V210H24ZM38 209H39V210H38ZM60 209H61V210H60ZM69 209H70V210H69ZM72 209H74V210H72ZM80 209L83 210L82 213H81L82 210L79 212ZM91 209H92V210H91ZM106 209H107V211H106ZM115 209L119 210L117 207H116ZM115 209H112V208H111V210H113L111 214H113V212L115 211ZM123 209H124V206H123ZM123 209H122V210H123ZM125 209H124V210H125ZM138 209H137V210H138ZM174 209H177V207H175ZM184 209H186V208H184ZM196 209L198 210V209H200V208L197 207ZM204 209H203V210H204ZM216 209H217V208H216ZM247 209H250V208L247 207L246 210H247ZM252 209H253V208H252ZM260 209H261V205H260ZM262 209H264V208H262ZM8 210H9V209H8ZM56 210H57V211H56ZM58 210H59V212H58ZM122 210H121V212H122ZM132 210H133V209H132ZM132 210H131V212H132ZM137 210H136V211H137ZM139 210H138V211H139ZM177 210H178V209H177ZM182 210H183V209H182ZM188 210H187V212H188ZM217 210H218V209H217ZM219 210H221V209H219ZM230 210H231V209H230ZM234 210H235V209H234ZM246 210H245V212H247ZM6 211H7L8 213H7ZM25 211H27V212H25ZM69 211H71V213H72L73 215H72L71 213L68 214V216H69L68 219H67V218L65 219V217H63V218H62V217H60V218L58 217V216L61 215L60 212L63 213V215H65V212H69ZM84 211H88V212H84ZM89 211H92V213L89 212ZM95 211H96V212H95ZM109 211H110V210H109ZM128 211H129V209L126 210L127 215H128ZM136 211H135V212H136ZM144 211H145V212H144ZM183 211H185V210H183ZM183 211H181L182 214H183ZM199 211L202 212L201 209H200ZM222 211H223V210H222ZM222 211H221V212H222ZM235 211L237 212V210H235ZM250 211H251V209H250L248 212H250ZM4 212H6V213L8 214V216H7V214L4 213ZM20 212H21V211H20ZM39 212H40V211H39ZM43 212H44V213H43ZM55 212H56V213H55ZM94 212H95V213H94ZM100 212H102V211H100ZM118 212H119V211H118ZM121 212H120V213H121ZM126 212H125V214H123V212H122V214L124 215V217L126 216ZM131 212H130V213H131ZM141 212H142V213H141ZM165 212H167L168 215H171V214L169 213V211H165ZM170 212H171V211H170ZM178 212H179V210H178ZM178 212H174V213H177V214H174V213L172 212V215H177V216H178V215L181 213V212H180V213H178ZM200 212H199V216H200ZM206 212H207V211H206ZM212 212H213V211H212ZM215 212H216V210H214V214H213V215H215ZM218 212H219V211H218ZM221 212H220V213H221ZM223 212H224V211H223ZM241 212H242V211H241ZM251 212H253V211H251ZM257 212H258V211L255 210V213H257ZM2 213H3V214H2ZM25 213H26L27 215H28V213H29V215L27 216ZM85 213H86L87 215H86ZM90 213H91V215H97V216H96V219H94V217H92V218H93V221H92V218H89V215H88V214H90ZM93 213H94V214H93ZM107 213H109V215H110V212H107ZM107 213H106V215L104 214V216H106L107 218H111L112 215L109 217V216H107ZM130 213H129V217H127L128 219L130 218ZM132 213H134V212H132ZM132 213H131V215H132ZM184 213H186V211H185ZM189 213H190V212H189ZM193 213H192V214H193ZM237 213H238V212H237ZM237 213H236V215L238 216L239 214H237ZM242 213H243V212H242ZM262 213H264V212H261V213H260V211H259V215L262 214ZM56 214H58V215H56ZM74 214H75L76 216H75ZM83 214H85V216H84ZM135 214H136V213H135ZM141 214H143V215H141ZM186 214H187V213H186ZM186 214H184V215H186ZM209 214H210V213H209ZM248 214H249V213H248ZM253 214H254V213H253ZM257 214H258V213H257ZM257 214H256V215H257ZM15 215H16V216H15ZM17 215H19V216H17ZM25 215H26V216H25ZM70 215H71V216H70ZM77 215H78V216H77ZM82 215H83V219L86 218V219H84L85 222H83L84 220L81 218ZM114 215L117 216L118 213L115 214V212H114ZM123 215H122V217H123ZM168 215H167V216H168ZM172 215L170 216V218H173ZM190 215H191V214H189V215H187V216H190ZM193 215H195V217L197 216V214H193ZM193 215H192V216H193ZM201 215H202V214H201ZM203 215H204V213H203ZM203 215H202V216H203ZM218 215H219V214H218ZM220 215H221V214H220ZM227 215H228V214H227ZM245 215H247V214H245ZM249 215H250V214H249ZM259 215H258V216H259ZM262 215H264V214H262ZM9 216H10V222H9V224H8L7 221L9 220V219H8ZM12 216H14V217H12ZM79 216H80V217H79ZM102 216H103V215H102ZM133 216H134V214H133ZM177 216H176V217H177ZM208 216H209V215H208ZM222 216H224V215L222 214ZM229 216H231V215H229ZM239 216H240V215H239ZM241 216H243V215H241ZM53 217H55V218L58 217V218H59V219H58L59 221L57 220V221L55 222V219H54ZM106 217H104V218H106ZM119 217H121V216H119ZM174 217H175V216H174ZM183 217H184V216H183ZM195 217H194V218H195ZM197 217H198V216H197ZM197 217H196V219H197ZM215 217H216V216H215ZM219 217H220V216H219ZM224 217H225V216H224ZM232 217L234 218V216H232ZM244 217H245V221H247L246 218H248V217H246V216H244ZM259 217H261V216H259ZM262 217H264V216H262ZM12 218H13V219H12ZM15 218H17V219H15ZM31 218H32V219H31ZM37 218H39V219L37 220ZM52 218H53V219H52ZM61 218H62L63 221H61ZM71 218H74V219H71ZM75 218H76V219H75ZM77 218H78V219H77ZM131 218H132V217H131ZM140 218H141V219H140ZM184 218H185V217H184ZM200 218H201V217H200ZM220 218H221V217H220ZM227 218H228V217H227ZM229 218L232 219L231 217H229ZM3 219L5 220V222L3 221ZM14 219H15V220H14ZM33 219H34V220H33ZM69 219H71L72 221H70ZM87 219H89V220H87ZM102 219H103V218H102ZM128 219H127V220H128ZM132 219H133V218H132ZM162 219H163V220H162ZM167 219H168V218L166 217V220H167ZM185 219H187V218H185ZM191 219H193V218H191ZM198 219H199V217H198ZM208 219H209V218H208ZM222 219H223V218H222ZM225 219H226V218H225ZM230 219H229V220H230ZM12 220H13V221H12ZM65 220H66V222H65ZM74 220H75V221H74ZM79 220H80V221L82 220V222H80ZM95 220L97 221V223H96ZM119 220H120V219H119ZM127 220H126V218H125V221H127ZM160 220H161V221H160ZM172 220H173V219H172ZM172 220H170V221H172ZM179 220L181 221V224H180ZM199 220H200V219H199ZM236 220H237V219H236ZM241 220H242V219H241ZM243 220H244V219H243ZM69 221H70V222H69ZM86 221H90V222H92V225H91V226H92V228L95 229L94 231H93V229L91 228L90 225L87 227V225H88L90 222L87 223ZM102 221H103V222H102ZM125 221H124V220H123V221L120 220V224H121V223L124 224ZM128 221H129V220H128ZM177 221H178L179 223H178ZM200 221H201V220H200ZM202 221H203V220H202ZM212 221H213V220H212ZM217 221H218V220H217ZM217 221H216V223H217ZM220 221L222 222L221 219H220ZM223 221H224V219H223ZM225 221H226V220H225ZM233 221H234V219H233ZM245 221H244V223L246 224ZM251 221H252V220H251ZM253 221H254V219H253ZM14 222H15V224H14V228H13V230H12L13 232H11V235H10V231H11V229H12V223H14ZM17 222H18V223H17ZM34 222H35V223H34ZM44 222H45V223H44ZM62 222H63L64 225L68 222V223H69V226H64V225L62 224ZM77 222H78V223H77ZM93 222H95L96 224L100 225V227H99L98 225H96L95 223H93ZM99 222H101V224L103 223L104 225H103V224H102V225L99 224ZM109 222H110V221H109ZM111 222H112V220H111ZM111 222H110V223H111ZM130 222H131V219H130ZM164 222H166V221H164ZM167 222H169V219H168ZM172 222H174V221H172ZM193 222H194V221H193ZM196 222H197V220L195 221V224L193 223V225H191V226L196 225ZM230 222H232V221L230 220ZM234 222H235V221H234ZM239 222H241V221H239ZM248 222H250V219H249ZM261 222H262V221H261ZM24 223H23V224H24ZM32 223L35 224L36 226H34ZM42 223H44V224L47 223L48 226L51 225L50 227H48V226H44V227H47L48 229L51 228L52 230H51V231L49 230V232H48V231H47L48 229H47V228H44V227H43L44 224L42 225ZM59 223H60V224H59ZM72 223H73V224H72ZM75 223H76V224H75ZM80 223H81V224H80ZM82 223H83L84 225H85L86 223H87V224H86L85 227H84V225H82ZM127 223H125L124 226H126ZM134 223H135V224H134ZM183 223H184V224L186 223V224L183 225ZM197 223L199 224V223H201V222H197ZM207 223H208V222H207ZM235 223H236V222H235ZM241 223H242V222H241ZM3 224H5V226H3ZM6 224L9 225L10 228H9ZM10 224H11V226H10ZM17 224H18V227H17L18 229H17V228L15 229V225H17ZM49 224H50V225H49ZM77 224H78V225H77ZM128 224H127V226H128ZM164 224H165V223H164ZM178 224H180V225H178ZM203 224H204V222H202V224H199V225H198V226L200 227V228H199V227H198V228H199L201 231H202V229L204 228V225H205L206 223H205L204 225H203ZM212 224H213V223H212ZM222 224H224V222H223ZM225 224H226V223H225ZM237 224H238V222L236 223V225H237ZM245 224H244V225L242 224L241 227H242V226H245ZM254 224L257 226L256 221H254ZM254 224H253V225H254ZM260 224H262V223H260ZM52 225H53V226H52ZM55 225H56V226L58 225V227H59V226H62V225H63V226H62L61 228L56 227V228H58V231H59V232H58L57 230H54V229H56V228L54 227ZM73 225H74L73 228H77V229H73V232H71V233L73 234L74 231H75V234H73V235L71 236V235H69V234H70V233H69V231H70V230H69V229H70L69 227L71 226V228H72ZM79 225H80V226H79ZM95 225H96V226H95ZM105 225H106V227H105ZM134 225H135V226H134ZM148 225H149V227H148ZM151 225H153V227L155 226V227H154L155 229H154ZM166 225H167V224H166ZM181 225H183L185 228H188V231H187V229H185V228H184L185 230H184V229H180V230H183V232H182V231H179L180 233L178 232L177 234H173L174 237H172V233H173L174 231L176 232V231H177L176 229H179L177 226H179L180 228L183 227V226L181 227ZM201 225H202L203 227H202ZM206 225H208V224H206ZM214 225H215V224H214ZM217 225H218V224H217ZM238 225H239V224H238ZM248 225H249V224H248ZM248 225H247V227H248ZM258 225H259V223H258ZM27 226H28V224H27ZM37 226H39V227H37ZM75 226H76V227H75ZM77 226H79V227H77ZM102 226H104V228H102ZM115 226H116V227H115ZM120 226H121V228H119ZM127 226H126V227H127ZM150 226H151V227H150ZM157 226H158V228H157ZM187 226H188V227H187ZM220 226H221V225H220ZM220 226H219V227H220ZM233 226H235V225H233ZM251 226H252V225H251ZM251 226H250V227H251ZM256 226H255V227H256ZM262 226H264V225H262ZM1 227H2V228H1ZM21 227H23V230L21 229ZM35 227H36L37 229H36ZM41 227H43V228H41ZM53 227H54V229H53ZM63 227H64L65 229H63ZM80 227L82 228V230H84L83 233H82L81 230H80L81 232L79 233V229H80ZM86 227H87V229H88V230L86 229L88 232L85 231V228H86ZM95 227H96V228L98 227V228L96 229ZM132 227H133V228H132ZM161 227H162V226H161ZM169 227H170V228L172 227V229H170ZM173 227H174V229H173ZM175 227H176V229H175ZM201 227H202V228H201ZM208 227H209V226H208ZM211 227H213V225H212ZM211 227H210V228H211ZM222 227H223V226H222ZM230 227H232V225H230L228 228H230ZM34 228H35L36 230H35ZM99 228H102V232H101V229H99ZM105 228H106L107 230H106ZM113 228H114V230H113ZM116 228H118V231L116 230ZM147 228H150V229L152 228V229H154V231H156V233H155L153 230L150 231V230L147 229ZM220 228H221V227H220ZM237 228H238V227H237ZM242 228H244L243 230L246 229V227H242ZM252 228H254V227H252ZM256 228H257L258 230L256 229V230H253V231H254V232L257 231V233H258L259 228H260V225H259V227H256ZM262 228H264V227H262ZM6 229H7V230H6ZM8 229H9V230H8ZM19 229H20V230H19ZM40 229H43L44 232H43V231L40 232V231H39ZM59 229H61L63 232L60 231ZM119 229H120L121 231H120ZM146 229H147V230H146ZM160 229H161V228H160ZM162 229H163V228H162ZM194 229H195V227H194ZM204 229H207V227H205ZM211 229H212V228H211ZM215 229H216V228H215ZM221 229H222V228H221ZM223 229H224V228H223ZM234 229H235V228L232 227V230H234ZM3 230H5V231H3ZM16 230H17V231H16ZM18 230H19V232H18ZM32 230H33V231H32ZM37 230H38V231H37ZM45 230H46V231H45ZM53 230L55 231V233H53V232H54ZM68 230H69V231H68ZM96 230H97V231L99 230L100 232L97 233ZM104 230H105V231H108V232H106V233H107V234L109 233L108 235H110V237H108V235H107L106 233H104ZM131 230H133L134 232H132ZM189 230L192 232L191 234H189V233H190ZM208 230H210V229H208ZM208 230H207V231H208ZM216 230H217V229H216ZM216 230H214V233L217 232V231L223 233V231H219V229H218L217 231H216ZM225 230H227V229H224V233H228V232H226ZM230 230H231V228H230ZM241 230H242V229H241ZM247 230H248V228H247ZM247 230H246V231H247ZM261 230H262V229H261ZM2 231H3V233H5L4 235H2V234H3ZM15 231H16V233H15ZM25 231H26V232H25ZM56 231H57V232H56ZM71 231H72V230H71ZM76 231L78 232V234H76V233H77ZM90 231H92V232H94V233H97V234L95 235V237H94V235H93L92 233L90 234ZM113 231H114L115 233H111V232H113ZM142 231H143V232H142ZM167 231H168L169 234H171V237H172V240H173V241H172L173 243L171 242L172 245H173V247H171V248L168 247V246L166 245V243H167L166 240H167V239L165 238L166 240H164L163 236H162V238H161L160 236L158 237V240H159V238L162 239V240L160 239V242H159L158 240H156V241H158L159 243H158V242L155 243V241H154V240H155L154 238H157V236H158V235L156 236V235H154V234H160V233H161V234L164 233L165 236H168V237L171 239L170 235H167L168 233L166 234ZM185 231L188 232L187 235H186L187 232H185ZM204 231H205V230H203V233H204ZM212 231H213V229H212ZM228 231H229V230H228ZM235 231H236V229H235ZM237 231H238V230H237ZM251 231H252V230H251ZM262 231H264V230H262ZM7 232H9V234H8ZM34 232H35V233H34ZM38 232H40V233H39V234H36V233H38ZM85 232H86V233H85ZM195 232H197V229L195 230ZM205 232H206V231H205ZM218 232H217V235H216V236H218V234H219ZM238 232H240V230H239ZM259 232H260V231H259ZM12 233H13V234H12ZM17 233H18V234L20 233V234L17 236ZM41 233H43V234H41ZM44 233H45L46 235H48V236H46V237H48V238H46V237L44 236V235H45ZM47 233H50L51 235H52V234H56V233H57V234L51 236L50 234H47ZM81 233H82V234H81ZM100 233H101V234H100ZM121 233H120V234H121ZM143 233H144V234H143ZM148 233H149V234H148ZM183 233H185V234H183ZM201 233H202V232H201ZM207 233H208V232H207ZM222 233H221V234H222ZM229 233H230V232H229ZM231 233H232V232H231ZM233 233H235V232L233 231ZM233 233H232V234H233ZM255 233H256V232H255ZM7 234H8V235H7ZM14 234H15V238H13V237H14V236H13ZM40 234H41V236H43L44 238H46V241L48 240L49 242H46L45 239L42 240L43 237L40 238V237H41V236H39ZM80 234H81V235H80ZM87 234H88L89 236H87ZM102 234H105L106 236H105V235H102ZM125 234H127V233H125ZM150 234H151V235H150ZM179 234H181L183 237H181V235H179ZM221 234H219V237H220ZM236 234H237V233H236ZM49 235H50L52 238H51ZM92 235H93V239H92V238H89V237H92ZM99 235H101V237H102L103 239H102ZM152 235H153L154 237H153ZM177 235H178V236H177ZM188 235L191 236V237H189ZM207 235L209 236V234H207ZM212 235L215 236L214 234H212ZM223 235H224V234H222L221 236H223ZM226 235H227V234H225V236H226ZM228 235L230 236L231 234H228ZM228 235H227V236H228ZM4 236H9L10 238H11V236H12V238H11V240L9 241L10 238L7 237L6 240H5V237H4ZM20 236H22V237L20 238ZM23 236H24V237H23ZM36 236H38V237H36ZM56 236H57V237H56ZM86 236H87V237H86ZM96 236H97V237H96ZM122 236H123V235H122ZM122 236L120 237V238H121V240H120L121 243L123 242V241H122ZM149 236H152L153 238H152V237H149ZM205 236H206V235H205ZM210 236H211V235H210ZM210 236H209V237H210ZM213 236H212V239H213ZM225 236H223V237H225ZM229 236H228V237H229ZM232 236L234 237V234L231 235L230 237H232ZM237 236H238V235H236L235 237H236V238H239V236H238V237H237ZM240 236H241V235H240ZM68 237H69V238H68ZM70 237H71V238L73 237V238L75 239V241L77 242V245H75L76 243L74 242V243H75V244H74V247H78L76 250H75V248H72L71 253H69V252H70V249H71V246H69V245H70V244L72 245V243H70L69 240H70L71 242H73V241H72L73 238L71 239ZM99 237H100V238H99ZM107 237H108L109 239H108ZM111 237H112V239H111ZM115 237H116V236H115ZM188 237H189V239H188ZM223 237H221V239H223ZM233 237H232V239H229V238H228L229 241L231 240L230 242H228L227 237H225V242H228V244H231V242L234 241V242L236 243V241H235L236 238H233ZM19 238H20V239H19ZM22 238H23V239H22ZM35 238H36V239H35ZM37 238H38L39 240H37ZM66 238H68V240H67ZM86 238H87V240H86ZM88 238H89V239H92L91 241H94V238H95V241H96L95 243H96V245L93 246V247H94L93 249H92V246L90 247L89 245H90V244L93 245V244H95V243H92ZM97 238H98V240H97ZM147 238H148V239H147ZM149 238H150V239L152 238V239H151L152 242L150 241ZM169 238H168V239H169ZM183 238H184L186 241H185ZM186 238H187L188 240H187ZM250 238H251V237H250ZM7 239H8V240H7ZM16 239H19V240H16ZM33 239L37 240L38 243H40V245H36V246H35V244H38V243H36V241L34 242ZM50 239H51V240H50ZM52 239H53V240H52ZM59 239H60V240H59ZM79 239H80V240H79ZM106 239L109 241V243H107V241H105ZM180 239H181V240H180ZM203 239H205V237H204ZM234 239H235V240H234ZM242 239H243V237H242ZM242 239H241V238L239 239L240 242H241ZM12 240H13V241H16L17 244H16V242H13ZM20 240H22V242H19ZM55 240H56V243H55ZM66 240H67V242H66ZM77 240L80 241V242H85V243L88 242V244H84V243H82L83 245L86 246V247H85V246H84V247L87 248V249L85 250L86 253H85L84 251H83V252L80 251V250H83V248L80 249L81 247H83V245H82V244H79V245H81V247H79V246H78V241H77ZM102 240L104 241V243H102ZM117 240H118V239H117ZM117 240L115 239V241H117ZM128 240H129V241L131 240V243L133 242V244H132L133 246H132V245L130 246V242H128L129 245L127 244V241H128ZM132 240H133V241H132ZM148 240H149V242H148ZM183 240H184V243H183ZM189 240H190L191 242H190ZM223 240H224V239H223ZM239 240L237 241V244L240 243ZM246 240H248V239L246 238ZM246 240H245V243L247 242ZM6 241H7V242H6ZM42 241H43V243H44L45 245L42 244ZM86 241H87V242H86ZM113 241H114V240H113ZM115 241H114V242H115ZM145 241L148 243V245L151 244L150 247H152V248H149L148 245L145 246V245H146V243H144ZM199 241H200V240H199ZM209 241H210V240H206L205 244H206V243L210 244ZM258 241H260V239H259ZM5 242H6V243H5ZM68 242H69V243H68ZM90 242H91V243H90ZM99 242H100L99 247H97ZM114 242H113V243H114ZM176 242H177V241H176ZM193 242H194V241H193ZM195 242H196V241H195ZM201 242H202V241H201ZM203 242H204V241H203ZM210 242H211V241H210ZM223 242H224V241H223ZM234 242H233L232 244H234ZM238 242H239V243H238ZM242 242L244 243V240H243ZM253 242H254V241H253V239H252L251 243H253ZM255 242H256V241H255ZM260 242H261V243H264V241H260ZM260 242H259V243H260ZM8 243L12 244V245H13V248H14L15 250H16L18 247H19V248H23V244H25V245L27 246L28 249L26 248L25 245H24V246H25L24 248L27 249L30 253H29L27 250H25L27 253H26V252H24V253H26V255H28V253H29V255H28V256H26V255H21V259L24 258V259H22V260H21L20 258H19V259H18V258L16 259V257H14L13 259H14V261L16 260V262H14L13 260H11V262H9L10 260L8 261L7 259H9L10 257H12V256H9V255H11L10 251H11L13 248H12V245L9 246L10 244L7 245V246L5 245V244H8ZM13 243H15V244H13ZM19 243H20V244H19ZM30 243H31V245H30ZM32 243H33V244H32ZM46 243H47V244H46ZM49 243H50V244H49ZM52 243H54V245H52ZM66 243H68V244H66ZM121 243H120V244H121ZM168 243L170 244V242H168ZM199 243H200V242H199ZM3 244H4L5 246H3ZM18 244H19V246H18ZM27 244H28L30 247L32 246V247H31L32 249H30V247H28ZM55 244H56V245H55ZM104 244H107V246L105 247ZM116 244H119V242L116 243ZM126 244H127V245H126ZM142 244H144V245H142ZM163 244H164V245H163ZM182 244H181V245H182ZM191 244H190V245H191ZM200 244H201V243H200ZM200 244H198V245H200ZM211 244L213 245V243H211ZM215 244H217V243L215 242ZM218 244H219V243H218ZM254 244H255V243H254ZM254 244H252V245H254ZM256 244H257V242H256ZM14 245H15V246H14ZM21 245H22V246H21ZM42 245H43V246H42ZM46 245L49 246V247H47ZM50 245L52 246V247H51V251L49 250V249H50ZM61 245H64V246H61ZM100 245H101V247H100ZM109 245L111 246L110 249H108V246H109ZM152 245H154V246H152ZM161 245H162V246H161ZM165 245H166L167 247H165ZM172 245H170V246H172ZM174 245H176V246L174 247ZM183 245H182V246H183ZM186 245H184V246L186 247ZM192 245H193V244H192ZM192 245H191V246H192ZM219 245H220V246H219V248H220L222 245H221V244H219ZM247 245H249V241L247 242ZM262 245H264V244H262ZM33 246H35V247L33 248ZM37 246H38V247H37ZM39 246H40V248H39ZM41 246H42V250H40V249H41ZM45 246H46V247H45ZM53 246H54V247H53ZM55 246H58V247H55ZM59 246H60V247H59ZM122 246H121V247H122ZM178 246H179V245H178ZM195 246H196V245H195ZM195 246H194V247H195ZM201 246H203V245H201ZM201 246H200V247H201ZM205 246H207V245H205ZM243 246H244V245H243ZM249 246H250V245H249ZM249 246H247V247H249ZM257 246H259V245L257 244ZM4 247H5V249H7V250H3ZM10 247H11L12 249H11ZM16 247H17V248H16ZM88 247H89L90 249H89ZM95 247H96V249H95ZM102 247H104L105 249L102 248ZM141 247L143 248V250L145 249V247H147V248L144 250L145 252L142 251V248H141ZM194 247H192V249H190V248L187 247V248H188V249H187L188 252H187V250H186L184 247H181V246L179 247V249L182 248L181 250H177L178 248L175 249L174 251L177 250V251H179V252L181 253V251L183 250V252H184V253L182 252V255H181L179 252L176 253V256H178V255L180 256L179 258H176V260L178 261V259H181V258L183 257L184 259H183V258H182V259H183V261L185 262V261H186V259H185L186 257H184V256H186V255H184V254H185V253H188L187 256L189 257V254H190V253H189V250H193ZM212 247H213V246H212ZM225 247H226V246H225ZM225 247L223 246L222 248L224 249ZM230 247H232L235 251H236V249H237V248L235 249V246H232V245L229 246V245H227V248L231 249ZM250 247H251V246H250ZM252 247H253V246H252ZM255 247H256V246H255ZM19 248H18V249H19ZM55 248H56V250H55ZM58 248H59V251H61L63 248H65V249H63V250L61 251L63 254H61L60 252L57 251ZM85 248H84V249H85ZM97 248H98V249H97ZM99 248H100V249H99ZM131 248H130V249H131ZM161 248H162V249H161ZM196 248H197V247H196ZM213 248H214V250H213ZM213 248H212V250L215 251V247H213ZM216 248H218V245L216 246ZM227 248H225V250H226ZM256 248H258V247H256ZM8 249H9V252H8ZM10 249H11V250H10ZM14 249H13V250H14ZM18 249H17V250H18ZM29 249H30V250H29ZM38 249H39L40 252L38 251ZM52 249H54L53 251H56V252L52 253ZM88 249H89V250H88ZM106 249H107V251L110 253V255L108 254L107 251H105ZM171 249H172V251H170ZM199 249H200V248H199ZM242 249H243V248H242ZM251 249H252V248H251ZM1 250H0V254H2V253H1L2 251H1ZM13 250H12L11 252H13ZM65 250H66L67 252H66ZM94 250H97V251H94ZM103 250H104V251H103ZM123 250H125V249H123ZM216 250H218V249H216ZM244 250H245V252H246V251L249 252V250H246V249H244ZM258 250H259V249H258ZM34 251H35V252H34ZM42 251H44V252H42ZM64 251H65V252H64ZM73 251H77L76 253H79V252H80V253H79V254H80V257H81V258L83 257V259H80L79 257H76L77 254L74 255V252H73ZM91 251H92V252H91ZM101 251H102L103 253H102ZM128 251L130 252L131 250H128ZM137 251H139V253H138ZM196 251H197V249H196ZM220 251H221V250H220ZM220 251H219V252H220ZM230 251H231V250H230ZM230 251H229V252H230ZM253 251H254V250H253ZM256 251H257V250H255V252H256ZM36 252H37V253H36ZM57 252H58V253H57ZM168 252H167V253H168ZM192 252H193V251H192ZM197 252H198V251H197ZM222 252H224V251L222 250ZM222 252H221L220 254H221V257H222L223 262H224V260H225L224 258H226V260H227L228 262L226 261L225 264H226V263L229 264V262H231L230 264H233V263H232V260H233L234 258H232V257L229 255V252H228V256H229V258H228L225 254H224V258H223V255H222L223 253H222ZM232 252H233V251H231V253H232ZM257 252H258V251H257ZM260 252H262V251L260 250ZM24 253H23V254H24ZM39 253H40V255L43 253L45 256L42 254L41 256H44V257L41 258V256L39 255ZM55 253H57L56 255H57L58 257H56ZM65 253L68 254V255H64ZM81 253H82V254H81ZM101 253H102V254H101ZM104 253H105V255H104ZM121 253H122V252H121ZM130 253H131V252H130ZM167 253L165 252V254H163V255H166ZM198 253H201V252H198ZM211 253H212V252H211ZM211 253H210V254H211ZM243 253H244V252H243ZM250 253H251V251H250ZM258 253H259V252H258ZM7 254H9V255H7ZM50 254H51V255H50ZM79 254H78V256H79ZM84 254H85V255H84ZM106 254H108L109 257H107ZM119 254H120V255H119ZM214 254H215V253H214ZM244 254H246V253H244ZM260 254H262V253H260ZM13 255H14V254H13ZM54 255H55V256H54ZM60 255H61V256H60ZM62 255H63V256H62ZM69 255H71V256H69ZM100 255H101V257H100ZM103 255H104V256H103ZM116 255H117V256H116ZM118 255H119V256H118ZM127 255L130 256V257H128ZM134 255H133V256H134ZM145 255H146V254H144V256H145ZM152 255H153V254H152ZM152 255H150V257H151ZM174 255H175V254H174ZM174 255H173V256H174ZM195 255H196V254H195ZM231 255H232V254H231ZM248 255H249V253H248ZM7 256H9V257H7ZM15 256H16V255H15ZM36 256H38V257H36ZM49 256H50V258H51L50 260H48V257H49ZM51 256H52V257L54 256L56 259H55L54 257H53V259H52ZM64 256H65V257H64ZM66 256H67V257H66ZM68 256H69V258H68ZM97 256H98V257H97ZM126 256H127V258H131L133 261H132V260L129 261L130 259H127ZM161 256H162V255H161ZM161 256H160V257H161ZM173 256H172V258H171V257H170V258L173 259ZM181 256H182V257H181ZM190 256H191V255H190ZM206 256H207V255H206ZM206 256H205V257H206ZM213 256H214V255H213ZM250 256H252V254H251ZM250 256H248V257H250ZM26 257H29V258L27 259ZM30 257H31V258H30ZM62 257H63V258H62ZM73 257L76 258V261H77V258H78V260H80V261L82 260V261H84V263H83V262H80V261H78V262L75 261V262H74L73 260H75V259H73ZM103 257H104V258H103ZM106 257H107V258H106ZM116 257H117V258H116ZM152 257H154V262H156V263H153V264H159V262H161V264H165V263L167 264V263H168V259H167L165 256H162V257L164 258L163 260H161L162 257H161V258H159V257L157 258V255H156V254H154V256H152ZM198 257H199V256H198ZM205 257H203V259H204ZM210 257L212 258V255H210ZM218 257H220V256H218ZM221 257H220V258H221ZM230 257H231L232 259H231ZM245 257H247V256H245ZM245 257H244V259H245ZM33 258H34V255H33ZM33 258H32V259H33ZM37 258H38V259L40 258L41 260H43V259L45 260V258H46V260H45V261L43 260V261L41 262V260H36ZM84 258H85V259H84ZM102 258H103L104 260H103ZM137 258H138V259L140 258L138 261H141L143 257H142V256H138ZM156 258H157V259H156ZM165 258H166V261H167V262H162V261H165ZM207 258H208V257H207ZM242 258H243V257H242ZM29 259H30V260H29ZM72 259H73V260H72ZM145 259H146V258H145ZM159 259H160V260H159ZM189 259H191V258L189 257L188 260H189ZM193 259H194V258H193ZM212 259H215V257H213ZM212 259H210V260H212ZM236 259H237V258H236ZM238 259H239V258H238ZM238 259H237V261H238ZM240 259H241V258H240ZM247 259H248V258H247ZM247 259H245V260L248 261ZM18 260H19V261H18ZM27 260H29V261H27ZM53 260H55V261H53ZM71 260H72V261H71ZM85 260H86V261H85ZM89 260H90V261H89ZM147 260H149V259L147 258ZM152 260H153V258H152ZM152 260H151V258H150V261H152ZM169 260H170V259H169ZM173 260H175V259H173ZM201 260H202V259H201ZM201 260H200V261H201ZM205 260H206V258H205ZM230 260H231V261H230ZM234 260H235V259H234ZM245 260H244V261H245ZM250 260H251V259H250ZM256 260H257V259H255V262H256ZM1 261H0V264H2ZM26 261H27V262H26ZM33 261H34V260H32L31 262H33ZM35 261H34V262H35ZM37 261H38V262H37ZM97 261H98V260H97ZM101 261L97 262V264H98V263H100V264H105V263H103V262H101ZM135 261H136L135 264H137V263H138V264H139V263L143 264V262H138L137 260H135ZM142 261H144V260H142ZM150 261H148V263H149ZM158 261H159V262H158ZM171 261H172V260H171ZM171 261H169L168 264H170ZM189 261H190V260H189ZM203 261H204V260H203ZM206 261H207V260H206ZM212 261H213V260H212ZM237 261H235V262H237ZM239 261H240V260H239ZM258 261H259V260H258ZM12 262H13V263H12ZM31 262H30L29 264H31ZM34 262H33L32 264H34ZM70 262H71V263H70ZM92 262H94V263L96 264L95 259H94V261L92 260ZM129 262H132V263H129ZM152 262H153V261H152ZM174 262H175V261H174ZM181 262H182V260H181ZM208 262H209V259H208ZM208 262H207V263H208ZM220 262H221V261H220ZM241 262H243V260H241ZM241 262H240V263H241ZM250 262H251V261H250ZM36 263H35V264H36ZM47 263H46V264H47ZM49 263H48V264H49ZM175 263H176V262H175ZM178 263H179V264H182V263H180V261H179ZM185 263L187 264V261H186ZM185 263H183V264H185ZM194 263H195V262H194ZM210 263H211V261H210ZM245 263H247V262H245ZM257 263H260V262H257ZM119 264H120V263H119ZM146 264H147V263H146ZM171 264H172V263H171ZM176 264H177V263H176ZM189 264H190V262H189ZM205 264H206V262H205ZM217 264H218V263H217ZM219 264H220V263H219ZM236 264H238V262H237ZM242 264H244V262H243ZM251 264H254L253 261H252ZM255 264H256V263H255Z\"/></svg>", "mask_w": 264, "mask_h": 264}]
</instances>
